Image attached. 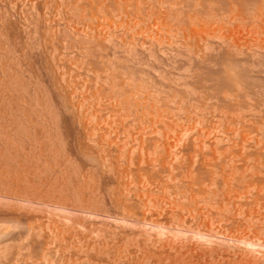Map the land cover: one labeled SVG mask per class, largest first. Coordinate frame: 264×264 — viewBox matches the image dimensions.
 Segmentation results:
<instances>
[{"label":"bare ground","instance_id":"1","mask_svg":"<svg viewBox=\"0 0 264 264\" xmlns=\"http://www.w3.org/2000/svg\"><path fill=\"white\" fill-rule=\"evenodd\" d=\"M39 1V0H38ZM56 1H58V0H56ZM61 1V0H60ZM73 2H75L74 4H75V6L77 7V8H74V9H78V11L77 10H74L75 12H79V6H81V9H83L82 7H84V9L87 7V5H90L89 7H91L94 11H96L97 12V10H99V9H102L103 11H102V13L100 12L101 10H99V12H100V14H102V15H104V11H107L108 9H109V7H107L106 9L107 10H105V5L106 4H108V3H110V1H115V2H113V3H116L117 2V5L119 4L120 5V3L123 1V0H72ZM134 1V0H133ZM133 1H131V0H129L128 2H133ZM137 1V0H136ZM142 1V0H141ZM157 2L159 1V0H156ZM166 0H164V1H160V3H159V5L158 6H160V8L162 9V7L164 8L165 7V4H167V1H169V0H167L166 2H165ZM177 2H178V0H176ZM175 1V2H176ZM187 1V0H186ZM185 1V2H186ZM189 1V0H188ZM187 1V2H188ZM195 1V0H194ZM204 0H201V3L203 2ZM206 1V3H205V5H203L204 3H202V5H203V8H204V6L206 7V5H207V2L208 3H210V1L208 0H205ZM221 1H225V2H227V3H230V5H231V3H232V7L233 8H235L234 10L232 9V7H231V11L229 12L228 10V13H230V14H227L228 15V17L229 18H231L230 20L228 19V17H227V19H226V16H225V13H224V18L227 20V21H235L234 23H236L237 21H239L240 22V25H241V23H243V24H245V23H247L248 21H251V20H249V19H247L246 17H247V14L245 13V12H247V13H249L248 15L250 16V12L252 13V9L250 8V7H252V5H253V7H255L256 5H258V3L260 4V2H264V0H221ZM220 1V3H223V2H221ZM13 2V1H12ZM11 2V3H12ZM17 2V1H16ZM23 2V1H22ZM26 2V1H25ZM29 2V1H28ZM31 2V1H30ZM40 2V1H39ZM41 2H43V1H41ZM45 2V1H44ZM43 2V3H44ZM65 2V1H64ZM108 2V3H107ZM135 2V1H134ZM139 2V1H138ZM149 1H147V2H145V3H148ZM152 2V1H151ZM174 2V1H173ZM172 1H171V3H169L168 2V4H170V5H166L167 7H169L170 8V6H171V4L173 3ZM174 2V3H175ZM179 2H180V0H179ZM191 2V1H190ZM200 1L198 0V3H199ZM213 2H215V4H216V0L215 1H213ZM212 1H211V3L210 4H212L213 3ZM217 2H218V0H217ZM263 2H262V4H261V6L263 5ZM14 3V2H13ZM56 3V2H55ZM61 3V2H60ZM123 3H124V1H123ZM123 3H122V5H123ZM125 3H127V1L125 0ZM124 3V4H125ZM152 3H154V1L152 2ZM151 3V4H152ZM174 3H173V5H174ZM181 3V2H180ZM184 3V2H183ZM189 3V2H188ZM195 3V2H194ZM196 3H197V1H196ZM195 3V4H196ZM197 3V4H198ZM2 4V3H1ZM36 4V3H35ZM62 4V3H61ZM60 4V5H61ZM64 4V3H63ZM62 4V5H63ZM66 4H68V1H67V3ZM73 4V3H72ZM70 2H69V5H72ZM132 4H135V3H132ZM131 4V5H132ZM138 4V3H137ZM139 4H142V2H140ZM148 4H150V2L148 3ZM175 4H177V3H175ZM179 4V3H178ZM177 4V5H178ZM185 4V3H184ZM187 4V3H186ZM190 4V3H189ZM188 4V5H189ZM196 4V5H197ZM209 4V5H210ZM215 4H213V5H215ZM8 5V4H7ZM28 5V4H27ZM47 5V4H46ZM57 5H59V3L57 4ZM61 5V6H62ZM86 5V6H85ZM94 5L98 8H93L94 7ZM110 5V4H109ZM118 5V6H119ZM128 5V4H127ZM129 5H130V3H129ZM130 5V7H132ZM154 5H155V3H154ZM176 5V6H177ZM187 5V6H188ZM199 5V4H198ZM208 5V6H209ZM223 5V4H222ZM228 5V4H227ZM112 7H114V5H111ZM115 6H116V4H115ZM117 6V7H118ZM124 6V5H123ZM135 6H138V5H133V7H135ZM140 6V5H139ZM141 6H143V5H141ZM152 6V5H151ZM150 6V7H151ZM156 7L155 6V8H159V7ZM175 6V5H174ZM181 6V4H179L178 5V7H180ZM194 6V5H193ZM192 6V7H193ZM201 6V4L199 5V7ZM207 6V7H208ZM216 6V5H215ZM219 6V5H218ZM218 6H216V9H218L219 7ZM258 6H260V5H258ZM257 6V7H258ZM264 6V5H263ZM24 7H26V6H24ZM39 7H40V5H39ZM64 7V6H63ZM66 7H68V5L66 6L65 5V8ZM88 7V8H89ZM111 7V8H112ZM117 7H115V8H117ZM126 7H128V6H126ZM129 7V8H130ZM146 7V6H145ZM167 7H165V8H167ZM173 6H171V8H172ZM177 7V9L179 10V8ZM182 7V6H181ZM186 6H184L183 5V8H185ZM199 7L197 6V9L199 10ZM218 7V8H217ZM250 9H249V8ZM257 7H256V10L258 11L259 9H257ZM16 8V7H15ZM31 8V7H30ZM36 8V7H35ZM70 8V7H69ZM104 8V9H103ZM128 8V9H129ZM136 8V7H135ZM135 8H130V9H132V12H133V10H135L134 11V13L136 12V9ZM154 8V7H153ZM164 8V9H165ZM169 8H167L168 10L166 11V9L164 10V9H162V10H164V13H165V11L166 12H168V13H172V12H174L171 8H170V12H169ZM187 9H189V7H186ZM191 8V7H190ZM202 8V7H201ZM201 8H200V10H199V13H198V11L195 13V14H193L192 16H191V18H190V21H191V23H189V26L187 25V27H186V29L184 30V33L187 35H185L186 36V38L187 37H189L190 39H193L194 37H196V36H198L199 34H200V32H201V30L203 31L204 29H207V28H205L206 26H208V23H210V22H208V20L210 21H214V22H217V21H219V18L221 17L222 19H223V22H224V18H223V16H221L222 15V13H220L219 15H220V17L218 18H216V14H214V13H216V12H214L215 10L213 9V11L211 12L210 10H208V9H206V10H208V13L211 15V13L212 14H214V16L213 17H215L214 19H212L213 17H211L208 13L206 14V15H209L210 16V18H208V16H206L207 18H205L203 15H204V13H203V11H205V10H201ZM208 8H210V7H208ZM213 8V7H212ZM215 8V7H214ZM230 7L228 6V9H229ZM1 9V8H0ZM50 9V8H49ZM58 9V8H57ZM60 9V8H59ZM73 9V8H72ZM97 9V10H96ZM121 9H123V7L121 8ZM143 9H144V7H143ZM175 9V8H174ZM221 9H222V7H221ZM223 9H224V7H223ZM222 9V10H223ZM253 9H255V8H253ZM11 10V9H10ZM13 10V9H12ZM27 10V9H26ZM110 10V9H109ZM118 10V9H117ZM125 9H123L122 11H124ZM142 10V9H141ZM158 10V9H157ZM160 10V9H159ZM158 10V11H159ZM171 10H172V12H171ZM181 10V9H180ZM180 10H179V12H180ZM186 10V9H185ZM190 10H192V9H189V11ZM225 10V9H224ZM223 10V11H224ZM233 10V11H232ZM247 10V11H246ZM250 10H252V11H249ZM255 10V11H256ZM261 10V9H260ZM259 10V11H260ZM7 11V10H6ZM36 11H38V8L36 9ZM57 11V10H56ZM60 11V10H59ZM74 11H73V13H74ZM83 11V10H82ZM111 11V10H110ZM129 11H131V10H129ZM140 11V10H139ZM151 11V10H150ZM183 9H182V13H183ZM202 11V12H201ZM217 11V10H216ZM221 11V10H220ZM219 11V12H220ZM256 11V12H257ZM257 12V13H254V14H256V16H254V14L253 15H251L250 17L251 18H254V20L252 19V21H257V22H259V26H260V23H262V22H264V9H262L260 12ZM263 11V12H262ZM71 12V11H70ZM83 12H85V11H83ZM90 12V9H89V11H88V13ZM94 12L92 15L90 14L89 15V17L88 18H90V16L92 17H95L96 19H97V13H99V12ZM108 12V11H107ZM107 12H105V13H107ZM118 12V11H117ZM121 12V11H120ZM125 12H128L127 11V9H126V11ZM124 12V13H125ZM137 12H138V10H137ZM142 12V11H141ZM147 12V11H146ZM154 12V13H153ZM153 12H150V13H152V14H150V15H153V14H155L156 12L155 11H153ZM161 13H162V11H160ZM160 12H158V14L157 15H160L161 13ZM186 12V11H185ZM188 12V11H187ZM200 12H201V14H200ZM207 12V11H206ZM218 12V13H219ZM233 14H232V13ZM7 13V12H6ZM92 13V12H91ZM113 13V12H112ZM129 13V12H128ZM128 13H125V14H127L128 15ZM164 13H162L160 16H164L165 14ZM167 13V14H168ZM175 13V12H174ZM174 13H173V16H172V14H170L171 16H172V18H174ZM176 13H178L177 11H176ZM181 13V12H180ZM227 13V12H226ZM1 14V13H0ZM14 14V13H13ZM82 14V13H81ZM87 14V13H86ZM86 14H82V15H86ZM99 14V15H100ZM118 14V13H117ZM143 14V13H142ZM199 14V15H198ZM232 14V15H231ZM29 15V14H28ZM78 15V14H77ZM76 15V16H77ZM88 15V14H87ZM87 15H86V17H87ZM106 15V14H105ZM123 15V14H122ZM130 15H132V14H130ZM129 15V16H130ZM135 15V14H134ZM178 15V14H177ZM181 16H183L182 14H180ZM180 15H178L177 16V18H174V20L176 19H178V20H180L181 19V17H180V19H179V16ZM195 15V18L197 17V15H198V17H199V19H201L202 17H204V19L205 20H202L201 19V21L200 22H196V20L198 21V17L196 18V20H195V18L193 17ZM200 15H202V17L200 18ZM245 15H246V17H245ZM4 16V15H3ZM5 16H7V15H5ZM10 16V15H9ZM16 16V15H15ZM36 16H38V15H36ZM61 16V15H60ZM171 16H169L168 17V15L167 16H165V17H163V18H161V17H157L159 20H160V18H161V20L163 19V21H165L164 20V18H170ZM232 16V17H231ZM254 16V17H253ZM14 17V16H13ZM39 17V16H38ZM85 16H84V21L83 22H85V18H86ZM100 18L102 17V16H99ZM99 17H98V19H99ZM104 17V16H103ZM112 17V16H111ZM125 17V16H124ZM137 17V16H136ZM140 16H138L137 18H139ZM155 17V16H154ZM5 18H7V17H4V19ZM54 18V17H53ZM78 18V17H77ZM82 18V17H81ZM87 18V19H88ZM94 18V19H95ZM156 18V17H155ZM167 18V19H168ZM171 18V19H172ZM183 18V17H182ZM194 18V19H193ZM249 18V17H248ZM11 19V18H10ZM32 19V18H31ZM63 19V18H62ZM72 19H73V17H72ZM71 19V20H72ZM75 19V18H74ZM86 19V20H87ZM91 19V18H90ZM89 19V20H90ZM93 19V18H92ZM128 19V18H127ZM146 19V18H145ZM152 19H153V16H152ZM207 19V20H206ZM14 20V19H13ZM17 20V19H16ZM15 20V21H16ZM21 20V19H20ZM26 20V19H25ZM80 20V19H79ZM100 20V19H99ZM103 20V19H102ZM126 20V19H125ZM136 20V19H135ZM148 20H149V18H148ZM157 20V19H156ZM158 20V21H159ZM160 20V21H161ZM195 20V21H194ZM248 20V21H247ZM18 21V20H17ZM34 21H36V20H34ZM33 21V22H34ZM54 21H56V20H54ZM69 21V20H68ZM92 21L93 20H91V21H88L87 23H89L90 24V22L92 23ZM94 21H96V20H94ZM101 21V20H100ZM99 21V22H100ZM107 21V20H106ZM105 21V22H106ZM130 21V20H129ZM181 21V20H180ZM183 21H184V19H183ZM204 21H205V23H204ZM222 21V20H221ZM221 21H220V23H221ZM242 21V22H241ZM244 21H246V22H244ZM251 21V22H252ZM2 22H3V20H2ZM7 22V21H6ZM11 22V21H10ZM14 22V21H13ZM31 22V21H30ZM70 22V21H69ZM78 22V21H77ZM81 22V21H80ZM97 22V21H96ZM98 22V23H99ZM102 22V21H101ZM100 22V23H101ZM105 22H103L104 23V25H105ZM135 22V21H134ZM142 22V21H141ZM144 22V21H143ZM156 22V21H155ZM166 22V21H165ZM176 22V21H175ZM239 22L237 23V24H239ZM18 23V22H17ZM40 23V22H39ZM52 23V22H51ZM62 23H64V22H62ZM72 23H74V22H72ZM133 23V22H132ZM138 23V22H137ZM158 23V22H157ZM162 23V22H161ZM160 23V24H161ZM167 23H169V22H167ZM173 23V22H172ZM213 23V22H212ZM228 23V22H227ZM230 23V22H229ZM1 24V23H0ZM3 24V23H2ZM5 24V23H4ZM13 25H11V23H9V26L12 28L13 26H14V23H12ZM28 24V23H27ZM35 24V23H34ZM54 24V23H53ZM65 24V23H64ZM84 24V23H83ZM95 24V23H94ZM148 24V23H147ZM243 24L241 25V26H243ZM251 24V23H250ZM256 24V23H255ZM8 25V24H7ZM18 25V24H17ZM17 25H16V23H15V31H18V30H16V28H17ZM20 25V24H19ZM18 25V26H19ZM24 25V24H23ZM23 25H22V27H23ZM33 25V24H32ZM38 25V24H37ZM51 25V24H50ZM67 25V24H66ZM65 25V26H66ZM75 26H76V24H74ZM80 26H81V24H79ZM86 25V24H85ZM92 25V24H91ZM97 25V24H96ZM99 25V24H98ZM112 25V24H111ZM114 25V24H113ZM124 25V24H123ZM139 25H141V24H139ZM158 25V24H157ZM162 25V24H161ZM167 25V24H166ZM226 25V24H225ZM228 25V24H227ZM230 25V24H229ZM246 25V24H245ZM243 26L242 27V29L243 30H241V31H245L244 29H246V27L248 26V23H247V26ZM4 26V25H3ZM60 26V25H59ZM70 25H68V27H69ZM78 26V25H77ZM88 27H89V25H87ZM86 26V27H87ZM121 26V25H120ZM150 26V25H149ZM160 26V25H159ZM165 26V25H164ZM163 26V27H164ZM168 26V25H167ZM169 26H171V25H169ZM212 26V25H211ZM223 26V25H222ZM234 26H235V28H234ZM234 26H233V29L231 30V29H229V30H231L230 32V34L231 35H236V34H239V35H237V36H240V33H242V35L244 34L243 32H241L240 31V27L241 26H237L236 27V24H234ZM259 26H258V28H259ZM2 26H0V35L2 36V37H6V35H7V37H8V39L9 38H12L13 37V33L12 32H14V29L13 30H11L12 32H10L9 30H10V27L8 28V26H4V27H7V29H9V30H5V29H3L4 30V34H6V35H2L1 33H3V31H2V28H1ZM27 27V26H26ZM26 27L24 28V29H26ZM35 27V26H34ZM62 27H63V25H62ZM82 27V26H81ZM92 27V26H91ZM90 27V28H91ZM95 26H93V28H94ZM106 27V26H105ZM148 27V26H147ZM230 27V26H229ZM249 27H251L250 25L248 26V28ZM19 28V27H18ZM36 28V27H35ZM51 28H53V27H51ZM64 28V27H63ZM98 28V27H97ZM103 28V27H102ZM108 28V27H107ZM113 28H115V27H113ZM126 28V27H125ZM139 28V27H138ZM161 28V27H160ZM254 28H255V26H254ZM257 28V29H258ZM262 28H264V23H263V27ZM20 29H22V28H20ZM47 29V28H46ZM84 29V28H83ZM87 29H89V28H87ZM86 29V32L88 31ZM96 29V28H95ZM105 29V28H104ZM116 29V28H115ZM130 29V28H129ZM146 29V28H145ZM164 29H166V28H164ZM251 29V28H250ZM249 29V30H250ZM260 29V28H259ZM37 30V29H36ZM39 30V29H38ZM49 30V29H48ZM53 30V29H52ZM60 30V29H59ZM70 30V29H69ZM73 30V29H72ZM108 30V29H107ZM122 30V29H121ZM148 30V29H147ZM163 30V29H162ZM167 30H169V29H167ZM214 30V29H213ZM212 30V31H213ZM2 31V32H1ZM22 31V30H21ZM54 31V30H53ZM67 31V30H66ZM90 31H91V29H90ZM98 31V30H97ZM124 31V30H123ZM134 31V30H133ZM156 31V30H155ZM206 31H208V30H206ZM256 31H258V30H256ZM264 32L263 30H261L260 29V32ZM23 32V31H22ZM21 32V33H22ZM28 32H29V30H28ZM30 32H31V29H30ZM33 32V31H32ZM31 32V33H32ZM37 32V31H36ZM49 32V31H48ZM62 32V31H61ZM77 32V31H76ZM79 32V31H78ZM85 32V33H86ZM96 31H94V33H95ZM98 32H100V31H98ZM108 32V31H107ZM146 32V31H145ZM165 32H167V31H165ZM179 32V31H178ZM246 32V31H245ZM252 32V31H251ZM259 32V33H260ZM17 33V32H16ZM20 33V34H21ZM34 33V32H33ZM50 33V32H49ZM48 33V34H49ZM64 33V32H63ZM80 33H81V31H80ZM85 33H84V35H85ZM142 33V32H141ZM148 33H149V31H148ZM156 33V32H155ZM203 33H204V31H203ZM19 34V35H20ZM24 34L26 35V31H24ZM29 34V33H28ZM45 34V33H44ZM53 34H54V32H53ZM59 34V33H58ZM66 34V33H65ZM83 34V33H82ZM90 35H91V33H89ZM100 34V33H99ZM103 34V33H102ZM101 34V35H102ZM125 34H126V32H125ZM160 34V33H159ZM181 34H183V33H181ZM221 34V33H220ZM256 34V33H255ZM16 35V34H15ZM14 35V36H15ZM74 35V34H73ZM78 35L80 36V34L78 33ZM88 35V34H87ZM87 35L85 36V37H87ZM109 35V34H108ZM108 35H106L105 34V36H108ZM112 35V34H111ZM119 35H120V33H119ZM151 35V34H150ZM155 35V34H154ZM203 35V34H202ZM214 35V34H213ZM223 35V34H222ZM249 35V34H248ZM259 35V34H258ZM258 35H256V36H258ZM262 36H263V34H261ZM18 36V35H17ZM30 36V35H29ZM45 36V35H44ZM53 36V35H52ZM62 36H64V35H62ZM69 36V35H68ZM99 36V35H98ZM113 36V35H112ZM149 36V35H148ZM163 36V35H162ZM168 36V35H167ZM200 36V35H199ZM198 36V38H201V37H199ZM208 36V35H207ZM210 36H211V34H210ZM2 37H0V39H2ZM24 37V36H23ZM35 37V36H34ZM58 37H59V35H58ZM66 37V36H65ZM85 37H84V39H85ZM88 37H90V36H88ZM97 37V36H96ZM102 37H104V36H102ZM111 37V36H110ZM110 37H108V38H110ZM155 37V36H154ZM165 37V36H164ZM182 37V36H181ZM215 37V36H214ZM213 37V38H214ZM219 37V36H218ZM233 37V36H232ZM248 37V36H247ZM17 38V37H16ZM15 37H13L12 39H16ZM19 39L18 40H20V38L21 37H18ZM27 38H28V36H27ZM29 38H31V37H29ZM63 38V37H62ZM61 38V39H62ZM73 38V37H72ZM71 38V39H72ZM79 38H81V37H79ZM91 38V37H90ZM95 38V37H94ZM93 38V34H92V38H91V40H93V41H90V42H93V44H97V43H95L94 42V40H96V39H94ZM101 38V37H100ZM105 38V37H104ZM107 38V37H106ZM105 38V39H106ZM115 38V37H114ZM133 38V37H132ZM189 38H188V40H189ZM209 38H211L212 39V37H208V39ZM222 38V37H221ZM220 38V39H221ZM243 38V37H242ZM252 38H253V36H252ZM258 38V37H257ZM261 38V37H260ZM40 39V38H39ZM47 39V38H46ZM104 39V40H105ZM111 39V38H110ZM139 39V38H138ZM155 39V38H154ZM165 39V38H164ZM177 39H179V38H177ZM248 39V38H247ZM3 40V42L5 41V39H2ZM23 40V39H22ZM28 40V39H27ZM52 40V39H51ZM55 40H57L56 38H55ZM60 40V39H59ZM69 40V39H68ZM75 40V39H74ZM90 39H88L87 38V40H84L85 42L86 41H89ZM111 40H113V37H112V39ZM133 40V39H132ZM152 40V39H151ZM173 40V39H172ZM202 40V39H201ZM200 40V41H201ZM222 40V39H221ZM227 40H229V39H227ZM226 40V41H227ZM9 41H13V40H9ZM8 40L6 41L7 42V45L5 44L6 42H1V44L3 43V44H5L6 46H7V48H9L8 50H10L11 48H13L12 46H10V47H8V43H9V45H11V42H9ZM15 41H17V40H15ZM15 41H13V42H15ZM29 41V40H28ZM41 41H43V40H41ZM45 41V40H44ZM73 41V40H72ZM79 41V40H78ZM84 41H81L82 42V45L81 46H85V45H83V42ZM105 41H107V39L105 40ZM146 41V40H145ZM178 41V40H177ZM191 41V40H190ZM189 41V42H190ZM206 41V40H205ZM220 41V40H219ZM224 42H225V40H223ZM230 41V40H229ZM232 41V40H231ZM25 42V41H24ZM23 42V43H24ZM31 42V41H30ZM29 42V43H30ZM32 42H34V41H32ZM31 42V43H32ZM58 42V41H57ZM65 42V41H64ZM80 42V41H79ZM80 42V43H81ZM100 43L101 42H103L104 43V41H99ZM110 42V41H109ZM154 42V41H153ZM236 42V41H235ZM251 42V41H250ZM17 43V42H16ZM15 43V44H16ZM21 43V42H20ZM40 43V42H39ZM42 43V42H41ZM112 43V42H111ZM114 43H117V42H115L114 41ZM139 43V42H138ZM146 43V42H145ZM158 43V42H157ZM165 43V42H164ZM181 43V42H180ZM186 43V42H185ZM184 43V44H185ZM194 43V42H193ZM204 43V42H203ZM229 43V42H228ZM251 43H254V42H251ZM258 43H259V40H258ZM0 44V45H1ZM13 44V43H12ZM14 44V45H15ZM18 44V43H17ZM26 44H28V43H26ZM33 44V43H32ZM44 44V43H43ZM47 44V43H46ZM49 44V43H48ZM53 44V43H52ZM59 44V43H58ZM65 44V43H64ZM78 44V43H77ZM76 44V45H77ZM99 44V43H98ZM106 44H108V41H107V43ZM110 44V43H109ZM108 44V47H107V50H109L108 48H109V45ZM186 44H188V42L186 43ZM207 44V43H206ZM208 44H210V42H208ZM238 44V43H237ZM4 45V46H5ZM80 45H78V46H80ZM88 45V44H87ZM91 45V44H90ZM117 45V44H116ZM120 45V44H119ZM126 45V44H125ZM176 45V44H175ZM190 44H188V46H189ZM253 45V44H252ZM251 45V46H252ZM258 45V44H257ZM28 46V45H27ZM35 46V45H34ZM74 46V45H73ZM89 46V45H88ZM88 46H85L84 48H86V53H85V57H88L89 58V68L88 69H86V71H87V73L89 72L90 74H89V76L91 75V74H93L92 76H94V77H92V79H96L97 81H96V83L97 82H99V80H101L103 77H104V79H103V81H106L105 83L102 81L101 83H103V86H104V84H108V85H105L104 87H106V86H108V88L106 89V90H104V93L106 94L107 92V90L109 91V93H107L106 94V96L108 95V96H110V97H108L107 99L108 100H110V103L109 102H107L108 100L105 98L106 96H105V94H103V87L101 88V94L102 95H104V97L103 96H100V98L98 99V101L101 99V97H103V99L105 98V100H103V99H101L100 101H99V103H100V105H98L99 106V108H103L102 106L103 105H101L103 102H105L106 104L108 103V105L110 104V106H111V111H110V106H106V108L107 107H109L108 109V111H109V113L107 112V110H105L106 112H107V115L105 114V118H107V116H109V117H112L113 119V121H111V118L110 119H106L110 124H111V122L113 123L112 124V128H113V125L115 126V122H117L115 119H117V117H118V119H120V120H118V121H120L119 123H120V125L122 126H120L119 124L117 125V127H121V130H122V128L124 129L125 128V125H126V123L127 122H125V120H127V121H130V120H128L129 119V117L131 116L130 115V113H131V111L132 110H135V112L134 113H136V116H138V115H143V113H145L144 112V110L145 111H149L150 112V110L152 111L150 114H154V115H156V114H160V115H162V116H164L162 113H156V111H157V109H158V107H162V106H159L158 104H160L159 102L163 99V96H161L162 97V99L161 98H159V97H157L158 96V94L156 95V97L157 98H152L151 96L153 95V94H150V97H147V98H149V99H146V97H145V95H144V92H149L150 93V91H151V93H154V92H152V91H155V90H150V91H144V89H146L145 87H147V86H149V85H147L146 83H145V81H144V83L147 85V86H143L144 87V89H134V88H132L131 86V88L130 87H128V83H130V82H128L127 83V81H130L131 79L129 78V77H127V75H125V73H127L126 71L128 70V68H127V70H126V68L124 69V70H126V71H123L122 69L124 68V66H123V68L122 69H120L119 70V67L121 68L122 66L121 65H125V64H123V63H121L122 61H119L118 63L120 64L121 63V65L119 66L118 64V68H116V71L117 72H119L120 71V79H119V81H118V79H116V81H114L115 79L113 78V77H116L117 78V76L119 77V75H118V73L117 72H114L115 70H114V67L116 66L117 67V65H116V63L114 62L115 60H114V58L113 57H110L112 54L111 53H109L110 51H111V49L109 50V52L107 51V50H105V51H107L109 54H111L110 56L108 55V53L106 52V54H102L101 52V54H100V56L101 57H99V55H95V53L93 52V54L94 55H92V51H90V46L88 47ZM93 46V45H92ZM96 46H99V45H96ZM103 46V45H102ZM105 46V45H104ZM103 46V47H104ZM111 46H113V45H111ZM122 46V45H121ZM136 46V45H135ZM152 46V45H151ZM183 46V45H182ZM203 46H204V44H203ZM208 46V45H207ZM206 46V47H207ZM215 46H217V45H215ZM215 46H214V48H215ZM224 47H225V45H223ZM234 47H232V49H231V51H233V54H237V55H240V50L242 49V47L240 48V49H238L239 48V46L238 47H236L235 46V44L233 45ZM1 47V46H0ZM18 47V46H17ZM20 47V46H19ZM26 47V46H25ZM30 47H32V46H30ZM37 48H40V47H38V46H36ZM36 47H33L35 50H38V49H36ZM43 47V46H42ZM45 47V46H44ZM70 47H71V45H70ZM74 47H76V46H74ZM82 47V48H83ZM117 47H118V45H117ZM143 47V46H142ZM159 47H161V46H159ZM202 47V46H201ZM230 47V45L228 46V48ZM244 47V46H243ZM258 47V46H257ZM2 48V47H1ZM7 48H5L4 47V51H8L7 50ZM15 48V47H14ZM24 48V47H23ZM28 48V47H27ZM62 47H60V49H61ZM67 48H68V46H67ZM78 48V47H77ZM81 48V47H80ZM89 48V53L87 52V49ZM93 48V47H92ZM96 48V47H95ZM115 48V47H114ZM123 48H124V46H123ZM126 48V47H125ZM131 48V47H130ZM152 48V47H151ZM172 48V47H171ZM180 48V47H179ZM183 48H185V47H183ZM193 48V47H192ZM204 49H205V46L203 47ZM208 48V47H207ZM206 48V49H207ZM212 48H213V46H212ZM217 48V47H216ZM220 48H222V47H220ZM220 48H218V49H220ZM226 48V47H225ZM253 48V47H252ZM6 49V50H5ZM21 49V48H20ZM32 49V48H31ZM30 49V51L33 53V49L31 50ZM41 49V48H40ZM48 49V48H47ZM57 49V48H56ZM70 49V48H69ZM79 49V48H78ZM99 49H100V46H99ZM117 49V48H116ZM122 49V47L120 48V51H119V48H118V52L120 53L121 51L123 52V49ZM128 49V48H127ZM126 49V50H127ZM210 48H208V50H209ZM244 49V48H243ZM242 49V50H243ZM1 50V49H0ZM11 50H13L14 51V49H11ZM10 50V52H12ZM18 50V49H17ZM22 50V49H21ZM29 50V49H28ZM34 50V51H35ZM43 50V49H42ZM74 50H76V49H74ZM82 50V49H81ZM98 50V49H97ZM145 50V49H144ZM178 50V49H177ZM176 50V51H177ZM186 50V49H185ZM184 50V51H185ZM189 50V49H188ZM194 50V49H193ZM192 50V51H193ZM208 50H207V53H208ZM212 50V49H211ZM211 50H209V52L211 51ZM222 50V49H221ZM229 50V49H228ZM245 50V49H244ZM253 50V49H252ZM25 51H27L26 50V48H25ZM41 51V50H40ZM45 51V50H44ZM70 51V50H69ZM77 51V50H76ZM99 51V50H98ZM105 51H103V52H105ZM113 51V50H112ZM115 51L117 52V50H115L114 49V53H115ZM134 51V50H133ZM133 51H131V52H133ZM165 51V50H164ZM182 51H183V49H182ZM201 51V50H200ZM204 52H205V50H203ZM215 51H217V50H215ZM238 51H239V53H238ZM255 50H253L252 52H254ZM1 52V51H0ZM3 52V51H2ZM9 52V51H8ZM7 52V53H8ZM9 52V53H10ZM29 52V51H28ZM37 52V51H36ZM35 52V53H36ZM42 52V51H41ZM50 52V51H49ZM57 52V51H56ZM55 52V53H56ZM59 52V51H58ZM97 52V51H96ZM129 52V51H128ZM130 52V53H131ZM148 52V51H147ZM170 52V51H169ZM179 52V51H178ZM214 52V51H213ZM218 52V51H217ZM224 52H226V51H224ZM235 52V53H234ZM251 52V53H252ZM260 52V51H259ZM6 53V52H5ZM14 53V52H13ZM60 53H61V51H60ZM75 53V52H74ZM73 53V54H74ZM77 53V52H76ZM79 53H80V51H79ZM99 52H97V54H98ZM119 53H117V54H119ZM127 53V52H126ZM162 53V52H161ZM166 53V52H165ZM196 53H198V52H196ZM200 53H202V52H200ZM216 53V52H215ZM219 53V52H218ZM232 53V52H231ZM230 52H229V56H231V58H232V55H230L231 54ZM255 53V52H254ZM2 54V53H1ZM1 54H0V57H1ZM10 54H12V53H10ZM22 54V53H21ZM39 54H40V52H39ZM38 54V55H39ZM58 54V53H57ZM67 54V53H66ZM65 54V55H66ZM69 54V53H68ZM67 54V55H68ZM71 54V53H70ZM117 54H116V56L115 57H117L118 58V56H117ZM156 54H158V53H156ZM183 56H184V54L183 53H181ZM187 54V53H186ZM190 54V53H189ZM199 54V53H198ZM204 54V53H203ZM217 54V53H216ZM222 54V53H221ZM242 54H243V52H242ZM241 54V55H242ZM244 54H245V52H244ZM250 54V53H249ZM258 54V53H257ZM261 54H262V52H261ZM261 54H260V56L259 57H261ZM3 55H6V54H3ZM3 55H2V57H3ZM18 55V54H17ZM26 55H28V54H26ZM38 55H36V56H38ZM49 55V54H48ZM62 55H64V52H63V54ZM82 55V54H81ZM106 57H105V56ZM122 55V54H121ZM120 55V56H121ZM126 55V54H125ZM131 55H133V54H131ZM135 55H136V53H135ZM163 55V54H162ZM165 55V54H164ZM201 55V54H200ZM209 55H211L210 53H209ZM215 55V54H214ZM227 55V54H226ZM236 55V57H237V59H239V56H237ZM247 55H248V53H247ZM252 55H253V53H252ZM256 55V54H255ZM264 55V54H263ZM8 56H9V54H8ZM35 56V55H34ZM39 56H41V54L39 55ZM50 56H52V55H50ZM54 56H57V55H55L54 54ZM58 56H60L59 54H58ZM70 56V55H69ZM68 56V57H69ZM72 56V55H71ZM74 56H77V54L76 55H74ZM80 56V55H79ZM91 56V57H90ZM123 56V55H122ZM127 56V55H126ZM134 56V55H133ZM154 56V55H153ZM176 56V55H175ZM179 56V55H178ZM177 56V57H178ZM197 56V55H196ZM213 56V55H212ZM249 56V55H248ZM7 57V56H6ZM10 57H13V55H11ZM9 57V58H10ZM14 57H15V55H14ZM22 57V56H21ZM20 57V58H21ZM31 57H32V55H31ZM46 57V56H45ZM62 57V56H61ZM60 57V58H61ZM84 57V58H85ZM129 57V56H128ZM128 57H126V58H128ZM135 57V56H134ZM159 57V56H158ZM157 57V58H158ZM189 57V56H188ZM202 57H204V58H206L207 57V55H205V56H202ZM209 57V56H208ZM224 57V56H223ZM235 57V56H234ZM236 57L234 58L235 60H236ZM258 57V56H257ZM16 58V57H15ZM23 58H25L24 57V55H23ZM26 58H28V56L26 57ZM41 58V57H40ZM44 58V57H43ZM51 58V57H50ZM76 58V57H75ZM78 58H80V57H78ZM84 58H83V62H86V63H88L87 61H88V58H85V60L87 59V61H85L84 60ZM106 58V59H105ZM113 58V59H112ZM121 58V59H120ZM120 58H118L119 60H124V58L122 59V57H120ZM125 58V59H126ZM132 59H133V57H131ZM136 58V57H135ZM190 58V57H189ZM193 58V57H192ZM198 58H200V57H197L196 59H198ZM203 58V59H204ZM213 58V57H212ZM215 58V57H214ZM226 58V57H225ZM228 58V57H227ZM227 58H226V60H227ZM241 58V57H240ZM245 58H247V57H245L244 56V59ZM254 58V57H253ZM263 58V57H262ZM3 59V58H2ZM13 59V58H12ZM17 59H19V57H17ZM37 59V58H36ZM45 59V58H44ZM43 59V60H44ZM117 59V60H118ZM131 59V60H132ZM148 59V58H147ZM152 59H154V58H152ZM156 59V58H155ZM194 59H195V57H194ZM202 59V58H201ZM202 59V60H203ZM210 59V58H209ZM224 59V58H223ZM229 59V58H228ZM251 60H253L252 58H250ZM254 59H258V58H254ZM260 59V58H259ZM10 60V59H9ZM8 60V61H9ZM15 61H16V59H14ZM14 60H12V61H14ZM25 60V59H24ZM30 61H31V59H29ZM59 60V59H55L54 57L52 58V60L50 59V61H52L51 63H49L51 66L49 67V70H50V68H51V70H53V67L55 68L56 67V69H58L59 70V65H57V66H54L53 65V67H52V64H54L53 63V61H55V62H57V61ZM68 60V59H67ZM72 60H74V59H72ZM114 60V61H113ZM187 60V59H186ZM193 60V59H192ZM199 60V59H198ZM205 60V59H204ZM217 59H215V61H216ZM233 61L232 59H231V61H229L228 60V66H227V62H225V64H224V67L225 66H227V67H225V69H224V67H222V65H223V62L222 61H225V60H222V61H220L219 60V63L221 62L222 63V65L220 66V68L222 67L223 69L222 70H225V73L224 74H222V75H220V76H226V78L227 79H223L222 77V79L225 81H223V82H219V84L217 85L216 83V85L217 86H214V84H213V86H211V84H210V86L212 87H210L211 89H213V91L214 90H216L215 91V93H211V91L208 89V88H206V90L208 89L209 91H210V93L211 94H213L212 95V98H213V100L215 101L214 103H216V104H219V105H221V106H224V109H225V107L226 108H228V110H230V108L232 109H235V111H236V109H238V108H240L239 106H243V104L244 103H246L245 101H248L249 99H247V98H249L250 97V95L252 94V96L255 94V93H259V95H262L263 96V94H264V85H262V82H261V84H260V81L262 80L263 81V79H264V73H262V71L264 70V67H263V69L262 68H260V67H262V66H259L260 64H257V62L255 61V64H254V61L252 62V63H248V61H249V58H248V61H244L243 59H240V60H236V61ZM245 62H243V61ZM262 60V59H261ZM7 61V60H6ZM11 61V60H10ZM11 61V63H13L14 64V62H12ZM19 61H21V60H19ZM27 61V60H26ZM33 61V60H32ZM41 61H42V59H41ZM46 61V60H45ZM71 61V60H70ZM78 61V60H77ZM81 61H82V59H81ZM128 60H124L123 62H127ZM159 61H161V60H159ZM189 61V60H188ZM210 61V60H209ZM214 61V60H213ZM212 61V62H213ZM264 61V60H263ZM262 61V62H263ZM2 62H4V61H2ZM37 63L39 62V61H36ZM49 62V61H48ZM82 62V63H83ZM100 62L103 64V66H99V64H100ZM104 62V63H103ZM167 62V61H166ZM169 62V61H168ZM191 62V61H190ZM197 62V61H196ZM208 62V61H207ZM206 61H205V63H207ZM217 62V61H216ZM261 62V63H262ZM10 63V62H9ZM16 63H17V61H16ZM15 63V66L17 67V64ZM25 63V62H24ZM29 63V62H28ZM35 63V62H34ZM59 63H60V61H59ZM62 63V62H61ZM72 63V62H71ZM70 63V64H71ZM74 63L76 64V63H79V62H75L74 61ZM106 63V64H105ZM115 63V64H114ZM129 63V62H128ZM131 63V62H130ZM153 63V62H152ZM173 63V62H172ZM199 63V62H198ZM202 63V62H201ZM204 63V62H203ZM210 63V62H209ZM214 63V62H213ZM220 63V64H221ZM242 63V64H241ZM246 63H248V66H247V64ZM258 63H260L259 62V60H258ZM2 63H0V65H1ZM3 64H5V67H6V65L8 64H6V62H4ZM46 64V63H45ZM57 64V63H56ZM55 64V65H56ZM74 64V65H75ZM145 64V63H144ZM149 64V63H148ZM159 64V63H158ZM165 64V63H164ZM188 64V63H187ZM215 64V63H214ZM258 66H257V65ZM264 64V63H263ZM9 65H11L12 66V64H9ZM19 65V64H18ZM38 65H39V63H38ZM46 65H48V64H46ZM46 65L44 66V67H46ZM61 65V64H60ZM77 66H78V64H76ZM86 64H84V66H85ZM133 65V64H132ZM146 65V64H145ZM173 65V64H172ZM194 65H196V64H194ZM203 65V64H202ZM206 65V64H205ZM208 65V64H207ZM211 65H212V63H211ZM215 65H217V64H215ZM214 65V66H215ZM4 66V65H3ZM3 66H0V67H2L1 69H0V264H83L82 263V261L84 260V257L82 256V254H85V252H86V245H88V247H87V249H89V250H87V257L85 256V259H86V261H85V264H108L107 262H105L106 261V259L105 258H111V260L110 259H107V261L108 260H110V261H112L113 262V259L115 258L116 259V263H115V259H114V264H119L120 262H121V260H122V258H119L120 259V262H118L117 263V260L119 261V259H117L118 258V256L116 255V254H118V253H116V252H114L117 248H120V246L119 247H116L115 248V250L114 249H112V253H111V251H108L107 252V246L106 245H108L109 244V242L107 241L106 242V239H104L105 241L104 242H102L101 241V239L100 238H104L105 237V235H106V233H104L105 231H109L110 233H109V235H111V233L113 234V237H115V238H117L116 236L118 235V234H121V235H123L122 237H123V239H129V237H136L135 239H137V240H139V237H140V240H141V238H142V240L139 242V241H137L138 243V245H135L136 246V249H135V251H134V253L135 254H133V255H136V258L137 259H141L143 256H146V255H144L145 253L143 252V251H145V250H143L142 248L143 247H145L146 248V250L148 249V246L150 247V245L152 244V245H154L155 244V242H158V245L159 246H157V243H156V245L155 246H153L154 247V249L157 247H159L160 248V246H161V248L163 247V245L166 243V242H164L165 241V239H164V236L162 235V236H160L159 234H157L156 233V231H148L147 229H144V228H142V229H135L134 228V223H136V222H138L139 223V221H141V222H146V217L147 216H145L144 214H143V212H142V214H143V218H140V217H142V215H140V217H138L139 215H138V213H139V211L141 212V210H139V208H141L142 210H143V207H148L149 206V208L151 207V205H154L153 203H154V201H156V199H155V194L157 193V192H159V193H161V191H158L159 189V187H157L159 184L158 183H160V182H163V184L165 185V183L167 184V182L169 181V183H171L172 182V185H174V188L176 189V187H177V185H179V184H181V183H176V184H173V179H172V181L170 182V180H168V181H166L165 179L168 177L167 175V177H165V178H162V179H164L165 181H160L159 182V179L160 178H158V180L156 181L155 179H156V177L154 176L155 174L154 173H156V174H158V176H159V165H157L156 164V162L158 161V158H157V160H155L154 162L155 163H153L152 162V160H151V163L152 164H149V166L146 164L147 163V161L145 162L144 160H145V158L147 157L146 156V154L144 155L143 153H141L142 154V156H140L141 158H138V159H143L145 156V158H144V162H145V164H146V166H148V168H146V167H144V165L141 163V164H139L137 161V159L136 158H134V156H130V158L133 160H131L132 162H128L129 163V165L127 164V166H125V164L124 165H122L121 166V163H123L125 160H119V158H121V157H119V156H122L121 154H122V151H124L125 149H127V145H125L124 146V148L122 149V151H121V154H119V153H117V157L118 158H116L115 156H116V149H115V151L113 152L112 150V152H111V154L112 155H114V153H115V155H114V157L115 158H109V155H107L108 154V152H110V150H106V151H108L107 152V154L105 153V149L107 148V147H105V144H107V142L109 141H107L106 143H105V141L106 140H104L102 137H101V141H102V139H103V141H104V143L105 144H103V143H101L100 144V142H98V138H99V134L100 135H102V134H104V133H102V131L100 130V132L102 133H100L99 132V127L98 126H96V124H94V123H96L97 122V119H95L96 121L93 123V126L92 127H94L95 126V128L97 127V128H99L98 129V134H94V137H95V135H97V137L95 138V140H97V141H94V139H93V134H92V132L93 133H96L97 132V128H96V131H94L95 130V128H94V130H91V133H90V128L92 129V127L90 126L91 124H89V122L90 123H92L93 122V120L92 119H94V117L96 116V113H94L95 112V110L96 109H98V110H100V111H98V110H96V112L98 111V112H100V113H102L101 114V116L103 115V113H106L105 111H104V109H102V111H101V109H99V108H97L96 107V105H95V107L93 108V104H91L92 105V109H93V112H92V109H90L89 107H87L86 106V103H85V101H87V100H89L87 97H86V100L83 102V100H82V95L86 92H83V94H81V89L84 91V89H83V87L85 88V83L87 82L88 83V85L89 86H92L91 84H95L94 82V80H90L91 79V77H89L88 75H87V73H84L83 72V70H81L84 74H86L87 76H88V78L89 79H87V81L86 82H84V86L82 87V84H80L81 86L80 87H82L81 89H79V88H77L78 86H79V84H77L78 86H76V85H74V87L76 88V90L75 89H73L74 87H73V84L71 83V85H72V87L69 85L70 84V82L72 81L73 82V80H71L72 79V77L70 78V81L68 82V86H69V88H70V93H71V95L70 94H68V98H70L69 100H66V97H64V95H65V90L64 89H66V88H68V86H67V82H65V78H68V73H66V72H63L62 74H63V76H65V77H63L62 75H60V70L59 71H57V73L60 75V78L61 77H63V80H64V82H65V84H64V86H62L63 84L61 83V82H63V80L61 79V81H60V79H59V75L57 76V73H55L54 72V74H56V76H53V78L52 79H54V77H58V79H54L55 80V82H56V80H57V83L60 85V84H62V85H60V86H62V89H61V87L57 84V86H59L60 87V89L62 90V92L61 91H56V89L55 88H58V87H56L55 86V82H53V81H51L52 79L50 78V81L52 82V83H55V84H51L52 86H50V84L48 85L47 83H48V77H50V75L48 74V67L47 68H45V69H47V72L44 74L43 72H42V70H43V66H42V68L41 67H39V74H37L38 76L36 77V75H35V77L36 78H32L34 81H32V82H36V83H33V84H31L32 82H30L29 80H27L28 82V84L27 83H25L26 81H24V80H26V79H22L21 77H19V76H17V74L15 75L14 73H12L13 74V76H12V74H11V76L9 75L11 72H9L10 70V68L8 67V68H5V67H3ZM10 66V67H11ZM25 66V65H24ZM35 66H36V64H35ZM64 66V65H63ZM61 67V68H64V67ZM71 66H73V65H71ZM80 66V65H79ZM82 66V65H81ZM80 66V67H81ZM84 66H83V68H84ZM87 66H88V64H87ZM126 66H127V64H126ZM144 66V65H143ZM162 66V65H161ZM160 66V67H161ZM198 66H199V64H198ZM197 65L195 66V68H197L198 67ZM200 66H201V64H200ZM213 66V65H212ZM212 66H209V67H212ZM213 66V67H214ZM14 67V66H13ZM27 67V66H26ZM36 67H38V66H36ZM74 67H76V66H74ZM99 67H101V68H104V70L105 71H103L104 72V74H102L101 72V76L99 77V72L97 71V70H102V69H100ZM128 67H129V64H128ZM157 67H159V66H157ZM156 67V68H157ZM165 67H167V66H165ZM202 67V66H201ZM212 67V68H213ZM241 67V68H240ZM5 68V69H4ZM17 68H19V67H17ZM29 68V67H28ZM132 68H133V66H132ZM136 68V67H135ZM146 68V67H145ZM147 68H149V67H147ZM153 68V67H152ZM162 68V67H161ZM160 68V69H161ZM164 68V67H163ZM191 68H193V67H191ZM214 68H216V67H214ZM258 68H260V71H259V69ZM6 69H8V70H6ZM13 69V68H12ZM40 69H41V72H40ZM69 70L71 69V68H68ZM118 69V70H117ZM190 69V68H189ZM203 69H204V67H203ZM4 70V71H3ZM14 70V69H13ZM21 70V69H20ZM55 70V69H54ZM61 70H63V69H61ZM66 70V69H65ZM72 70L73 69H71L70 71L72 72ZM114 70V71H113ZM131 70V69H130ZM129 70V71H130ZM134 70V69H133ZM156 70H158L159 71V69H156ZM161 70H163V69H161ZM197 70H198V68H197ZM196 70V71H197ZM210 70V69H209ZM262 70V71H261ZM6 71H8V72H6ZM15 71V70H14ZM22 71H23V69H22ZM35 71V70H34ZM44 71V70H43ZM75 71V70H74ZM72 72V73H75V72ZM79 71V70H78ZM85 71V70H84ZM85 71V72H86ZM114 73H113V72ZM138 71V70H137ZM141 71V70H140ZM146 71H148V70H146ZM151 71V70H150ZM166 71V70H165ZM187 71V70H186ZM203 71V70H202ZM215 71V70H214ZM213 71V72H214ZM219 71V70H218ZM16 72L17 73H19V70L17 71V69H16ZM15 72V73H16ZM21 72V71H20ZM25 72V71H24ZM24 72H23V76H24ZM50 72V71H49ZM62 72V71H61ZM131 72H132V70H131ZM143 72H144V70H143ZM149 72V71H148ZM162 72V71H161ZM171 72V71H170ZM185 72V71H184ZM213 72H211L212 74H214ZM222 72V71H221ZM221 72H219V74L221 73ZM264 72V71H263ZM22 73V72H21ZM27 73V72H26ZM33 73V72H32ZM31 73V74H32ZM36 73V72H35ZM72 73H70L71 75H73ZM113 73V74H112ZM115 73H116V76H115ZM130 73V72H129ZM141 73V72H140ZM158 73V72H157ZM166 73H168V72H166ZM165 73V74H166ZM176 73V72H175ZM200 73V72H199ZM205 73V72H204ZM204 73H201V74H204ZM210 72L209 73H206V75L208 74V76H209V74H211ZM28 74V73H27ZM67 74V75H66ZM76 74H77V72H76ZM135 74V73H134ZM147 74V73H146ZM149 74V73H148ZM162 74V73H161ZM174 74V73H173ZM187 74V73H186ZM211 74V75H212ZM216 74H218V73H216ZM16 77H15V76ZM18 75H20V74H18ZM26 75V74H25ZM52 75V74H51ZM102 75H103V77H102ZM133 75V74H132ZM159 75V74H158ZM175 75V74H174ZM178 75V74H177ZM188 75V74H187ZM205 75V74H204ZM210 75V76H211ZM21 76V75H20ZM28 76H29V74H28ZM31 76V75H30ZM33 76V75H32ZM79 76V75H78ZM81 76V75H80ZM129 76H130V74H129ZM147 76V75H146ZM167 76V75H166ZM169 76V75H168ZM176 76V75H175ZM179 76V75H178ZM185 76V75H184ZM184 76H182V78H184ZM209 76V77H210ZM213 76V75H212ZM211 76V77H212ZM215 76L217 77V79H219V80H221L220 79V76L218 77L217 75H214L212 78H213V80H215ZM20 79H19V78ZM52 77V76H51ZM81 77H83V76H81ZM84 77H85V75H84ZM102 77V78H101ZM129 78L130 80H127V78ZM130 77H132V76H130ZM135 77H137V76H135ZM145 77V76H144ZM150 77V76H149ZM170 77V76H169ZM198 77V76H197ZM246 77H248V78H246ZM251 77H253V78H251ZM16 78H18L20 81H21V79H22V81H24V82H20L19 80V82L20 83H18V81H17V79ZM26 78V77H25ZM87 78V77H86ZM134 78V77H133ZM139 78V77H138ZM147 78V77H146ZM162 78V77H161ZM166 78H168V77H166ZM171 78V77H170ZM170 78H168L167 80H170L171 81V79ZM172 78H173V76H172ZM186 78V77H185ZM184 78V79H185ZM212 78H211V81H212ZM254 80V78L256 79V80H254L253 82H252V80ZM36 79H38V80H36ZM40 79V80H39ZM69 79V78H68ZM82 79V78H81ZM99 79V80H98ZM136 79V78H135ZM140 79V78H139ZM144 79V78H143ZM150 79V78H149ZM155 79H156V77H155ZM158 79H159V77H158ZM163 79V78H162ZM176 79V78H175ZM199 79V78H198ZM197 78H196V80H198ZM216 79V80H217ZM246 79H250L248 82L247 81H245ZM261 79V80H260ZM58 80L60 81V82H58ZM67 80V79H66ZM83 80V79H82ZM86 80V79H85ZM132 80H134V79H132ZM147 80V79H146ZM167 80H164V81H167ZM182 80V79H181ZM215 80V82H217ZM68 81V80H67ZM77 81V80H76ZM84 81V80H83ZM142 81V80H141ZM161 81V80H160ZM163 81V80H162ZM175 81H178V79L177 80H175ZM180 81V80H179ZM183 81V80H182ZM203 81V80H202ZM210 81V82H211ZM89 82H90V84H89ZM135 82V81H134ZM140 82V81H139ZM143 82V81H142ZM146 82H148V81H146ZM155 82V81H154ZM185 83H186V81H184ZM193 82V81H192ZM192 82H191V84H192ZM196 82V81H195ZM214 82V81H213ZM264 82V81H263ZM76 83V82H75ZM100 83V82H99ZM98 83V84H99ZM168 83V82H167ZM177 83V82H176ZM182 82L180 81V84H181ZM194 83V82H193ZM212 83V82H211ZM218 83V82H217ZM220 83H222V84H220ZM36 85L35 87L33 86V85ZM130 84H132V86H133V83L131 82ZM137 84V83H136ZM136 84L134 85V86H136ZM143 84V83H142ZM159 84V83H158ZM157 84V85H158ZM166 84V83H165ZM164 84V85H165ZM172 84V83H171ZM170 84V85H171ZM177 84H179V83H177ZM19 85L21 86V88L19 87ZM50 86V87H53L54 89H55V91H52L53 90V88H51L52 90H50V87L48 88L47 86ZM96 86H97V84H95ZM94 85V86H95ZM102 85V84H101ZM141 85V84H140ZM139 85V86H140ZM161 85V84H160ZM159 85V86H160ZM184 84H182V86H183ZM186 85V84H185ZM197 85H198V83H197ZM196 85V86H197ZM203 85H204V83H203ZM33 86V87H32ZM67 86V87H66ZM89 86L87 87V90H88V88H89ZM167 86V85H166ZM175 86V85H174ZM177 86V85H176ZM178 86H180V85H178ZM187 87L189 86V83H188V85H186ZM205 86H207V85H205ZM204 86V87H205ZM208 86H209V82H208ZM18 87H19V89L21 90L22 89V91H20V93H19V91H18ZM98 87H100L99 85H98ZM154 87H156V84H155V86ZM162 87H165V86H161V88ZM171 87V86H170ZM186 87V88H187ZM198 87H200V84H199V86ZM203 87V86H202ZM34 88H36V90H38L39 91V93H40V95L38 94V92H35V94L36 95H38V96H36L33 92L34 91H36ZM37 88H39V89H37ZM68 88V89H69ZM92 87H90V89H91ZM95 89V92L97 93V91H96V88L97 87H94ZM156 88H158L159 89V87H156ZM160 88V89H161ZM173 88V87H172ZM175 88V87H174ZM178 88V87H177ZM176 88V89H177ZM190 88V87H189ZM30 89H31V92H32V94H30L31 92H29L30 91ZM34 89V91H32ZM72 89H73V91H74V95H75V93H80L81 94V98L79 99V96L78 95H80V94H76L75 95V98L73 99V100H71L72 98H73V91H72ZM86 89V88H85ZM99 89V88H98ZM134 89V90H133ZM147 89L149 90V87H147ZM151 89H152V87H151ZM159 89V90H160ZM169 89V88H168ZM196 89V88H195ZM200 89V88H199ZM198 89V90H199ZM202 89H204V88H202ZM77 90H78V92H77ZM93 90V91H94ZM141 90H143L144 92H142ZM165 90H166V88H165ZM165 90L163 91L164 93H165ZM171 90V89H170ZM173 90V89H172ZM180 90V89H179ZM194 90V89H193ZM198 90H197V92H198ZM63 91H64V94H63ZM66 91H67V89H66ZM80 91V92H79ZM89 91V90H88ZM99 91V90H98ZM157 91V93H158V90H156ZM155 91V92H156ZM185 91H187V90H185ZM212 91V92H213ZM141 92H142V94H141ZM175 92H178V91H174V94H175ZM205 92V91H204ZM208 92V91H207ZM206 92V94L207 95H210V93L208 94ZM260 92H261V94H260ZM67 93H69V90L67 91ZM89 94H90V91L88 92ZM87 92H86V95H89ZM146 93V94H147ZM162 93V92H161ZM164 93H162V95L164 94ZM167 93V92H166ZM164 94V96H165V98L168 96V95H172V93L171 94H169L168 93V95L167 94ZM199 93V92H198ZM201 93H202V91H201ZM263 93V94H262ZM63 94V95H62ZM93 94L95 95V93L93 92ZM98 94V96H99V92L97 93ZM186 94V93H185ZM184 94V95H185ZM92 95V94H91ZM140 95H142V96H144L143 98H142V96H140ZM148 95V94H147ZM175 95H177V94H175ZM188 95V94H187ZM194 95V94H193ZM195 95H197L196 93H195ZM204 95V94H203ZM202 95V96H203ZM41 96V97H40ZM67 96V95H66ZM70 96H72V98L70 97ZM76 96L78 97V99L79 100H82V102L84 103V105H85V107H84V105H82V102H79V103H77V100L78 99H76ZM97 96V95H96ZM149 96V95H148ZM160 96V95H159ZM172 96H174V95H172ZM182 96V95H181ZM191 96V95H190ZM206 96V95H205ZM85 97V96H84ZM89 97H91L90 95H89ZM169 97V96H168ZM167 97V98H168ZM193 97H195V96H193ZM192 97V98H193ZM209 97V96H208ZM260 97V99H261V96H259ZM93 98H95V96L93 97ZM109 98H111V99H109ZM139 98H141V100L139 99ZM151 98L153 99V100H151ZM171 98V97H170ZM173 98V97H172ZM174 98H176V97H174ZM178 98V97H177ZM180 98V97H179ZM202 98V97H201ZM204 98V97H203ZM212 98H210V99H212ZM256 97L255 96H253V98H251L252 100L253 99H255ZM263 98H264V96H263ZM84 99V98H83ZM92 98H90V100H91ZM139 99V100H138ZM146 99V100H145ZM188 99V98H187ZM186 99V100H187ZM195 99H196V97H195ZM207 99V98H206ZM209 99V100H210ZM244 99H245V101H244ZM257 99H258V101H259V98L257 97ZM257 99H255V101H257ZM76 100V101H75ZM90 100H89V102H90ZM94 101H95V99H93ZM143 100H145V101H143ZM147 100H149L150 102H148ZM168 100V99H167ZM167 100H165V102L167 101ZM172 100H175V99H172ZM181 100V99H180ZM184 100V99H183ZM182 100V101H183ZM189 100V99H188ZM196 100H198V98L196 99ZM208 100V101H209ZM92 101V100H91ZM94 101H92L93 103H94ZM102 101V102H101ZM152 101V102H151ZM170 102H173V101H171V100H169ZM169 101H167L168 103H169ZM175 101H177V99L175 100ZM174 101V102H175ZM194 101V100H193ZM202 101V100H201ZM204 101V100H203ZM207 101V100H206ZM206 101H204V102H206ZM244 101V102H243ZM261 101H263V99L261 100ZM261 101H260V103H261ZM89 102H87V104H88V106H89ZM96 103H98L97 102V100L95 101ZM148 102V103H147ZM165 102H163V105L165 104ZM184 102H185V100H184ZM196 102V101H195ZM198 102V101H197ZM210 102H211V100H210ZM249 102H251V101H249ZM176 103H178V102H175V104ZM182 104H183V102H181ZM188 103V102H187ZM203 103V102H202ZM208 103V102H207ZM240 103V104H239ZM259 103V104H260ZM104 104V103H103ZM199 104V103H198ZM211 104V103H210ZM216 104H213V105H215L216 106ZM238 104H239V106H238ZM253 104V102L251 103V105ZM258 104V105H259ZM105 105V104H104ZM180 105V104H179ZM184 105V104H183ZM182 105V106H183ZM193 105V104H192ZM206 105V104H205ZM204 105V106H205ZM244 105H246V104H244ZM248 105V104H247ZM250 105V106H251ZM254 105H256L257 106V104H256V102H254ZM253 105V107H252V109L253 110H255V111H257V112H255V111H253V112H255V113H258V108L256 107V106H254ZM101 106V107H100ZM178 106V105H177ZM230 106V107H229ZM238 106V107H237ZM156 107H157V109H156ZM179 107V106H178ZM254 107H256L257 108V110H256V108H254ZM261 107V105L259 106V108ZM104 108H105V106H104ZM131 108H134V109H132V110H130ZM177 108V107H176ZM175 108V109H176ZM179 108H181V107H179ZM178 108V109H179ZM185 108V107H184ZM196 108H197V105H196ZM202 108V107H201ZM203 108H205L206 109V107H203ZM202 108V109H203ZM247 108V107H246ZM83 109H85L84 111L85 112H83ZM86 109H87V111H86ZM88 109H89V111L91 110V112L90 113H94V116L92 117V116H89L88 118H92L91 120H89L86 116V112H88ZM95 109V110H94ZM174 109V108H173ZM174 109V110H175ZM192 109V108H191ZM209 109H210V106H209ZM174 110H173V112H174ZM182 109H180V111H181ZM194 110V109H193ZM198 110V109H197ZM200 110V109H199ZM225 110H227V109H225ZM240 110V109H239ZM246 110V109H245ZM146 112L147 114L149 113V112ZM179 111V110H178ZM177 110H175V112H178ZM189 111V110H188ZM191 111V110H190ZM195 111V110H194ZM201 111V110H200ZM208 111V110H207ZM207 111L205 110V112H206V114H207ZM210 111V110H209ZM234 111V110H233ZM243 111H244V109H243ZM243 111H241L240 113L242 114V113H244ZM247 111H248V108H247ZM246 111V112H247ZM249 111H251V110H249ZM263 111H264V109H263ZM262 111V112H263ZM172 112V113H173ZM175 112H174V114L173 115H175ZM230 112V111H229ZM228 112V113H229ZM89 113V112H88ZM100 113H97V115H100ZM146 113H145V115H146ZM194 113H196V112H194ZM208 113H210V112H208ZM231 113V112H230ZM255 113H253V115L255 114ZM260 113V112H259ZM256 114V117H257V115H259V117H257V118H262V120L264 119L263 117H260V116H262V114L260 115V114ZM182 114H184V113H181V115ZM186 114V113H185ZM189 114V113H188ZM200 114V113H199ZM215 114H218V113H215ZM91 115H93V114H91ZM145 115H143L142 117H144ZM159 115V116H160ZM172 115V114H171ZM171 115H169V117H171ZM192 115H194L193 113H191V116ZM196 116H197V114H195ZM202 115V114H201ZM200 115V116H201ZM210 115V114H209ZM219 115V114H218ZM221 115V114H220ZM231 115V114H230ZM246 115V114H245ZM250 115V114H249ZM101 116H97V117H99V119L101 120L100 122H102V120L104 121V119H103V117H104V115L102 116V118H100ZM132 116H133V118H134V116H135V114L133 115L132 114ZM132 116L130 117V118H132ZM157 116V115H156ZM162 116H160L161 118H159V122H160V119H162L163 117ZM166 116V115H165ZM176 116V115H175ZM175 116H174V120L176 121V119H175ZM178 116H180V115H178ZM177 116V117H178ZM184 116V115H183ZM183 116H180V117H183ZM199 116V117H200ZM203 116V115H202ZM204 116H206V115H204ZM208 116V115H207ZM226 116V115H225ZM238 116V115H237ZM240 116V115H239ZM243 116V115H242ZM242 116H240V117H242ZM97 117H95V118H97ZM139 118H142V117H140V116H138ZM138 117L135 119V121L136 120H140L141 121V124H142V122L144 121V120H141V119H138ZM167 117H168V115H167ZM189 117H190V115H189ZM215 117H217V116H215ZM88 119V126L90 127H88L87 126V123H86V119ZM132 118V119H133ZM171 118H173V117H171ZM187 118V117H186ZM207 118V117H206ZM205 118V119H206ZM227 118V117H226ZM231 118V117H230ZM233 118V117H232ZM253 118V117H252ZM164 119V118H163ZM167 119V118H166ZM165 119V120H166ZM193 119V118H192ZM202 119V118H201ZM241 119H243V118H241ZM246 119H247V117H246ZM248 119H250V118H248ZM247 119V120H248ZM255 119V118H254ZM111 122H110V121ZM164 120V121H165ZM169 120H171L170 118H169ZM199 120V119H198ZM219 120V119H218ZM222 120V119H221ZM230 120V119H229ZM246 120V121H247ZM252 119H250V121H251ZM256 120H260V119H256ZM106 121V122H107ZM124 121V122H123ZM139 121V122H140ZM155 121L157 122V119H155ZM173 121V119L171 120V122ZM179 121V120H178ZM177 121V123L179 124V122ZM196 121V120H195ZM246 121H244V122H246ZM249 121V122H250ZM253 121V120H252ZM122 122V123H121ZM138 121H137V123H139ZM170 122V121H169ZM185 122V121H184ZM201 122H204V121H201ZM241 122V121H240ZM263 123H264V121H262ZM99 123V122H98ZM97 123V125H99ZM125 123V124H124ZM132 123V122H131ZM166 123V122H165ZM191 123V122H190ZM210 123V122H209ZM220 123H222L221 121H220ZM224 123V122H223ZM253 123V122H252ZM261 123V122H260ZM259 123V124H260ZM101 124V123H100ZM105 124V123H104ZM130 124V123H129ZM159 124H161V123H159ZM171 124V123H170ZM176 124V123H175ZM193 124V123H192ZM235 124V123H234ZM247 124H249V123H247ZM247 124L246 125H241V127L243 126V127H246L247 126ZM254 124V123H253ZM257 124V123H256ZM102 125V124H101ZM100 125V126H101ZM109 125L107 126V131H109L111 128L109 127ZM136 125V124H135ZM137 125H139V124H137ZM157 125V124H156ZM155 125V126H156ZM165 125V124H164ZM228 125V124H227ZM251 125V124H250ZM262 125H264V124H262ZM154 126V125H153ZM167 126H169V125H167ZM178 126V125H177ZM210 126V125H209ZM220 126V125H219ZM229 126V125H228ZM233 126H235V125H233ZM239 126V125H238ZM256 126V125H255ZM259 126V125H258ZM81 127H83V129H81ZM89 128V130H88V128ZM103 128L105 127V125L104 126H102ZM132 127V126H131ZM136 127V126H135ZM140 127H142V126H140ZM157 127V126H156ZM248 127H249V125H248ZM260 127V126H259ZM258 127V128H259ZM102 128V129H103ZM110 128V129H109ZM181 128V127H180ZM186 128V127H185ZM231 128V127H230ZM235 128V127H234ZM237 128V127H236ZM257 128V127H256ZM262 128V127H261ZM87 129V130H86ZM142 129H143V127H142ZM156 129V128H155ZM167 129V128H166ZM174 129H176V127H174ZM183 129V128H182ZM214 129V128H213ZM245 129V128H244ZM113 130V129H112ZM115 130H116V128H115ZM124 130H126V128L124 129ZM128 130H131L129 127H128ZM140 130V129H139ZM211 130H212V128H211ZM248 130V129H247ZM246 130V131H247ZM259 130V129H258ZM258 130L256 131V132H258ZM83 131V133L85 134H83V141H82V137L80 136L81 135V132ZM89 133H88V132ZM104 131V130H103ZM141 131V130H140ZM143 131V130H142ZM179 131V130H178ZM184 131V130H183ZM189 131H190V129H189ZM201 131V130H200ZM203 131V130H202ZM213 131V130H212ZM218 131H219V129H218ZM250 130H248V132H249ZM255 131V130H254ZM111 131H109V133H110ZM124 132V131H123ZM129 132V131H128ZM144 132V131H143ZM156 132H158V131H156ZM155 132V133H156ZM172 132V131H171ZM174 132V131H173ZM231 132V131H230ZM229 132V133H230ZM243 132V131H242ZM252 132V131H251ZM260 132V131H259ZM263 132H264V128H263ZM262 132V133H263ZM108 133V134H109ZM113 133H115V132H113ZM132 133V132H131ZM141 133V132H140ZM154 133V134H155ZM163 133V132H162ZM183 133V132H182ZM215 133V132H214ZM237 133V132H236ZM238 133H240L239 131H238ZM253 133V132H252ZM262 133H259L258 135H261ZM120 134V133H119ZM124 134V133H123ZM127 134V133H126ZM144 134V133H143ZM142 134V135H143ZM157 134V136H158V133H156ZM168 134L169 133H167V134H164V135H166V136H168ZM171 134V133H170ZM215 134H217V133H215ZM245 134V133H244ZM243 134V135H244ZM255 134V133H254ZM104 135H107V133H105ZM110 135L111 134H109V136H105V139L107 138L108 139V137L110 138V139H113V138H111L110 137ZM116 135V134H115ZM122 135V131H121V134L119 135V138H120V136ZM164 135H163V137H164ZM183 135V134H182ZM190 135V134H189ZM204 135V134H203ZM229 135V134H228ZM231 135V134H230ZM236 135V134H235ZM240 135V134H239ZM257 135V136H258ZM263 135V134H262ZM261 135V136H262ZM135 136H136V133H135ZM137 136H138V134H137ZM152 136V135H151ZM170 136H172V135H170ZM199 136V135H198ZM202 136V135H201ZM209 136V135H208ZM225 136V135H224ZM237 136V135H236ZM236 136H234V137H236ZM264 136V135H263ZM115 137V136H114ZM130 137V136H129ZM128 136H127V138H129ZM140 137V136H139ZM155 137V135H153V138ZM160 137V136H159ZM196 137V136H195ZM203 137V136H202ZM232 137H233V135H232ZM238 137H240V136H238ZM243 137V136H242ZM254 137V136H253ZM256 137V136H255ZM134 138V137H133ZM142 138H143V136H142ZM156 138V137H155ZM160 138H162V137H160ZM159 138V139H160ZM173 138H174V136H173ZM176 138H177V136H176ZM185 137H184V135H183V139H184ZM191 138H192V136H191ZM209 138H211V137H209ZM214 138H216V137H214ZM228 138V137H227ZM251 138H252V136H251ZM262 138V137H261ZM260 138V139H261ZM85 139V140H84ZM117 139V138H116ZM116 139H114V140H116ZM123 139H125V135H124V138ZM129 139H131V138H129ZM137 139V138H136ZM157 139V138H156ZM158 139V140H159ZM179 139V138H178ZM195 139V138H194ZM233 139V138H232ZM236 139V138H235ZM239 139V138H238ZM264 139V138H263ZM92 141L93 140V142L92 143H94V142H96V144L94 145V144H92V145H94L95 146V148H92V147H94V146H92L91 145V143H90V145H91V147L90 146H88V142L87 141ZM100 140V139H99ZM113 140V141H114ZM143 140V139H142ZM171 139H168V137H166L165 139H164V143L163 142H161V139H160V141L159 142H161L160 144H164L163 146H161V147H163V149L166 151L165 153H166V156H165V153H164V155H163V153H162V155L165 157V158H163L164 159V165L162 166V167H160L161 169H162V171L164 170L165 172H168V171H170L171 169H169L172 165H174V161L173 160H175L174 159V157L175 158H179L178 156V154H177V152H179L178 150L177 151H175L176 150V146H174V143H173V141L171 140ZM200 140V139H199ZM206 140V139H205ZM210 140V139H209ZM211 140H213V139H211ZM216 140V139H215ZM220 140V139H219ZM228 140V139H227ZM234 140V139H233ZM247 139H245V143L246 144H248L247 142H249V141H246ZM251 140V139H250ZM259 140V139H258ZM102 141V142H103ZM111 141V140H110ZM119 141V140H118ZM117 141V142H118ZM123 141V140H122ZM126 141V140H125ZM129 141V140H128ZM151 141V140H150ZM177 141V140H176ZM180 141V140H179ZM179 141H177V142H179ZM186 141H187V139H186ZM224 141V140H223ZM240 141H242V140H240ZM254 141H255V139H254ZM261 141H263V140H261ZM260 141V142H261ZM82 142L84 143V142H87L86 144H87V146L88 147H90V148H92V149H95V150H91V149H88L87 148V146L85 145V143L84 144H82ZM130 142V141H129ZM132 142H134V141H132ZM131 142V143H132ZM136 142V141H135ZM143 142V141H142ZM144 142H145V140H144ZM143 142V143H144ZM149 142V141H148ZM152 142V141H151ZM150 142V143H151ZM198 142V141H197ZM215 142H217V141H215ZM226 142V141H225ZM235 142H238V141H235ZM235 142H234V144H235ZM243 143H244V140L242 141ZM253 142V141H252ZM259 142V143H260ZM264 142V141H263ZM97 143H99L100 144V146L99 145H97ZM114 143V142H113ZM122 143V142H121ZM125 143V142H124ZM142 143V144H143ZM191 143V142H190ZM209 143V142H208ZM226 143H228V142H226ZM245 143H244V145H243V147H242V143H240L239 142V144L241 145V147L243 148V149H240L239 151H233V152H231L230 154H228V152H226V156L224 155L225 154V151H223L224 152V154L223 153H221V154H223L222 155V158H223V156H225L224 158H223V161L220 163V162H218V161H221L222 159H220L219 157H212V158H209V157H205V156H210V155H212V154H210L209 155V152H207V151H203L202 152V149H201V154L202 153H204V152H207L208 154L206 155L205 153V155H204V157L205 158H202L203 160H204V162H201L202 164L199 166V167H197L198 168V171L200 170L201 171V169H206V171H207V175H211L210 174V170H211V172L213 171V173H214V180L213 181H211L210 183L211 184H213V186H214V184L216 183V182H214V181H216V179L218 180V181H220L219 180V176H223L224 178H220L222 181V183L221 182H217L216 183V185H220L219 183H221L222 185H221V189L222 190H225V188H226V186L228 185V186H230L229 188H228V190H229V192H227L226 190V192H227V198L231 195V192L233 191V189H232V186H233V184H237L238 185V183H239V186L241 185L242 186V183H243V181H247V182H249V181H252V182H250L251 184L253 183V181L255 182V183H257V181H259L260 179V184L258 183V185L259 186H261V187H259V188H261L262 189V187L264 188V146L263 147H261L262 149H259L260 147L259 146H257L256 144V147L252 150V147H251V145H250V147H251V152L249 151L250 150V148L248 147V145H245ZM256 143H258V142H256ZM134 144V143H133ZM157 144V143H156ZM176 144V143H175ZM178 144V143H177ZM193 144V143H192ZM200 144V143H199ZM203 144V143H202ZM220 144H222V143H220ZM250 144V143H249ZM264 144V143H263ZM112 143H111V147H112ZM118 145H119V143H118ZM117 145V146H118ZM124 145V144H123ZM135 146H134V148H133V150L135 149V147L138 145V144H134ZM148 145V144H147ZM155 145V144H154ZM158 145V144H157ZM178 145H180V144H178ZM187 145V144H186ZM207 145V144H206ZM214 145V144H213ZM224 145H226V144H224ZM254 145V144H253ZM258 145H262V144H258ZM141 146V145H140ZM142 146H145V145H142ZM149 146V145H148ZM180 146H182V145H180ZM195 146V145H194ZM193 146V147H194ZM216 146V145H215ZM223 146V145H222ZM234 146H236V145H234ZM244 146H246V147H248V149L247 148H245ZM104 147H105V149H104ZM109 147H110V145H109ZM113 147H115L116 148V146H113ZM112 147V148H113ZM129 147V146H128ZM161 147H159L158 146V150L161 148ZM188 147V146H187ZM190 147V146H189ZM197 147V146H196ZM206 147V146H205ZM204 147V148H205ZM218 147V146H217ZM240 147V146H239ZM238 147V148H239ZM259 147V148H258ZM111 148V149H112ZM120 148V147H119ZM143 148V147H142ZM177 148H178V146H177ZM182 148V147H181ZM195 148V147H194ZM214 148V147H213ZM223 148V147H222ZM237 148V147H236ZM235 148V149H236ZM257 148V149H256ZM110 149V148H109ZM136 149H138V147H136ZM185 149V148H184ZM200 149V148H199ZM221 149V148H220ZM244 149H247L246 151L247 152H245V150ZM118 148H117V152H118ZM128 150H129V148H128ZM145 150H147V149H145ZM156 150V149H155ZM180 150V149H179ZM183 150V149H182ZM190 150V149H189ZM196 149H194V151H195ZM204 150V149H203ZM217 150V149H216ZM219 150V149H218ZM228 150H231V149H229L228 148ZM227 150V151H228ZM232 150H233V148H232ZM141 151H143L144 152V150H142L141 149ZM163 151V150H162ZM193 151V152H194ZM211 151V150H210ZM220 151V150H219ZM120 152V151H119ZM124 152H126V151H124ZM133 152V151H132ZM189 152V151H188ZM198 152V151H197ZM215 152V151H214ZM220 152H222V149H221V151ZM137 153V152H136ZM136 153H135V155H136ZM147 153V152H146ZM152 153V152H151ZM155 153V152H154ZM157 153H159V151L157 152ZM189 153H191V152H189ZM217 153H219V152H217ZM127 154H128V152H127ZM127 154L125 155V153L123 154V155H125V156H127ZM133 154V153H132ZM131 154V155H132ZM137 154H139V153H137ZM180 154V153H179ZM196 154V153H195ZM220 153H219V155H221ZM112 155H111V157H112ZM119 155V156H118ZM155 155V154H154ZM158 155V154H157ZM160 155H161V153H160ZM159 155V156H160ZM181 155V154H180ZM197 156H199L200 154H196ZM203 155V154H202ZM216 155V154H215ZM218 155V156H219ZM125 156H123L124 158H125ZM149 156V155H148ZM151 156V155H150ZM174 156V157H173ZM177 156V157H176ZM184 156H185V154H184ZM189 156V155H188ZM192 156V155H191ZM196 156V157H197ZM195 157V158H196ZM200 157V156H199ZM199 157H197L198 159H200V161H201V158H199ZM201 157H203V156H201ZM135 159V161H134V159ZM149 158V157H148ZM151 158V157H150ZM156 158V157H155ZM154 158V159H155ZM194 158V157H193ZM195 158H194V161H196L195 160ZM116 159V161H114ZM123 159V158H122ZM181 159V158H180ZM183 159V158H182ZM185 159V158H184ZM192 159V158H191ZM117 160H119V161H117ZM126 160H127V157H126ZM137 160V161H136ZM150 160V159H149ZM159 160H160V157H159ZM202 160V161H203ZM121 161H123V162H121ZM128 161H129V159H128ZM141 161V160H140ZM142 161V162H143ZM163 160H161V162H162ZM136 163L137 162V165L136 164H134V163ZM160 162V161H159ZM176 162V161H175ZM182 162H184V161H182ZM186 162V161H185ZM197 163L199 162V161H196ZM124 163H127V162H124ZM132 163V164H131ZM148 163H150V162H148ZM192 163L193 162H191V163H189V165H190V168L189 169H192L193 167H195V168H193L194 170V173L196 172V175H197V172L198 171H196L197 169H196V166L193 164L192 165ZM172 164V165H171ZM177 163H175V165H176ZM186 164V163H185ZM184 164V165H185ZM196 164V163H195ZM200 164V162L198 163V165ZM142 165V166H141ZM166 165H170V167H168V168H166ZM178 165V164H177ZM173 167V166H172ZM187 167H189V166H187ZM146 168V169H151L152 171H150L149 172V170H148V173L149 174H153V176L155 177V179H153V180H150V181H154V182H149L148 181V183H147V181H146V186H147V188H149L148 189V192L150 191V194L149 195H152V194H154V196H152V199H154L153 201H152V199L151 198H148V196L146 195V198H145V194L146 193H144V192H147V191H144V189L145 190H147V188L145 187V185H143V183H141V182H143V181H141L140 182V180H138V183L136 182L137 180L136 179H138V178H136V179H134L133 177H134V173H136L135 174V176H138V173H140L141 171H143L144 169ZM179 168V167H178ZM199 168H201V169H199ZM209 168V169H208ZM143 169V170H142ZM161 169H160V171H161ZM173 169V168H172ZM185 169V168H184ZM219 169H220V171H219ZM176 170V169H175ZM175 170H173V171H171V172H173L174 173V171ZM188 170V169H187ZM255 170H257V172L255 171ZM138 171V172H137ZM145 171V170H144ZM158 171V172H157ZM176 171H178V169L176 170ZM176 171H175V174H176ZM186 171V170H185ZM189 171V170H188ZM191 172H193L192 170H190ZM208 171H209V174H208ZM252 171H255V172H252ZM146 172H147V170H146ZM154 172V173H153ZM170 172V173H171ZM187 172V171H186ZM204 172H205V170H204ZM169 173V172H168ZM172 173V174H173ZM179 173H180V171H179ZM212 173V174H213ZM262 173H263V175H262ZM145 174H147V173H145ZM149 174H148V176H149ZM165 174V173H164ZM167 174V173H166ZM180 174H182V173H180ZM189 174H190V172H189ZM193 174V173H192ZM201 174V173H200ZM184 175V170H183V174H182V176ZM186 175V174H185ZM183 176V177H186V176ZM187 175H188V173H187ZM195 175V174H194ZM198 175H199V172H198ZM203 175H205V173H202V176L200 177L201 179H203V178H205V177H210V176H207V175H205V176H203ZM133 176V177H132ZM141 177H142V175H140ZM147 176V175H146ZM157 176V177H158ZM161 176L163 177L164 175H162L161 174ZM160 176V177H161ZM173 176H174V174H173ZM193 176V175H192ZM221 176V177H222ZM263 176V177H262ZM133 178L132 179V181H134V180H136L135 181V183L137 184V185H135V187H134V184H132V182H131V180H129L128 181V179L129 178ZM140 177V178H141ZM145 177V176H144ZM143 177V178H144ZM153 177V178H154ZM179 177V176H178ZM194 177V176H193ZM192 177V178H193ZM177 178V177H176ZM192 178H190V179H192ZM195 178V177H194ZM193 178V180H196V178H197V180L196 181H200L201 179L199 178L198 179V177H196L195 179ZM207 178H205V179H207ZM210 178H212V176L210 177ZM209 178V179H210ZM256 178V179H255ZM146 180H148V178L146 177L145 178ZM149 179H151V177L149 178ZM169 179V178H168ZM171 179V178H170ZM178 180H180V178H177ZM186 179V178H185ZM189 179V178H188ZM205 179H203V180H201L199 183H202L203 184V182L204 183H208V181L206 180V181H204ZM249 181H248V180ZM258 179V180H257ZM178 180H176L175 182H177ZM187 180V179H186ZM256 180V181H255ZM145 181V180H144ZM182 181V180H181ZM192 181V180H191ZM203 181V182H202ZM210 181V180H209ZM242 183H241V182ZM139 182L141 183L140 185H139ZM157 182V183H156ZM165 182V183H164ZM183 182V181H182ZM184 182H187V181H184ZM183 182V183H184ZM194 182V186L196 187V185L198 186L199 184L197 183V182H195V181H193ZM246 182V183H247ZM134 183V182H133ZM207 183H206V185H207ZM241 183V184H240ZM250 183H247L246 185H248V187H250L251 188V186H250ZM255 183H253V184H255ZM148 184V185H147ZM151 184V185H150ZM187 184H190V183H187ZM186 184V185H187ZM191 184H192V182H191ZM140 187H139V186ZM145 187H143V186ZM152 186V185H155V187L154 188H151V187H148V186ZM168 185V184H167ZM175 185H176V187H175ZM185 185V184H184ZM186 185H185V187H186ZM206 185H203V186H206ZM215 185V186H216ZM244 185V184H243ZM246 185H245V188H246ZM258 185L256 186V187H258ZM131 186H133L134 187V190H136V196L134 195L135 194V192L133 191V190H130V188H131ZM161 186V185H160ZM170 186H171V184H170ZM169 186V187H170ZM181 186V185H180ZM188 186V185H187ZM191 186V185H190ZM199 186H201V185H199ZM198 186V187H199ZM210 186V185H209ZM209 186H206L207 188L209 187ZM212 186V185H211ZM240 186V187H241ZM255 186V185H254ZM138 187V188H137ZM157 187V188H156ZM163 187V186H162ZM182 188L184 187V186H181ZM180 187V188H181ZM198 187L196 188V189H198ZM236 187V186H235ZM256 187H253L254 189H257ZM135 188H137V189H139V188H141V189H143L142 191H141V189H140V192L137 190V189H135ZM161 188V187H160ZM165 188H166V186H165ZM171 188V187H170ZM174 188H173V190H174ZM179 187L177 188V190H179L180 189ZM190 188H193V186H191ZM206 188V189H207ZM218 188V191H217V193L218 192H220L221 191V189L219 190V187H217ZM217 188L215 187V189L217 190ZM237 188V187H236ZM235 188V189H236ZM151 189H153V191H151ZM186 189H187V187H186ZM189 189V188H188ZM187 189V190H188ZM205 189V188H204ZM205 189V190H206ZM209 189H210V187H209ZM232 189V190H231ZM261 189H258L259 191L261 190ZM165 191H166V189H164ZM163 190V191H164ZM170 190V189H169ZM183 190V189H182ZM195 190V189H194ZM201 190V189H200ZM204 190V191H205ZM210 190H214L213 188L212 189H210ZM241 190H243V189H241ZM246 190V189H245ZM245 190H243V191H245ZM263 191H264V189H262ZM134 192V194H132L133 192ZM137 191H138V195H137ZM144 191V192H143ZM157 191V192H156ZM164 191V192H165ZM167 191H168V188H167ZM192 191V190H191ZM197 191V190H196ZM196 191H194V192H196ZM203 191V192H204ZM207 191V190H206ZM205 191V193H206V195H207V197H209L208 195L210 194V193H212V192H210L209 193V191H207L209 194H207V192ZM237 191H238V189H237ZM242 191V192H243ZM248 191V190H247ZM251 191V190H250ZM249 191V192H250ZM259 191H257V192H259ZM263 191H261L262 193H263ZM141 192H143L144 194H142ZM147 192V193H148ZM156 192V193H155ZM172 193H173V195H174V192L173 191H171ZM183 192H185V191H183ZM183 192L182 193H180L179 194V196L181 195V194H183ZM193 192V191H192ZM198 192V191H197ZM196 192V193H197ZM200 192V191H199ZM225 192V193H226ZM249 192H247V193H249ZM252 192V191H251ZM250 192V193H251ZM254 192H256V190H254ZM253 192V193H254ZM256 192V193H257ZM140 193H141V195H140ZM163 193V192H162ZM169 193H170V191H169ZM172 193H170L171 194V196L170 195H167V197H165L164 198V203L166 202V200L167 199H169L168 200V202L170 203V202H172V201H177L178 202V198H176V200H172L170 197H173L172 196ZM190 193V192H189ZM201 193V192H200ZM213 193H214V191H213ZM224 193V194H225ZM228 193H230V194H228ZM233 193H237L236 191H234ZM232 193V195H234ZM262 193H260L261 195H262ZM158 194V193H157ZM166 193H164V195H165ZM176 195H177V192L175 193ZM191 194V193H190ZM215 194H216V191H215ZM239 194V193H238ZM237 194V196H239ZM134 195V196H133ZM191 195H195V194H191ZM204 195V193H202V197H204L203 196ZM214 195V194H213ZM216 195H218V194H216ZM215 195V197L214 198H216L217 196ZM226 195V194H225ZM229 195V196H228ZM240 195H241V191H240ZM244 195V197L246 196L245 195V193L243 194L242 193V196ZM251 195V194H250ZM257 195V194H256ZM261 195H259L260 196V198H261ZM263 195H264V193H263ZM170 196V197H169ZM175 196V195H174ZM186 196V193H185V195L183 194V196H181L182 198L183 197H185ZM187 196H188V194H187ZM197 196H198V194H197ZM211 196H212V194H211ZM241 196V197H242ZM253 196H254V194H253ZM149 197H151V196H149ZM154 197V198H153ZM158 197V196H157ZM163 197V196H162ZM177 197H178V195H177ZM191 197V196H190ZM193 197V196H192ZM201 197V196H200ZM200 197H197L198 199H200ZM206 197V196H205ZM213 197H212V199H213ZM232 197V196H231ZM234 197H236V196H234ZM263 197V196H262ZM180 198V197H179ZM186 198V197H185ZM195 198V197H194ZM211 198V197H210ZM240 198V197H239ZM238 198V199H239ZM249 198V197H248ZM247 197H246V200L248 199ZM251 198V197H250ZM257 198L259 199V197H258V195H257V197H256V200H257ZM264 198V197H263ZM163 199V198H162ZM161 199V200H162ZM172 201H171V200ZM181 199V198H180ZM203 199H204V201L205 200H207V199H205V198H202V201H203ZM209 199V198H208ZM226 199V198H225ZM229 199H230V197H229ZM232 199V198H231ZM241 199V198H240ZM253 199V198H252ZM255 199V198H254ZM262 199V198H261ZM195 200V199H194ZM211 200V199H210ZM213 200H215V199H213ZM233 200H234V198H233ZM233 200H231L232 201V203H233ZM235 200H237V199H235ZM242 200V199H241ZM255 200V202H257ZM163 201V200H162ZM162 201L161 202H158V203H156L155 202V204H156V206H157V204H158V207H159V205L162 203ZM180 201V200H179ZM188 201H189V196H188ZM191 201V200H190ZM193 201V200H192ZM191 201V202H192ZM196 201H197V199H196ZM196 201H195V203H196ZM201 201V200H200ZM209 201V200H208ZM212 201V200H211ZM211 201H209V203L211 202ZM226 201V200H225ZM249 201H250V199H249ZM254 201V200H253ZM261 201V200H260ZM260 201L258 202V204L260 203ZM263 201V200H262ZM182 202V201H181ZM185 202H186V200H185ZM215 201H213V203H214ZM230 202V201H229ZM235 202V201H234ZM237 202H238V200H237ZM246 202V201H245ZM244 202V203H245ZM251 203H252V201H250ZM163 203V204H164ZM197 203H199V201L197 202ZM204 203H206V201L204 202ZM261 203H263V202H261ZM166 204V203H165ZM171 204V203H170ZM174 204V203H173ZM178 204H179V202H178ZM184 204V203H183ZM187 204H188V202H187ZM187 204H184V205H187ZM192 204V203H191ZM193 204H194V202H193ZM192 204V205H193ZM201 204H202V202L200 203V204H198V205H200V207H201ZM208 204V203H207ZM215 204H216V202H215ZM226 204V203H225ZM245 204H249L248 202L247 203H245ZM253 204V203H252ZM258 204H256L257 206H258ZM168 205V204H167ZM190 205V204H189ZM195 205V204H194ZM197 205V204H196ZM227 206H228V201H227V204H226ZM225 205V206H226ZM232 205V204H231ZM160 206H163V205H160ZM164 206H166V205H164ZM170 206H173V205H170ZM176 206V205H175ZM208 206H211L210 204L208 205ZM226 206V207H227ZM229 206H230V204H229ZM242 206V205H241ZM179 206L177 205V208H178ZM186 207H188V206H186ZM190 207V206H189ZM192 207V206H191ZM194 207V206H193ZM199 207V206H198ZM198 207H196V208H198ZM204 208H205V206H203ZM207 207V206H206ZM222 207H224V206H222ZM225 207V209L226 210H228L227 208ZM231 207V206H230ZM245 207V206H244ZM138 208V209H137ZM154 208V207H153ZM164 208V207H163ZM184 208V207H183ZM195 208V207H194ZM213 207H211V209H212ZM232 208V207H231ZM240 208V207H239ZM256 208V207H255ZM139 210V211H137V210ZM179 209V208H178ZM201 209V211H202V208H200ZM210 209V210H211ZM237 209V208H236ZM243 210V208H240V210ZM247 209V208H246ZM245 209V210H246ZM259 209H260V207H259ZM113 210V211H112ZM146 210V209H145ZM175 210H177V209H175ZM205 210H208V207L207 208H205ZM210 210H209V212H210ZM218 210H220V209H218ZM224 210V209H223ZM254 210V209H253ZM42 211H44V212H42ZM150 211V210H149ZM152 211H155V210H152ZM163 211V210H162ZM172 211V210H171ZM180 211V210H179ZM184 211H185V209H184ZM184 211H183V215L185 214L184 213ZM187 211H189L188 209H187ZM197 211V210H196ZM199 211V210H198ZM204 211V210H203ZM214 211V210H213ZM238 211H239V209H238ZM250 211H252V210H250ZM38 212H40V213H46V214H44V215H42V216H39L40 215V213L38 214ZM147 212V211H146ZM190 212V211H189ZM208 212V213H209ZM221 212V211H220ZM230 212V211H229ZM243 212H245V211H243ZM253 212V211H252ZM156 213V212H155ZM164 213V212H163ZM178 213V212H177ZM188 213V212H187ZM197 213V212H196ZM195 213V214H196ZM205 213V212H204ZM203 213V214H204ZM207 213V212H206ZM210 213H212V212H210ZM209 213V214H210ZM217 213V212H216ZM139 214H141V213H139ZM165 214V213H164ZM194 214V213H193ZM201 214V213H200ZM222 214V213H221ZM244 214V213H243ZM258 214V213H257ZM261 214V213H260ZM75 215V216H74ZM148 215V214H147ZM152 215H153V213H152ZM151 215V216H152ZM156 215V214H155ZM161 215V214H160ZM176 215V214H175ZM178 215H179V213H178ZM214 215V214H213ZM252 215V214H251ZM262 215V214H261ZM264 215V214H263ZM154 216V215H153ZM170 216H171V214H170ZM169 216V217H170ZM189 216V215H188ZM197 216H199V215H197ZM201 216V215H200ZM229 216V215H228ZM161 217V216H160ZM211 217V216H210ZM213 217V216H212ZM218 217V216H217ZM220 217V216H219ZM246 217V216H245ZM254 217V216H253ZM258 217V216H257ZM165 218V217H164ZM172 218V217H171ZM179 217L177 216V219H178ZM251 218V217H250ZM158 219V218H157ZM162 219V218H161ZM174 219V218H173ZM188 219V218H187ZM197 219V218H196ZM217 219V218H216ZM215 219V220H216ZM242 219V218H241ZM38 220H39V222H40V220H41V222H43V226L44 227H46V230H45V228H43V226H42V224H38V225H36L37 223L36 222H38ZM153 220V219H152ZM166 220V219H165ZM181 220V219H180ZM193 220V219H192ZM225 220V219H224ZM256 220V219H255ZM150 221V220H149ZM174 221V220H173ZM176 221V220H175ZM205 221V220H204ZM214 221V220H213ZM38 222V223H39ZM40 222V223H41ZM95 222H97V223H95ZM165 222V221H164ZM163 222V223H164ZM209 222V221H208ZM148 223V222H147ZM180 223V222H179ZM184 223H185V221H184ZM198 223H199V220H198ZM212 223V222H211ZM218 223V222H217ZM216 223V224H217ZM221 223V222H220ZM252 223H254V222H252ZM140 224H142V223H140ZM192 224H193V222H192ZM222 224V223H221ZM237 224V223H236ZM256 224H257V222H256ZM154 225V224H153ZM170 225H171V223H170ZM176 225V224H175ZM182 225V224H181ZM186 225V224H185ZM223 225V224H222ZM238 225V224H237ZM261 225H262V223H261ZM78 226H80V227H82V226H87L88 228L87 229H89L90 230V233H92L93 234V236L95 235V230L96 229H99L100 231H101V233H102V231H103V233L105 234H101L100 232H98V230L96 231V232H98L99 234H97V235H99V237L97 236L96 237V235H95V238H93L92 239V236H91V234L87 231V229H86V231H87V233H89L90 234V236L91 237H89V239H88V236H87V234H85V232H84V234L87 236V240H88V243L86 242L87 240L84 238V237H80L79 236V234H81L82 232H80V230H81V228L80 229H78L77 227ZM150 226V225H149ZM157 226V225H156ZM155 226V227H156ZM180 226V225H179ZM192 226V225H191ZM253 226V225H252ZM213 227V226H212ZM228 227V226H227ZM254 227V226H253ZM43 228V229H42ZM83 228V227H82ZM157 228V227H156ZM181 228V227H180ZM151 229V228H150ZM154 229V228H153ZM201 229V228H200ZM224 229V228H223ZM231 229V228H230ZM242 229V228H241ZM45 230V231H44ZM173 230V229H172ZM180 231V230H179ZM198 231V230H197ZM212 231H213V229H212ZM216 231V230H215ZM227 231V230H226ZM236 231V230H235ZM243 231V230H242ZM177 232V231H176ZM181 232V231H180ZM202 232V231H201ZM214 232V231H213ZM67 233H69V236L68 237H66L68 234ZM165 233H166V231H165ZM185 233V232H184ZM183 233V234H184ZM237 233V232H236ZM67 234V235H66ZM83 233H82V235H84ZM88 234V235H89ZM114 234H116V236H114ZM163 234V233H162ZM167 234V233H166ZM188 233H186V235H187ZM190 234V233H189ZM188 234V235H189ZM210 234V233H209ZM213 234V233H212ZM103 237H102V236ZM108 235V236H109ZM155 235V236H154ZM216 235H217V233H216ZM227 235V234H226ZM101 236V237H100ZM120 236V235H119ZM124 236H125V238H124ZM141 236H143V237H141ZM144 236H145V238H144ZM176 236V235H175ZM182 236H184V235H182ZM195 236V235H194ZM203 236V235H202ZM205 236V235H204ZM206 236H207V234H206ZM209 236V235H208ZM211 236V235H210ZM231 236V235H230ZM244 236V235H243ZM74 237L76 238H78V237H80L81 239H85L86 241H82L80 238H78V240H80V241H82V242H85V243H87L85 246H83V247H80L81 246V243H80V245L78 246V242L79 241H77L76 242V239H74ZM111 237L112 236H110V238H108L107 236H106V238H108V240L110 241L111 240ZM113 237H112V240H113ZM133 237H132V240H133ZM138 237V238H137ZM161 237H163L162 238V240H163V242H164V244H163V242L162 241H160V243H162L163 245H160L159 244V240H160V238ZM213 237V236H212ZM246 237H248V236H246ZM120 238V237H119ZM119 238H117V239H119ZM143 238H144V240H143ZM237 238V237H236ZM68 240V242H67V244H71V240L73 239V243L74 244H77V245H74L73 243V246H74V249L75 248H77V247H79V248H83L82 250L84 251L85 250V252L83 253V251L82 250H80L79 248H77L78 249V252H76V251H71V252H73V253H79V251H81L80 252V254H77V255H79V256H82V258H83V260H82V258L80 257H77V255L75 256L74 254H73V256H71L72 254H71V252H70V254H69V252L67 251V249L69 250V247L72 245H70V246H67V244H65L66 242L64 241V240ZM71 239V240H70ZM122 241H123V239L122 238H120ZM120 239H119V243H120ZM166 239H167V237H166ZM177 239V238H176ZM185 239V238H184ZM190 239V238H189ZM200 239V238H199ZM205 239V238H204ZM208 239H211V238H209L208 237ZM242 239V238H241ZM261 239V238H260ZM74 240H75V242H74ZM114 240H116V239H114ZM114 240H113V242H114ZM202 240V239H201ZM213 240V239H212ZM244 240V239H243ZM125 241V240H124ZM127 241V240H126ZM126 241L124 242V243H126ZM134 242H135V240H133ZM182 242H183V240H181ZM186 241V240H185ZM191 241H193V240H191ZM218 241V240H217ZM230 241V240H229ZM239 241V240H238ZM261 241V240H260ZM106 242V243H105ZM111 242V241H110ZM112 242V243H113ZM118 242V241H117ZM116 242V243H117ZM127 242H131V240H128ZM134 242H132L131 244H133ZM173 242H174V239H173ZM178 242H180V241H178ZM178 242H174L175 244H177ZM201 242H203V241H201ZM208 242V241H207ZM225 242V241H224ZM252 242V241H251ZM108 243V244H107ZM115 243V242H114ZM115 243V244H116ZM123 243V244H124ZM171 243V242H170ZM170 243H168V244H170ZM204 243V242H203ZM210 243V242H209ZM213 243V242H212ZM216 243V242H215ZM221 243H223V242H221ZM230 243V242H229ZM239 243V242H238ZM83 245H84V243H82ZM115 244H113V245H115ZM121 244V243H120ZM131 244H130V246H131ZM180 245H181V242L179 243ZM184 244H186V242H184ZM190 243L188 242V245H189ZM202 244V243H201ZM207 244V243H206ZM217 244V243H216ZM51 245V246H50ZM66 245V246H65ZM109 245H112V244H109ZM108 245V246H109ZM122 245V244H121ZM126 245H129V244H126ZM126 245L124 246V247H126ZM171 245V244H170ZM188 245L186 244V246L188 247ZM193 245V244H192ZM200 245V244H199ZM208 245V244H207ZM210 245V244H209ZM212 245V244H211ZM215 245V244H214ZM218 245H220V244H218ZM230 245V244H229ZM233 245H234V243H233ZM242 245V244H241ZM241 245L239 246L240 247V249H245V248H243V246H242V248H241ZM56 248H55V247ZM73 246L72 247H70V248H73ZM129 246V247H130ZM134 246V247H135ZM166 246H167V244H166ZM169 246V245H168ZM185 246V247H186ZM193 246H197V244H194ZM192 246V247H193ZM203 245H201V247L200 248H203L202 247ZM217 246V245H216ZM222 246V245H221ZM236 246H238L237 244H236ZM67 247V248H66ZM110 247V246H109ZM123 247V246H122ZM128 247V246H127ZM128 247V249H130V248H133V245H132V247H130L129 248ZM165 247V246H164ZM169 247H171V246H169ZM172 247H173V245H172ZM171 247V249H174V247L172 248ZM176 247H177V245H176ZM186 247V248H187ZM191 246H190V250L188 251V252H190V255H191V248H192ZM205 248H206V245L204 246ZM208 247V246H207ZM223 247H225V245L223 246ZM238 247V248H239ZM246 247V246H245ZM252 247V246H251ZM66 248V249H65ZM112 248H113V246H112ZM144 248V249H145ZM151 248H152V246H151ZM151 248H149V249H151ZM182 249L184 248V246H182L181 247ZM199 248V249H200ZM250 248V247H249ZM109 249V248H108ZM126 249V248H125ZM124 249V250H125ZM163 249H166V248H163ZM167 249H168V247H167ZM187 249H189V248H187ZM199 249H197V250H199ZM231 249V248H230ZM248 249V247H246V249L245 250H243V251H246ZM251 249V248H250ZM257 249V248H256ZM255 249V250H256ZM260 249V248H259ZM261 249H263V248H261ZM260 249V250H261ZM66 250V252L68 253H66L67 255H68V257H67V255L66 254H63V253H65L64 251ZM73 250V249H72ZM110 250V249H109ZM120 250V249H119ZM122 251H124L123 249H121ZM133 250V249H132ZM143 250V251H142ZM160 250L161 249H159V252H160ZM169 250V249H168ZM174 250H176V249H174ZM181 250V249H180ZM194 250V249H193ZM204 249H202V251H203ZM206 250V249H205ZM233 250V249H232ZM238 250V249H237ZM249 250V249H248ZM247 250V251H248ZM253 250V249H252ZM251 250V251H252ZM59 251H61L62 253H60V254H63V255H60L59 254ZM70 251V250H69ZM90 251V252H89ZM118 251V250H117ZM127 251H129V250H127ZM126 250H125V252H127ZM140 251V252H139ZM141 251L144 253L143 254V256L142 257H137V254H138V256H139V254H141ZM155 250H153V252H154ZM166 251V250H165ZM186 251V250H185ZM196 251V250H195ZM200 251H201V249H200ZM199 251V252H200ZM218 251H219V249H218ZM246 251V252H247ZM250 251V250H249ZM256 251H258V250H256ZM262 251V250H261ZM110 252V253H109ZM113 252H114V254H113ZM121 252V251H120ZM124 252V253H125ZM149 252V250H147V253ZM159 252H156V253H159ZM170 252V251H169ZM194 252V251H193ZM220 252H222V251H220ZM255 252V251H254ZM253 252V253H254ZM107 253H109L111 256H113V255H116V257L115 256H113V257H111L110 255H105V254H107ZM116 253V254H115ZM131 253V252H130ZM130 253H126L127 255L128 254H130ZM132 253H133V251H132ZM167 253V252H166ZM175 253V252H174ZM182 253V252H181ZM245 253V252H244ZM250 253V252H249ZM252 253V252H251ZM260 253V252H259ZM263 253V255H264V251L262 252ZM122 254H123V252H122ZM153 254H155V253H153ZM163 254H164V252H163ZM180 254V253H179ZM194 254H196V253H194ZM216 254V253H215ZM234 254H237V253H234ZM60 255V256H59ZM64 255H66V256H64ZM70 255V256H69ZM131 255V254H130ZM170 256H171V253L169 254ZM183 255V254H182ZM193 255V254H192ZM207 255V254H206ZM217 255V254H216ZM233 255V254H232ZM245 255V254H244ZM244 255H243V257H244ZM254 255V254H253ZM257 255V254H256ZM261 255V254H260ZM260 255H258V259H259V256ZM263 255H261V256H263ZM105 256V257H104ZM109 256V257H108ZM119 256H121L120 254H119ZM124 256H126V255H124L123 254V257ZM132 256V255H131ZM130 256V257H131ZM155 256V255H154ZM158 256V255H157ZM156 256V257H157ZM174 256L176 257V255L174 254ZM209 256H210V254H209ZM223 256V255H222ZM235 256V255H234ZM250 256V255H249ZM252 256V255H251ZM73 257V259H74V257H75V259L74 260H72L71 258ZM77 257V258H76ZM128 257V256H127ZM133 257V256H132ZM148 258H149V256H147ZM155 257V258H156ZM172 257H173V255H172ZM206 257V256H205ZM239 257V256H238ZM254 257V256H253ZM79 258V259H78ZM104 258V262H103V259ZM129 258V257H128ZM128 258H126V259H128ZM134 258V257H133ZM159 258V257H158ZM161 258H162V256H161ZM168 258H169V256H168ZM179 258V257H178ZM183 258H184V256H183ZM189 258H191V256L189 257ZM202 258V257H201ZM214 258V257H213ZM249 258V257H248ZM263 258H264V256H263ZM80 259L82 260V261H80ZM139 259V260H140ZM144 259V258H143ZM145 259H147V258H145ZM157 259V258H156ZM163 259V258H162ZM211 259V258H210ZM233 259H234V257H233ZM238 259V258H237ZM242 259V258H241ZM240 259V260H241ZM252 259H254V258H252ZM258 259H255L256 261L258 260ZM123 260H125V257H124V259ZM129 260H132V259H128V261ZM134 260H136V259H134ZM151 260H152V257H151ZM153 260H154V258H153ZM159 260L160 261H158L159 262V264H160V262H161V259L159 258ZM203 260H206V259H203ZM255 260H253V261H255ZM83 261V262H84ZM147 261H149V259L147 260ZM147 261L145 262L144 261V264H147ZM156 261V260H155ZM170 261V260H169ZM238 261V260H237ZM243 261V260H242ZM255 261V262H256ZM132 262H133V260H132ZM143 262V261H142ZM150 262V261H149ZM149 262H148V264H149ZM152 262V261H151ZM166 262H168V261H166ZM203 262V261H202ZM113 263H109V264H113ZM123 263V262H122ZM121 263V264H122ZM129 263V262H128ZM135 263H137V262H135ZM140 263V262H139ZM185 263V262H184ZM191 263H193V261L191 262ZM205 263V262H204ZM217 263H218V261H217ZM232 263V262H231ZM233 263H234V261H233ZM235 263H236V260H235ZM239 263V261L237 262V264ZM241 263V262H240ZM239 263V264H240ZM244 263H245V261H244ZM248 263H249V261H248ZM247 263V264H248ZM257 263V262H256ZM259 263V262H258ZM124 264V263H123ZM132 264H134V263H132ZM155 264H157V263H155ZM164 264V263H163Z\"/></svg>","mask_w":264,"mask_h":264},{"label":"rangeland","instance_id":"2","mask_svg":"<svg viewBox=\"0 0 264 264\" xmlns=\"http://www.w3.org/2000/svg\"><path fill=\"white\" fill-rule=\"evenodd\" d=\"M14 3H13V2ZM17 1V2H16ZM23 1V2H22ZM26 1V2H25ZM29 1V2H28ZM31 1V2H30ZM40 1V2H39ZM0 0V26H2L1 28H2V31H3V33H1L2 35L4 34V30L3 29H5V30H9V29H7V27H4L5 25L6 26H8V28L10 27L9 26V23H11V25H13L12 23H14V28H15V23H16V25L18 24H20L19 26L17 25V28H16V30H18V31H15V29L12 27H10V32H12L11 30H13L14 29V32H12L14 35H13V37H17L15 40H17V41H15L14 39H12V38H9L8 39V37H7V35L6 34H4V35H6V37H2L1 35H0V37H2V39H5V41L4 42H6L7 40L9 41L10 39L11 40H13V41H15V42H11V41H9V42H11V45H9V43H8V47H10V46H12L13 48H11V49H14V51L13 50H11L12 52H10V50H8L9 48H7V42L5 43V44H3L4 42H3V40L2 39H0V44H1V42H3L0 46L2 47H0V54H1V57H0V63H2L0 66H3V67H5V64H3L4 62H6V67L5 68H10L9 70L8 69H6V70H8L9 72H11L9 75L11 76V74L12 73H14L15 75L17 74V76H19V77H21L22 79H26V80H24V81H26L25 83H27L28 81L27 80H29L30 82H32V81H34L35 79L34 78H36L38 75L37 74H39V67H41L42 68V66H43V70H42V72L44 73H46L47 72V69H45V68H47L48 67V70H49V67L51 66L49 63H51L52 61H50V59L52 60V58L54 57L55 59H59L57 62H55V61H53V63L54 64H52V67H53V65L54 66H57V65H59L58 67H59V70H60V75H62L63 76V72H66V73H68V78H65L64 80H65V82H67L66 84H67V86H68V82L70 81V78L72 77V79L71 80H73V82L71 81L70 82V86L72 87V85H71V83L73 84V87H74V85H76V86H78L77 84H79V86L77 87V88H79V89H81L83 86H84V82H86L87 81V79H89L88 78V76H89V72L87 73V71H86V69H88L89 68V56L88 57H85V53H86V48H84L85 46H88L89 48H90V51H92V55H94L93 54V52L95 53V55L97 56V55H99V57H101L100 56V54L102 53H104V54H106V52L108 51L109 52V50L111 49V51L109 52V53H111V54H109L108 52V55L110 56V57H113L114 58V62L116 63V65L118 64L119 66L121 65V63H123V64H125V65H121L122 67L120 68L118 65H117V67L115 66L114 67V72H117L116 71V68H118L119 67V70L120 69H122L123 68V66H124V68L122 69L123 71H126L127 70V68H128V70L126 71L127 73H125V75H127V77H129V78H127V80H130V81H127V83L128 82H132L133 83V86H132V84H130V83H128L129 85H128V87H132V88H134V89H144V87L143 86H147V85H149V86H147V87H149V90L147 89V87H145L146 89H144V91L146 90V91H150V90H158V93H157V91L155 92V91H152V92H154V93H151V91H150V93L148 92H144L143 90H141L142 92H144V95H145V97H146V99H149V98H147V97H150V94H153L151 97L153 98H157V97H159V98H161L162 99V97L161 96H163V99L159 102L160 104H158L159 106H162L161 108L160 107H158V109H157V107H156V109H157V111H156V113L158 112V113H162L164 116H162V115H160V114H156V115H154L153 113L152 114H150L152 111L150 110V112L147 114L146 112L147 111H145L144 110V112L146 113V115H145V113H143V115H145L144 117H142L141 115H138V116H140V117H142V118H139L138 116H136V113H134L135 112V110H132V109H134V108H131L130 110H132L131 111V113H130V115L132 116V114L134 115L135 114V116H134V118H133V116H132V118H130L129 117V119L128 120H130V121H127V120H125V122H127L126 123V125H125V128H126V130H124L123 128H122V130H121V127L123 126H121L120 125V119H118V117H117V119L118 120H120V121H118L117 119H115L117 122H115V126L113 125V128L111 127L112 126V124L114 123H112L111 121H113L114 119L112 118V117H109V116H107V118L108 119H110L111 118V124L107 121L108 119L107 118H105V114L107 115V112L109 113V109H110V111H111V106H110V104L108 105V103L106 104L105 102H103L101 105H103L102 107L103 108H99V106L98 105H100V103H99V101L101 100V99H103V97H104V95H102L101 93V88L103 87V94H105L104 93V90H106L107 88H108V86H106V87H104L105 85H108L107 83L106 84H104V86H103V83H101L102 81H103V79H104V77H103V75H102V81L101 80H99V82H97L96 83V79H92V77H94V76H92L93 74H91L89 77H91V81L92 80H94L95 82V84H97V86L95 85H93V84H91L92 86H89L88 85V83L86 82L85 84V88L83 87V89H84V91L81 89V94H83V92H89L90 91V96L91 97H89V95H86V92L82 95V97L84 98H82V100H83V102L86 100V97L90 100V98H92L91 100L92 101H94L93 99H95V101L97 100V102L98 103H96L95 101H94V103L90 100V102H89V100H87V101H85V103H86V106L87 107H91L90 109H92V105L91 104H93V108L95 107V105H96V107L97 108H99V109H101V111H102V109H104V111L105 110H107V112L106 113H103V115H104V117H103V119H104V121L102 120V122H100L101 120L99 119V117H97V116H101V114L102 113H100V112H98V111H100V110H98V109H96V110H98L97 112H96V110H95V112L94 113H96V116L95 117H97V118H95L94 117V119H92V118H88L89 116H94V113H90L91 112V110L89 111V109H88V112H86L87 114V118L89 119V120H93V122L92 123H90L89 121H88V119H86V123H87V126L89 125V124H91L90 126L92 127L93 126V123L96 121L95 119H97V122L96 123H94V124H96V126H98L99 128H97V132L96 133H93L92 132V134H93V139H94V141H97L98 140V142H100V144L101 143H103V144H105L108 140V142H107V144H105V147H107L106 149H105V147H104V149H105V153L107 154V152L108 151H106V150H110V152H108V154L107 155H109V158L111 159H113V158H118L117 157V153H119V154H121V151H122V149L124 148V146L125 145H127V149H125L124 151H126V152H124V151H122V156H119V157H121V158H119V160L121 159V160H125L124 162H127V163H124L123 161H121V162H123V163H121V166L122 165H124L125 164V166H127V164L129 165V163L130 162H132L133 160L130 158V156H134V158H136L137 160V162L139 163V164H145V162L147 161V165L149 166V164H152L151 163V160H152V162L153 163H155L154 161L155 160H157V158H158V161L156 162V164L157 165H159V176H158V174H156V173H154L155 175V177H156V179H155V177L153 176V174L151 175V174H149L148 173V170H149V172L150 171H152L151 169H146V168H148V166H146V164L144 165V167H146L143 171H141L140 173H138V176H135V174L136 173H134V179H136V178H138V179H136V180H134V181H132V179L133 178H129L128 179V181L129 180H131V182H132V184H134V187H135V185H137L136 183H135V181L138 183V180H140V182L141 181H143V182H141V183H143V185H145V187L147 188V186H146V181H147V183H148V181L149 182H154L155 180L157 181L158 180V178H160L159 179V182L160 181H168V180H170V182L172 181V179H173V184H176V183H181V184H179V185H177V187H176V185H175V187H176V189L174 188V185H172V182L171 183H169V181L167 182V184L165 183V185L163 184V182H160V183H158L159 185L157 186V187H159L158 189V191H161V193H159V192H155L156 194H155V196H154V194H152V195H149L150 194V191L148 192V189L149 188H147V190H145L144 188V191H147V192H144V193H146L145 194V198H146V195L148 196H151V197H149L148 196V198H151L152 199V196H154L155 197V199H156V201H154V205H151V207L149 208V206L148 207H143V210L141 209V208H139V210H141V212L139 211V210H137V211H139V213H141V214H139L138 213V217H140V215H142V217H140V218H143L144 216H143V214L145 215V216H147L146 217V222H141V221H139V223L138 222H136V223H134V228L135 229H142V228H144V229H147L148 231H156V233L157 234H159L160 236H164V239H165V241L164 242H166L165 244H164V242H163V240H162V238L163 237H161L160 238V240H159V244L160 245H163V247L161 248V246H160V248L158 247H156L155 249H154V247L153 246H155L156 245V243H157V246H159L158 245V242H155V244L154 245H150V247L148 246V249L147 250H149V252L147 253V250H146V248L145 247H143L142 249L143 250H145V251H141V254H139V256H138V254H137V257L139 258V257H142L143 256V254L144 255H146V256H143L140 260L139 259H137L136 258V255H133V254H135L134 253V251H135V249H136V246L135 245H138L139 243L137 242V241H141L142 240V238H141V240H140V237H139V240H137V239H135L136 237L134 236H132L133 237V240H135V242L132 240V237H129V239L127 238H125V236H124V238L125 239H123V235H121V234H118L117 236H116V234H114V236H116L117 238H122L123 239V241L120 239V243L122 244H120L119 243V239H117V238H115V237H113V234L111 233V235H109V231L107 232V231H105L104 233H106V235L103 233V231H102V233H101V231L99 230V229H96L94 232H95V235H96V237L98 236L99 237V233L98 232H100L101 234H104L105 235V237L102 239V238H100L101 239V241L102 242H104L105 240L104 239H106V242L108 241L109 242V244H112V245H109L108 243V245L110 246H108V245H106L107 247V252L108 251H111V253H112V249H114L115 250V248L116 247H119L120 246V248H117L114 252H116V253H118V254H116L117 256H118V258L116 257V255H113V256H115L117 259H119V258H122V260H121V262H120V259H119V261L117 260V263L118 262H120L119 264H121L122 262L124 263V264H132V263H134V264H144V261L146 262L148 259H149V261H147V264H148V262H149V264H155V263H157V264H159V262L158 261H160L159 260V258L161 259V262H160V264H237V262L239 261V263L240 264H247L248 263V261H249V263L248 264H264V258H263V251H264V195H263V193H264V191L262 190V189H264L263 187H262V189L261 188H259V187H261V186H259L258 185V183L260 184V180L259 181H257V183H255L254 181H253V183H255V184H251L250 182H252V181H249L248 179V181L249 182H247V181H243V183H242V186L240 187L239 186V183H238V185L237 184H233V186H232V189H233V191L231 192V195L229 196L230 197V199H229V197L227 198V192H229V190H228V188L230 187V186H226V188H225V190L227 191H225V190H222L221 189V179L220 178H224L222 175V177L221 176H219V180L220 181H218L217 179H216V181H214V182H221V183H219L220 185L218 186V185H216V183L214 184V186H213V184H211L210 182L211 181H213L215 178H214V173H213V171L211 172V170H210V174L211 175H207V171H206V169H204L205 170V172H204V170L203 169H201V168H199V169H201V171L199 170L198 171V168L197 167H199L202 163L201 162H204V160L202 159V158H205V157H209V158H212V157H221L220 159H222L221 161H218V162H222L223 161V158L226 156V152H228V154H230L231 152H233V151H239L240 149H243L242 147H243V145H244V143H245V139H247L246 141H249V142H247L248 144H246L245 143V145H248V147L250 148V152L256 147V145L257 146H261V147H263L264 146V132H263V128H264V125H262V124H264L262 121H264V119L262 120V118H257V117H259V115H257V117H256V114H258L259 112L262 114V116H260V117H263L264 116V111H263V109H264V98H263V96H264V94H263V96L262 95H259V93L257 94V93H255L253 96H255L256 98L255 99H257V97L259 98V101H258V99H257V101H255V99H251V98H253V96H252V94L250 95V97L249 98H247V99H249L248 101H245V99H244V101L246 102V103H244V104H246V105H244L243 104V106L241 105V106H239V104H238V106L240 107V108H238V109H236V111H235V109H231L230 108V110H228V108H226L225 107V109H227V110H225L224 109V106H221V105H219V104H216V103H214L215 101L213 100V98H212V95L213 94H211V93H215V91L216 90H214L213 91V89H211L212 87L211 86H213V84H214V86H217L218 84H219V82L221 81V82H223L225 79H227L226 78V76H220V75H222V74H224L225 73V70H222L223 68L222 67H224V64H225V62H227V66H228V60L229 61H231V59L234 61L235 59V57H236V55L235 54H233V51H231V49H232V47H234L233 45L235 44V46L236 47H238L239 46V48L238 49H240L241 47H242V49L240 50V55H237V56H239V59H237V57H236V60H240V59H243L245 62L246 61H248V58H249V61H248V63L250 62V63H252L253 61H254V64H255V61L257 62V64H260L259 66H262V67H260V68H262L263 69V67H264V32H260V29L261 30H263L264 31V28H262L263 27V23L264 22H262V23H260V26H259V22H257V21H252V19L254 20V18H251L252 16L251 15H253L254 13H257L260 9L262 10V9H264V2H263V5L261 6V4H262V2H260V4L258 3V5H260V6H258V5H256L255 7H253V5H252V7H250L252 10H250V11H252V13L250 12V16L248 15L249 13H247V12H245L246 14H247V17H246V15H245V17L247 18V19H249V20H251V21H248L247 23H248V26L250 25L251 27H249L248 28V26H247V23H245V24H243V23H241V25L243 24V26L245 25V26H247L246 27V29H244L245 31L243 32V31H241V30H243L242 29V27L243 26H241L240 25V22L239 21H237L236 23H234L233 21L231 22V21H227L228 19L230 20L231 18H229L228 17V15L227 14H230V13H228V11L230 10L231 11V5H232V3H231V5H230V3H227V2H223V1H221V0H218V2H217V0H216V4H215V2H213V1H215V0H209L210 1V3H211V1L213 2L212 4H210V3H208L207 2V5H206V7L204 6V8H203V5H205V3H206V1L204 0L202 3H204L203 5H202V3H201V0H199L200 2L198 3V0H180V2H179V0H178V2L176 1V0H169V1H167V4H165V7H167L166 5H170V4H168V2L169 3H171V1L173 2H175V3H179V4H181V6L180 7H178V5L177 4H175L174 2V5H173V3L171 4V6H173L172 8H171V6H170V8L175 12H172V10H171V12L172 13H168V12H166L168 9L167 8H169V7H167V8H165L166 9V11H165V13H164V8L162 7V9H164V10H162L161 8H160V6H158L159 5V3H160V1H164V0H159L158 2L156 1V0H131V1H133L132 3H135V4H132L131 2H128L129 0H126L127 1V3H125V0H123L124 1V3H123V1L120 3V5L118 6L117 5V2L116 3H113V2H115V1H110V3H108V4H106L105 5V10H107L108 8L107 7H109V9L111 10H107V11H104V15H102V14H100V12L102 13V9H99V10H101L100 12H99V10H97L98 8L94 5V7L93 8H97L96 10H97V12H99V13H97L96 11H94L91 7H89L90 5H87V7L84 9V7H82L83 9H81V6H79L78 8L80 9L79 10V12H75L74 10H77L78 11V9H74V8H77L76 6H75V2H73L72 0H58V1H56V0ZM41 1H45L44 3L43 2H41ZM65 1V2H64ZM67 1H68V4H66L67 3ZM139 1V2H138ZM147 1H149L150 2V4H148V3H145V2H147ZM154 1V3H155V5H154V3H152V2ZM165 1V2H166ZM186 1V2H185ZM191 1V2H190ZM196 1H197V3L200 5L201 4V6L199 7V5L196 3ZM208 1V0H207ZM220 1L221 2H223V3H220ZM12 2V3H11ZM56 2V3H55ZM63 4H61V3ZM69 2L72 4V5H69ZM140 2H142V4H139ZM185 4H184V3ZM197 4H195V3ZM2 3V4H1ZM36 3V4H35ZM59 3V5H57ZM122 3H123V5H122ZM129 3H130V5L132 6V7H130V5H129ZM138 3V4H137ZM152 3V4H151ZM187 3V4H186ZM8 4V5H7ZM28 4V5H27ZM47 4V5H46ZM62 6H61V5ZM110 4V5H109ZM115 4H116V6H115ZM128 4V5H127ZM189 4V5H188ZM210 4V5H209ZM213 4H215L216 6H218L217 8L218 9H216V6L215 5H213ZM223 4V5H222ZM228 4V5H227ZM39 5H40V7H39ZM65 5L67 6L68 5V7H66L65 8ZM111 5H114V7H112ZM133 5H138V6H135V7H133ZM140 5V6H139ZM141 5H143V6H141ZM152 5V6H151ZM177 5V6H176ZM183 5L184 6H186V7H189V9H192V10H190L189 11V9H187L186 7L185 8H183ZM188 5V6H187ZM194 5V6H193ZM209 5V6H208ZM24 6H26V7H24ZM64 6V7H63ZM86 6V5H85ZM118 6V7H117ZM126 6H128V7H126ZM146 6V7H145ZM151 6V7H150ZM155 6L157 7H159V8H155ZM193 6V7H192ZM197 6L199 7V10H200V8H201V10L203 9V10H205V11H203V13H204V17L205 18H207L206 16H208V18H210V16L211 17H213L214 16V14H216L215 16H216V18L219 16L220 17V13H222V15L221 16H223V18L226 16V19H227V17H228V19L226 20L225 18V20H224V22H223V19L220 17H218L219 18V21H217V22H214L213 20L211 21H209L208 20V22H210V23H208V26H206L205 28H207V29H204L203 31H204V33H203V31L201 30V32H200V36L199 37H201V38H198V36H196V37H194L193 39H190L189 37H187L186 38V32L184 33V30L186 29V27H187V25L189 26V23H191V21H190V18H191V16L193 15V14H195L197 11H198V13H199V10L197 9ZM210 7V8H208V7ZM228 6L230 7L229 9H228ZM258 6V7H257ZM16 7V8H15ZM31 7V8H30ZM36 7V8H35ZM70 7V8H69ZM89 7V8H88ZM112 7V8H111ZM115 7H117V8H115ZM123 7V9H125L124 11H122L123 9H121ZM135 8L136 9V12L134 13V11L135 10H133V12H132V9H130V8ZM143 7H144V9H143ZM154 7V8H153ZM177 7L179 8V10H180V12H179V10L177 9ZM191 7V8H190ZM213 7V8H212ZM215 7V8H214ZM221 7H222V9H223V7H224V11L221 9ZM256 7H257V9H259L258 11L256 10ZM38 8V11H36V9ZM50 8V9H49ZM58 8V9H57ZM60 8V9H59ZM73 8V9H72ZM107 8V9H106ZM129 8V9H128ZM170 8H169V12H170ZM175 8V9H174ZM208 9V10H212L213 11V9L215 10L214 12H216V13H214V14H212L211 13V15L208 13V10H206V9ZM249 8V7H248ZM249 8V9H250ZM253 8H255V9H253ZM11 9V10H10ZM13 9V10H12ZM27 9V10H26ZM89 9H90V14L92 15L94 12H96L98 15H97V19L95 18V17H91L90 16V18H88L89 17V13H88V11H89ZM104 9V8H103ZM118 9V10H117ZM126 9H127V11L129 12H125L126 11ZM142 9V10H141ZM159 11H158V10ZM182 9L184 10L183 11V13H182ZM186 9V10H185ZM232 9L234 10L235 8H233L232 7ZM7 10V11H6ZM57 10V11H56ZM60 10V11H59ZM85 11V12H83V11ZM129 10H131V11H129ZM137 10H138V12H137ZM140 10V11H139ZM151 10V11H150ZM217 10V11H216ZM221 10V11H220ZM228 10V11H227ZM232 10V11H233ZM257 12H256V11ZM260 10V11H261ZM71 11V12H70ZM73 11H74V13H73ZM118 11V12H117ZM121 11V12H120ZM142 11V12H141ZM147 11V12H146ZM153 11H155L156 13L155 14H153V15H150V14H152V13H150V12H153ZM160 11H162V13H164L165 15L164 16H160L162 13L160 12ZM176 11L178 12V13H176ZM186 11V12H185ZM188 11V12H187ZM196 11V12H195ZM201 11V12H202ZM207 11V12H206ZM211 11V12H212ZM220 11V12H219ZM229 11V12H230ZM247 11V10H246ZM259 11V12H260ZM7 12V13H6ZM92 12V13H91ZM105 12H107V13H105ZM113 12V13H112ZM128 13V15L127 14H125V13ZM158 12H160L161 14L160 15H157L158 14ZM201 12H200V14H201ZM219 12V13H218ZM227 12V13H226ZM263 12V11H262ZM14 13V14H13ZM86 14L87 15V17H86V15H82V14ZM118 13V14H117ZM143 13V14H142ZM154 13V12H153ZM168 13V14H167ZM173 13H174V18H177V16L178 15H180V14H182L183 16H179V19H180V17H181V21L180 20H174V18H172V16H173ZM209 14V15H206V14ZM224 13H225V16H224ZM232 13V12H231ZM29 14V15H28ZM78 14V15H77ZM95 14V13H94ZM100 14V15H99ZM106 14V15H105ZM123 14V15H122ZM130 14H132V15H130ZM135 14V15H134ZM170 14H172V16L170 15ZM178 14V15H177ZM220 14V15H219ZM233 14V13H232ZM231 14V15H232ZM4 15V16H3ZM5 15H7V16H5ZM10 15V16H9ZM16 15V16H15ZM36 15H38V16H36ZM61 15V16H60ZM77 15V16H76ZM130 15V16H129ZM163 15V14H162ZM168 15V17L169 16H171L170 18H164V20L166 21H163V19L161 20V18H163V17H165V16H167ZM199 15V14H198ZM198 15H197V17H198ZM213 15V16H212ZM218 15V16H217ZM14 16V17H13ZM84 16L86 17L85 18V22H83L84 21ZM99 16H102L101 18L99 17ZM104 16V17H103ZM112 16V17H111ZM125 16V17H124ZM138 16H140L139 18H137ZM152 16H153V19H152ZM156 18H155V17ZM254 16H256V14H254ZM253 16V17H254ZM4 17H7V18H5L4 19ZM54 17V18H53ZM72 17H73V19H72ZM78 17V18H77ZM82 17V18H81ZM98 17H99V19L102 21H100L99 19H98ZM157 17H161L160 18V20L157 18ZM183 17V18H182ZM194 18H195V15L193 16ZM196 17V18H197ZM202 17V15H200V18ZM204 17H202L201 19L202 20H205L204 19ZM232 17V16H231ZM249 17V18H248ZM11 18V19H10ZM32 18V19H31ZM63 18V19H62ZM75 18V19H74ZM88 18V19H87ZM93 18V19H92ZM95 18V19H94ZM128 18V19H127ZM146 18V19H145ZM148 18H149V20H148ZM172 18V19H171ZM193 18V19H194ZM196 18H195V20H196ZM215 17H213L212 19H214ZM14 19V20H13ZM18 21H17V20ZM21 19V20H20ZM26 19V20H25ZM72 19V20H71ZM80 19V20H79ZM87 19V20H86ZM90 19V20H89ZM103 19V20H102ZM126 19V20H125ZM136 19V20H135ZM157 19V20H156ZM183 19H184V21H183ZM192 19V18H191ZM198 19V21L196 20V22H200L201 21V19H199V17L197 18ZM2 20H3V22H2ZM16 20V21H15ZM34 20H36V21H34ZM54 20H56V21H54ZM70 22H69V21ZM91 20H93L92 21V23L90 22V24L89 23H87L88 21H91ZM94 20H96V21H94ZM107 20V21H106ZM130 20V21H129ZM159 20V21H158ZM194 20V21H195ZM200 20V21H199ZM207 20V19H206ZM215 20V19H214ZM222 20V21H221ZM7 21V22H6ZM11 21V22H10ZM14 21V22H13ZM31 21V22H30ZM34 21V22H33ZM78 21V22H77ZM81 21V22H80ZM101 23H100V22ZM106 21V22H105ZM135 21V22H134ZM142 21V22H141ZM144 21V22H143ZM156 21V22H155ZM176 21V22H175ZM220 21H221V23H220ZM18 22V23H17ZM40 22V23H39ZM52 22V23H51ZM62 22H64V23H62ZM72 22H74V23H72ZM99 22V23H98ZM103 22H105V25H104V23ZM133 22V23H132ZM138 22V23H137ZM158 22V23H157ZM162 22V23H161ZM167 22H169V23H167ZM173 22V23H172ZM213 22V23H212ZM228 22V23H227ZM230 22V23H229ZM239 22V24H237ZM242 22V21H241ZM244 22H246V21H244ZM3 23V24H2ZM5 23V24H4ZM28 23V24H27ZM35 23V24H34ZM54 23V24H53ZM84 23V24H83ZM95 23V24H94ZM148 23V24H147ZM162 25H161V24ZM204 23H205V21H204ZM207 23V22H206ZM205 23V24H206ZM251 23V24H250ZM256 23V24H255ZM8 24V25H7ZM24 24V25H23ZM33 24V25H32ZM38 24V25H37ZM51 24V25H50ZM67 24V25H66ZM74 24H76V26L74 25ZM79 24H81V26L79 25ZM86 24V25H85ZM92 24V25H91ZM97 24V25H96ZM99 24V25H98ZM112 24V25H111ZM114 24V25H113ZM124 24V25H123ZM139 24H141V25H139ZM158 24V25H157ZM168 26H167V25ZM226 24V25H225ZM228 24V25H227ZM230 24V25H229ZM234 24H236V27L238 26H241L240 28V31L241 32H243L244 34L242 35V33H240V36H237V35H239V34H236V35H231L230 33V31L233 29V26H234ZM4 25V26H3ZM22 25H23V27L25 28L26 26V29H24L23 27H22ZM60 25V26H59ZM62 25H63V27H62ZM66 25V26H65ZM68 25H70L69 27H68ZM78 25V26H77ZM87 25H89V27L87 26ZM121 25V26H120ZM150 25V26H149ZM160 25V26H159ZM165 25V26H164ZM169 25H171V26H169ZM212 25V26H211ZM223 25V26H222ZM36 28H35V27ZM87 26V27H86ZM92 26V27H91ZM93 26H95L94 28H93ZM106 26V27H105ZM148 26V27H147ZM164 26V27H163ZM230 26V27H229ZM254 26H255V28H254ZM258 26H259V28H258ZM19 27V28H18ZM51 27H53V28H51ZM91 27V28H90ZM98 27V28H97ZM103 27V28H102ZM108 27V28H107ZM113 27H115V28H113ZM126 27V28H125ZM139 27V28H138ZM161 27V28H160ZM20 28H22V29H20ZM47 28V29H46ZM84 28V29H83ZM87 28H89V29H87ZM96 28V29H95ZM105 28V29H104ZM130 28V29H129ZM146 28V29H145ZM164 28H166V29H164ZM231 29V30H229V29ZM234 28H235V26H234ZM251 28V29H250ZM258 28V29H257ZM30 29H31V32H30ZM37 29V30H36ZM39 29V30H38ZM49 29V30H48ZM54 31H53V30ZM60 29V30H59ZM70 29V30H69ZM73 29V30H72ZM86 29L88 30L87 32H86ZM90 29H91V31H90ZM108 29V30H107ZM122 29V30H121ZM148 29V30H147ZM163 29V30H162ZM167 29H169V30H167ZM214 29V30H213ZM250 29V30H249ZM23 32H22V31ZM28 30H29V32H28ZM67 30V31H66ZM100 31V32H98V31ZM124 30V31H123ZM134 30V31H133ZM156 30V31H155ZM206 30H208V31H206ZM213 30V31H212ZM256 30H258V31H256ZM1 31V32H2ZM24 31H26V35L24 34ZM37 31V32H36ZM50 33H49V32ZM62 31V32H61ZM77 31V32H76ZM79 31V32H78ZM80 31H81V33H80ZM94 31H96L95 33H94ZM108 31V32H107ZM146 31V32H145ZM148 31H149V33H148ZM165 31H167V32H165ZM179 31V32H178ZM252 31V32H251ZM17 32V33H16ZM22 32V33H21ZM53 32H54V34H53ZM64 32V33H63ZM86 32V33H85ZM125 32H126V34H125ZM142 32V33H141ZM156 32V33H155ZM260 32V33H259ZM21 33V34H20ZM29 33V34H28ZM45 33V34H44ZM49 33V34H48ZM59 33V34H58ZM66 33V34H65ZM78 33L80 34V36L78 35ZM83 33V34H82ZM84 33H85V35H84ZM89 33H91V35L89 34ZM100 33V34H99ZM103 33V34H102ZM119 33H120V35H119ZM160 33V34H159ZM181 33H183V34H181ZM221 33V34H220ZM256 33V34H255ZM20 34V35H19ZM74 34V35H73ZM88 34V35H87ZM92 34H93V38L94 39H96V40H94V42L95 43H97V44H93V42H90V41H93V40H91V38H92ZM102 34V35H101ZM105 34L106 35H108V36H105ZM113 36H112V35ZM151 34V35H150ZM155 34V35H154ZM203 34V35H202ZM210 34H211V36H210ZM214 34V35H213ZM223 34V35H222ZM249 34V35H248ZM259 34V35H258ZM261 34H263V36L261 35ZM18 35V36H17ZM30 35V36H29ZM45 35V36H44ZM53 35V36H52ZM58 35H59V37H58ZM62 35H64V36H62ZM69 35V36H68ZM87 35V37H85ZM99 35V36H98ZM149 35V36H148ZM163 35V36H162ZM168 35V36H167ZM186 35V36H185ZM208 35V36H207ZM256 35H258V36H256ZM24 36V37H23ZM27 36H28V38H27ZM35 36V37H34ZM66 36V37H65ZM88 36H90V37H88ZM97 36V37H96ZM102 36H104L106 39H107V41H108V44L110 45L109 46V50H107V47H108V44H106L107 43V41H105L106 39L104 38V37H102ZM111 36V37H110ZM155 36V37H154ZM165 36V37H164ZM182 36V37H181ZM215 36V37H214ZM219 36V37H218ZM233 36V37H232ZM248 36V37H247ZM252 36H253V38H252ZM18 37H21L20 38V40H18L19 38ZM29 37H31V38H29ZM63 37V38H62ZM73 37V38H72ZM79 37H81V38H79ZM84 37H85V39H84ZM101 37V38H100ZM108 37H110L111 39H112V37H113V40H111L110 38H108ZM115 37V38H114ZM133 37V38H132ZM208 37H212V39L211 38H209L208 39ZM214 37V38H213ZM222 37V38H221ZM243 37V38H242ZM258 37V38H257ZM261 37V38H260ZM40 38V39H39ZM47 38V39H46ZM55 38L57 39V40H55ZM62 38V39H61ZM72 38V39H71ZM87 38L88 39H90L89 41H84V40H87ZM139 38V39H138ZM155 38V39H154ZM165 38V39H164ZM177 38H179V39H177ZM188 38H189V40H188ZM222 40H221V39ZM248 38V39H247ZM23 39V40H22ZM29 41H28V40ZM52 39V40H51ZM60 39V40H59ZM69 39V40H68ZM75 39V40H74ZM105 39V40H104ZM133 39V40H132ZM152 39V40H151ZM173 39V40H172ZM202 39V40H201ZM227 39H229V40H227ZM41 40H43V41H41ZM45 40V41H44ZM73 40V41H72ZM81 42V41H84L83 42V45H85L84 47L83 46H81L82 45V42L80 43L79 41ZM146 40V41H145ZM178 40V41H177ZM191 40V41H190ZM201 40V41H200ZM206 40V41H205ZM220 40V41H219ZM223 40H225V42L223 41ZM227 40V41H226ZM232 40V41H231ZM258 40H259V43H258ZM25 41V42H24ZM32 41H34V42H31ZM58 41V42H57ZM65 41V42H64ZM99 41H104V43L103 42H99ZM110 41V42H109ZM114 41L115 42H117V43H114ZM154 41V42H153ZM190 41V42H189ZM236 41V42H235ZM254 42V43H251V42ZM18 44H17V43ZM21 42V43H20ZM24 42V43H23ZM30 42V43H29ZM40 42V43H39ZM42 42V43H41ZM112 42V43H111ZM139 42V43H138ZM146 42V43H145ZM158 42V43H157ZM165 42V43H164ZM181 42V43H180ZM188 42V44H190L189 46H188V44H186V43ZM194 42V43H193ZM204 42V43H203ZM208 42H210V44H208ZM229 42V43H228ZM13 43V44H12ZM16 43V44H15ZM26 43H28V44H26ZM44 43V44H43ZM47 43V44H46ZM49 43V44H48ZM53 43V44H52ZM59 43V44H58ZM65 43V44H64ZM78 43V44H77ZM99 43V44H98ZM185 43V44H184ZM207 43V44H206ZM238 43V44H237ZM15 44V45H14ZM77 44V45H76ZM81 44V45H80ZM88 44V45H87ZM91 44V45H90ZM118 45V47H117V45ZM120 44V45H119ZM126 44V45H125ZM176 44V45H175ZM203 44H204V46H205V49L203 48L204 46H203ZM253 44V45H252ZM258 44V45H257ZM5 45V46H4ZM28 45V46H27ZM35 45V46H34ZM70 45H71V47H70ZM76 46V47H74V46ZM78 45H80V46H78ZM93 45V46H92ZM96 45H99L100 46V49H99V46H96ZM104 47H103V46ZM111 45H113V46H111ZM122 45V46H121ZM136 45V46H135ZM152 45V46H151ZM183 45V46H182ZM208 45V46H207ZM215 45H217V46H215ZM223 45H225V47L223 46ZM230 45V47L228 48V46ZM252 45V46H251ZM18 46V47H17ZM20 46V47H19ZM26 46V47H25ZM30 46H32V47H30ZM36 46H38V47H40V48H37ZM43 46V47H42ZM45 46V47H44ZM67 46H68V48H67ZM123 46H124V48H123ZM143 46V47H142ZM159 46H161V47H159ZM202 46V47H201ZM210 48L209 50H211L210 52H209V50H208V48ZM212 46H213V48H212ZM214 46H215V48H214ZM232 46V47H231ZM244 46V47H243ZM258 46V47H257ZM4 47L5 48H7V50L10 52V53H12V54H10L8 51H4ZM15 47V48H14ZM24 47V48H23ZM28 47V48H27ZM33 47H36V49H38V50H35ZM60 47H62L61 49H60ZM79 49H78V48ZM81 47V48H80ZM83 47V48H82ZM93 47V48H92ZM96 47V48H95ZM115 47V48H114ZM122 47V49H123V52L121 51L120 53L118 52V48H119V51H120V48ZM126 47V48H125ZM131 47V48H130ZM152 47V48H151ZM172 47V48H171ZM180 47V48H179ZM183 47H185V48H183ZM193 47V48H192ZM217 47V48H216ZM220 47H222V48H220ZM253 47V48H252ZM22 50H21V49ZM25 48H26V50L27 51H25ZM33 50H32V49ZM48 48V49H47ZM57 48V49H56ZM70 48V49H69ZM89 48L87 49V52L89 51ZM117 48V49H116ZM128 48V49H127ZM207 48V49H206ZM218 48H220V49H218ZM231 48V49H230ZM18 49V50H17ZM29 49V50H28ZM30 49L33 51V53L30 51ZM43 49V50H42ZM74 49H76V50H74ZM82 49V50H81ZM99 51H98V50ZM114 49L115 50H117V52L115 51V53H114ZM121 49V50H122ZM127 49V50H126ZM145 49V50H144ZM178 49V50H177ZM182 49H183V51H182ZM186 49V50H185ZM189 49V50H188ZM194 49V50H193ZM222 49V50H221ZM229 49V50H228ZM255 50L254 52H252L253 50ZM6 50V49H5ZM35 50V51H34ZM42 52H41V51ZM45 50V51H44ZM70 50V51H69ZM105 50H107V51H105ZM113 50V51H112ZM134 50V51H133ZM165 50V51H164ZM177 50V51H176ZM185 50V51H184ZM193 50V51H192ZM201 50V51H200ZM203 50H205V52L203 51ZM207 50H208V53H207ZM215 50H217V51H215ZM3 51V52H2ZM29 51V52H28ZM37 51V52H36ZM50 51V52H49ZM57 51V52H56ZM59 51V52H58ZM60 51H61V53H60ZM79 51H80V53H79ZM85 53H84V52ZM89 51V52H90ZM99 52L98 54H97V52ZM102 51V52H101ZM103 51H105V52H103ZM129 51V52H128ZM131 51H133V52H131ZM148 51V52H147ZM170 51V52H169ZM179 51V52H178ZM214 51V52H213ZM224 51H226V52H224ZM260 51V52H259ZM6 52V53H5ZM8 52V53H7ZM14 52V53H13ZM36 52V53H35ZM39 52H40V54H41V56H39L40 54H39ZM56 52V53H55ZM63 52H64V55H62L63 54ZM75 52V53H74ZM77 52V53H76ZM88 52V53H89ZM101 52V53H100ZM127 52V53H126ZM131 52V53H130ZM162 52V53H161ZM166 52V53H165ZM196 52H198V53H196ZM200 52H202V53H200ZM217 54H216V53ZM229 52L231 53L230 55H232V58H231V56H229ZM242 52H243V54H242ZM244 52H245V54H244ZM253 53V55H252V53ZM261 52H262V54H261ZM22 53V54H21ZM60 55V56H58V54ZM68 55H67V54ZM71 53V54H70ZM74 53V54H73ZM117 53H119V54H117ZM135 53H136V55H135ZM156 53H158V54H156ZM181 53H183L184 54V56L181 54ZM187 53V54H186ZM190 53V54H189ZM204 53V54H203ZM209 53L211 54V55H209ZM222 53V54H221ZM235 53V52H234ZM238 53H239V51H238ZM247 53H248V55H247ZM250 53V54H249ZM258 53V54H257ZM3 54H6V55H3ZM8 54H9V56H8ZM18 54V55H17ZM26 54H28V55H26ZM39 54V55H38ZM49 54V55H48ZM54 54L55 55H57V56H54ZM66 54V55H65ZM77 54V56H74V55H76ZM82 54V55H81ZM116 54H117V56H118V58H120V57H122V59L124 58V60H128L126 63L125 62H123L124 60H119L117 57H115L116 56ZM123 56H122V55ZM127 56H126V55ZM131 54H133V55H131ZM163 54V55H162ZM165 54V55H164ZM201 54V55H200ZM215 54V55H214ZM227 54V55H226ZM242 54V55H241ZM256 54V55H255ZM260 54H261V57H259L260 56ZM2 55H3V57H2ZM11 55H13V57H10ZM14 55H15V57H14ZM23 55H24V57L25 58H23ZM31 55H32V57H31ZM35 55V56H34ZM36 55H38V56H36ZM50 55H52V56H50ZM70 55V56H69ZM72 55V56H71ZM80 55V56H79ZM107 55V54H106ZM121 55V56H120ZM154 55V56H153ZM176 55V56H175ZM179 55V56H178ZM197 55V56H196ZM205 55H207V57L206 58H204V57H202V56H205ZM213 55V56H212ZM7 56V57H6ZM22 56V57H21ZM28 56V58H26ZM46 56V57H45ZM62 56V57H61ZM69 56V57H68ZM105 56V55H104ZM129 56V57H128ZM159 56V57H158ZM178 56V57H177ZM190 58H189V57ZM209 56V57H208ZM224 56V57H223ZM235 56V57H234ZM244 56L245 57H247V58H245L244 59ZM258 56V57H257ZM10 57V58H9ZM17 57H19V59H17ZM21 57V58H20ZM41 57V58H40ZM45 59H44V58ZM51 57V58H50ZM61 57V58H60ZM76 57V58H75ZM78 57H80V58H78ZM88 58V61H87V59L85 60V58ZM91 57V56H90ZM98 57V56H97ZM106 57V56H105ZM126 57H128V58H126ZM131 57H133V59L131 58ZM158 57V58H157ZM193 57V58H192ZM194 57H195V59H194ZM197 57H200V58H198V59H196ZM213 57V58H212ZM215 57V58H214ZM227 58V60H226V58ZM241 57V58H240ZM256 57V58H258V59H254V58ZM263 57V58H262ZM3 58V59H2ZM13 58V59H12ZM37 58V59H36ZM83 58H84V60L85 61H87L88 63H86V62H83ZM112 58V59H113ZM126 58V59H125ZM148 58V59H147ZM152 58H154V59H152ZM156 58V59H155ZM203 60H202V59ZM210 58V59H209ZM224 58V59H223ZM250 58H252L253 60H251ZM260 58V59H259ZM12 60H14V59H16V61H17V63H16V61L14 60V61H12V62H14V64L13 63H11V61ZM25 59V60H24ZM29 59H31V61L29 60ZM41 59H42V61H41ZM44 59V60H43ZM68 59V60H67ZM72 59H74V60H72ZM81 59H82V61H81ZM106 59V58H105ZM118 59V60H117ZM121 59V58H120ZM132 59V60H131ZM187 59V60H186ZM193 59V60H192ZM215 59H217L216 61H215ZM262 59V60H261ZM7 60V61H6ZM9 60V61H8ZM19 60H21V61H19ZM27 60V61H26ZM33 60V61H32ZM46 60V61H45ZM71 60V61H70ZM78 60V61H77ZM159 60H161V61H159ZM189 60V61H188ZM210 60V61H209ZM214 60V61H213ZM219 60L220 61H222V60H225V61H222L223 62V65H222V63L220 64L219 63ZM235 60V61H236ZM242 60V61H243ZM258 60H259V62L260 63H258ZM2 61H4V62H2ZM36 61H39L38 63H39V65H38V63L36 62ZM49 61V62H48ZM59 61H60V63H59ZM74 61L75 62H79V63H76V64H78V66L74 63ZM119 61H122L120 64L118 63ZM167 61V62H166ZM169 61V62H168ZM191 61V62H190ZM197 61V62H196ZM205 61L207 62V63H205ZM215 63V64H217V65H215L213 62ZM243 61V62H244ZM263 61V62H262ZM10 62V63H9ZM25 62V63H24ZM29 62V63H28ZM35 62V63H34ZM62 62V63H61ZM72 62V63H71ZM83 62V63H82ZM129 62V63H128ZM131 62V63H130ZM153 62V63H152ZM173 62V63H172ZM199 62V63H198ZM202 62V63H201ZM204 62V63H203ZM210 62V63H209ZM244 62V63H245ZM262 62V63H261ZM15 63L17 64V67H19V68H17L16 66H15ZM48 64V65H46V64ZM57 63V64H56ZM71 63V64H70ZM104 63V62H103ZM114 63V64H115ZM146 65H145V64ZM149 63V64H148ZM159 63V64H158ZM165 63V64H164ZM188 63V64H187ZM211 63H212V65L214 66V67H216V68H214L212 65H211ZM248 63H246L247 64V66H248ZM249 63V64H250ZM9 64H12V66L11 65H9ZM19 64V65H18ZM35 64H36V66H38V67H36L35 66ZM56 64V65H55ZM61 64V65H60ZM75 64V65H74ZM84 64H86L85 66H84ZM87 64H88V66H87ZM102 63L100 62V64H99V66L101 65ZM106 64V63H105ZM126 64H127V66H126ZM128 64H129V67H128ZM133 64V65H132ZM173 64V65H172ZM194 64H196L197 66H198V64H199V66L197 67L198 68V70H197V68H195V66L196 65H194ZM200 64H201V66H200ZM203 64V65H202ZM206 64V65H205ZM208 64V65H207ZM242 64V63H241ZM256 64V65H257ZM25 65V66H24ZM46 65V67H44ZM64 65V66H63ZM71 65H73V66H71ZM81 67H80V66ZM144 65V66H143ZM162 65V66H161ZM222 65V67L220 68V66ZM226 65V64H225ZM8 66V67H7ZM11 66V67H10ZM14 66V67H13ZM27 66V67H26ZM64 67V68H61V67ZM74 66H76V67H74ZM83 66H84V68H83ZM101 66H103V64L101 65ZM132 66H133V68H132ZM157 66H159V67H157ZM162 68H161V67ZM165 66H167V67H165ZM209 66H212V67H209ZM227 66H225V67H227ZM258 66V65H257ZM29 67V68H28ZM127 67V68H126ZM136 67V68H135ZM146 67V68H145ZM147 67H149V68H147ZM153 67V68H152ZM157 67V68H156ZM164 67V68H163ZM191 67H193V68H191ZM203 67H204V69H203ZM225 67H224V69H225ZM2 67H0V69H1ZM4 68V69H5ZM15 70H13V69ZM68 68H71V69H73L72 70V72L75 70L76 72H77V74H76V72L75 73H72ZM100 69H102V70H97L98 72H99V77L101 76V73L102 74H104V72L103 71H105L104 70V68H101V67H99ZM126 68V70H124ZM163 69V70H161V69ZM190 68V69H189ZM241 68V67H240ZM260 68H258L259 69V71H260ZM3 69V68H2ZM1 69V70H2ZM16 69H17V71L19 70V73H17L16 72ZM21 69V70H20ZM22 69H23V71H22ZM55 69V70H54ZM61 69H63V70H61ZM66 69V70H65ZM132 70V72H131V70ZM134 69V70H133ZM156 69H159V71L158 70H156ZM210 69V70H209ZM35 70V71H34ZM58 69H56V67L54 68L53 67V70H51V68H50V72L48 71V74L50 75V77H48V85L50 84V86H52L53 84H55V86L56 87H58V88H55L56 89V91H61L62 92V90L64 89H62V86H64V84H65V82H64V80H63V77H65V76H63V77H61L60 78V75L57 73V71H59ZM79 70V71H78ZM81 70H83V72L84 73H87V75L86 74H84ZM86 72H85V71ZM118 70V69H117ZM130 70V71H129ZM138 70V71H137ZM141 70V71H140ZM143 70H144V72H143ZM146 70H148V71H146ZM151 70V71H150ZM166 70V71H165ZM187 70V71H186ZM197 70V71H196ZM203 70V71H202ZM216 72H215V71ZM219 70V71H218ZM4 71V70H3ZM8 71H6V72H8ZM22 73H21V72ZM25 71V72H24ZM56 71V72H55ZM62 71V72H61ZM112 71V72H113ZM121 71V70H120ZM120 71L119 72H117L118 73V75L120 74ZM162 71V72H161ZM171 71V72H170ZM185 71V72H184ZM215 73H214V72ZM222 71V72H221ZM262 71V70H261ZM264 71V70H263ZM262 71V73H264ZM16 72V73H15ZM23 72H24V76L22 75L23 74ZM29 74V76H28V74ZM33 72V73H32ZM36 72V73H35ZM40 72H41V69H40ZM54 72L55 73H57V76L59 77V79H60V81H61V79L63 80V82H61L62 84H60V85H62V86H60L58 83H57V80H56V82H55V80L54 79H58V77H54V79H52L53 78V76H56V74H54ZM101 72V73H100ZM113 72V73H114ZM130 72V73H129ZM141 72V73H140ZM158 72V73H157ZM166 72H168V73H166ZM176 72V73H175ZM200 72V73H199ZM205 72V73H204ZM211 73V72H213L214 74H212L213 76L214 75H217L218 77L220 76V79L221 80H219V79H217V77L215 76V80L218 82H215V80H213V76L211 75V74H209V76H208V74L206 75V73ZM219 72H221L220 74H219ZM224 72V73H223ZM32 73V74H31ZM44 73V74H45ZM70 73H72L73 75H71ZM112 73V74H113ZM135 73V74H134ZM147 73V74H146ZM149 73V74H148ZM162 73V74H161ZM166 73V74H165ZM176 75H174V74ZM188 75H187V74ZM201 73H204V74H201ZM216 73H218V74H216ZM18 74H20V75H18ZM26 74V75H25ZM52 74V75H51ZM129 74H130V76H132V77H130L129 76ZM133 74V75H132ZM159 74V75H158ZM179 76H178V75ZM14 75V76H15ZM31 75V76H30ZM33 75V76H32ZM35 75H36V77H35ZM40 75V74H39ZM67 75V74H66ZM79 75V76H78ZM83 76V77H81V76ZM84 75H85V77H84ZM105 75V74H104ZM147 75V76H146ZM167 75V76H166ZM171 77H169V76ZM185 75V76H184ZM12 76H13V74H12ZM52 76V77H51ZM115 76H116V73H115ZM135 76H137V77H135ZM145 76V77H144ZM150 76V77H149ZM172 76H173V78H172ZM182 76H184V78H182ZM198 76V77H197ZM16 77V76H15ZM18 77V78H19ZM26 77V78H25ZM39 77V76H38ZM87 77V78H86ZM134 77V78H133ZM140 79H139V78ZM147 77V78H146ZM155 77H156V79H155ZM158 77H159V79H158ZM163 79H162V78ZM166 77H168V78H170L171 79V81L170 80H167L168 78H166ZM224 79H222V78ZM18 78H16L17 79V81L20 79H18ZM34 80H33V79ZM50 78L52 79L51 81H53V82H55V83H52L51 81H50ZM84 80H82V79ZM95 78V77H94ZM115 80L114 81H116V79H120V75H119V77L117 76V78L116 77H113ZM136 78V79H135ZM144 78V79H143ZM150 78V79H149ZM176 78V79H175ZM196 78L198 79V80H196ZM211 78H212V81H211ZM246 78H248V77H246ZM251 78H253V77H251ZM250 78V79H251ZM22 79H21V81H22ZM68 81H67V80ZM86 79V80H85ZM119 79H118V81H119ZM132 79H134V80H132ZM147 79V80H146ZM178 79V81H175V80H177ZM183 81H182V80ZM249 79V80H250ZM32 80V81H31ZM36 80H38V79H36ZM40 80V79H39ZM77 80V81H76ZM143 82H142V81ZM161 80V81H160ZM163 80V81H162ZM164 80H167V81H164ZM182 82L181 84H180V81ZM203 80V81H202ZM223 80V81H222ZM248 79H246L245 81H249ZM252 80V79H251ZM250 80V81H251ZM254 80H256L255 78H254ZM254 80H252V82L254 81ZM261 80V79H260ZM20 81V80H19ZM18 81V83H20ZM24 81H22V82H24ZM59 80H58V82H60ZM135 81V82H134ZM140 81V82H139ZM144 81H145V83L147 84H145L144 83ZM146 81H148V82H146ZM155 81V82H154ZM184 81H186V83L184 82ZM194 83H193V82ZM196 81V82H195ZM212 83H211V82ZM214 81V82H213ZM263 81H264V79H263ZM262 80L260 81V84H261V82H262V85H264V82H263ZM37 82V81H36ZM36 82H32L31 84H33V83H36ZM76 82V83H75ZM104 83L106 82V81H103ZM168 82V83H167ZM179 83V84H177V83ZM191 82H192V84H191ZM208 82H209V86H208ZM225 82V81H224ZM99 83V84H98ZM137 83V84H136ZM143 83V84H142ZM159 83V84H158ZM166 83V84H165ZM172 83V84H171ZM188 83H189V86L187 87L186 85H188ZM197 83H198V85H197ZM203 83H204V85H203ZM217 85H216V84ZM28 84V83H27ZM52 84V85H51ZM57 84L61 87V89H60V87L59 86H57ZM65 84V85H66ZM80 84H82V87H80L81 85ZM89 84H90V82H89ZM102 84V85H101ZM136 84V86H134ZM141 84V85H140ZM155 84H156V87H159V89L161 88V86L163 85V86H165V87H162L160 90L158 89V88H156V87H154L155 86ZM158 84V85H157ZM161 84V85H160ZM165 84V85H164ZM171 84V85H170ZM182 84H184L183 86H182ZM186 84V85H185ZM199 84H200V87H198L199 86ZM210 84H211V86H210ZM220 84H222V83H220ZM98 85L100 86V87H98ZM140 85V86H139ZM160 85V86H159ZM167 85V86H166ZM175 85V86H174ZM177 85V86H176ZM178 85H180V86H178ZM197 85V86H196ZM205 85H207V86H205ZM34 87L36 86L35 84L33 85ZM32 86V87H33ZM47 86V85H46ZM50 86H47L48 88L50 87ZM54 86V85H53ZM66 86V87H67ZM89 86V88H88V90H87V87ZM171 86V87H170ZM203 86V87H202ZM205 86V87H204ZM213 86V87H214ZM19 87L21 88V86L19 85ZM19 87H18V91H19V93H20V91H22V89L20 90L19 89ZM65 87V86H64ZM70 87V88H71ZM90 87H92L91 89H90ZM94 87H97L96 88V91H97V93L99 92V96H98V94L95 92V88ZM130 87V88H131ZM151 87H152V89H151ZM173 87V88H172ZM175 87V88H174ZM178 87V88H177ZM187 87V88H186ZM190 87V88H189ZM211 87V88H210ZM51 88H53V87H50V90H52ZM68 88H69V86H68ZM68 88H66L67 89V91L69 90V93H67V91H66V89H64L65 90V95H64V97H66V100H69L70 98H68V94H70L71 95V93H70V88L68 89ZM99 88V89H98ZM131 88V89H132ZM155 88V89H154ZM165 88H166V90H165ZM169 88V89H168ZM177 88V89H176ZM196 88V89H195ZM200 88V89H199ZM202 88H204V89H202ZM206 88H208L210 91H211V93H210V91L207 89L206 90ZM35 90H36V88H34ZM34 89L32 90V91H34ZM37 89H39V88H37ZM55 89L53 88V90L52 91H55ZM73 89H75L76 90V88L74 87ZM73 89H72V91H73ZM133 89V90H134ZM171 89V90H170ZM173 89V90H172ZM180 89V90H179ZM194 89V90H193ZM199 89V90H198ZM94 90V91H93ZM99 90V91H98ZM165 90V93L168 95V93L169 94H171L172 93V95H174V96H170V95H168L166 98H165V96H164V91ZM185 90H187V91H185ZM197 90H198V92H197ZM174 91H178V92H175V94H177V95H175L174 94ZM201 91H202V93H201ZM205 91V92H204ZM208 91V92H207ZM29 92H31V89H30V91ZM35 92H38V94L40 95V93H39V91L38 90H36V91H34L33 93L35 94ZM77 92H78V90H77ZM80 92V91H79ZM93 92L95 93V95L93 94ZM107 93H109V91L107 90L106 91ZM142 92H141V94H142ZM164 93L163 95H162V93ZM171 92V93H170ZM206 92L209 94L210 93V95H207L206 94ZM73 93V98H72V96H70L72 99L71 100H73L74 98H75V95L76 94H80V93H75V95H74V91L72 92ZM106 93V94H107ZM149 95H147V94ZM186 93V94H185ZM195 93L197 94V95H195ZM30 94H32V92L30 93ZM63 94H64V91H63ZM62 94V95H63ZM81 94L80 95H78L79 96V99L81 98ZM92 94V95H91ZM106 94H105V96H106ZM158 94V96L156 97V95ZM185 94V95H184ZM188 94V95H187ZM194 94V95H193ZM204 94V95H203ZM260 94H261V92H260ZM36 95V94H35ZM67 95V96H66ZM97 95V96H96ZM109 95V94H108ZM107 95V96H108ZM160 95V96H159ZM182 95V96H181ZM191 95V96H190ZM203 95V96H202ZM206 95V96H205ZM36 96H38V95H36ZM85 96V97H84ZM95 96V98H93ZM100 96H103V97H101V99L98 101V99L100 98ZM105 97L106 99L108 98V97H110V96H108V97ZM140 96H142V95H140ZM193 96H195L196 97V99L198 98V100H196L195 99V97H193ZM209 96V97H208ZM259 96H261V99H260V97ZM41 97V96H40ZM144 96H142V98H143ZM144 97V98H145ZM171 97V98H170ZM173 97V98H172ZM174 97H176V98H174ZM178 97V98H177ZM180 97V98H179ZM193 97V98H192ZM202 97V98H201ZM204 97V98H203ZM105 98L103 99V100H105ZM143 98V99H144ZM151 98V100H153ZM189 100H188V99ZM207 98V99H206ZM210 98H212V99H210ZM76 99H78V97L76 96ZM77 100V103H79V102H82V100ZM109 99H111V98H109ZM140 100H141V98H139ZM138 99V100H139ZM145 99V100H146ZM168 99V100H167ZM172 99H177V101H175V100H172ZM181 99V100H180ZM185 100V102H184V100ZM187 99V100H186ZM211 100V102H210V100ZM263 99V101H261ZM108 100V99H107ZM112 100V99H111ZM145 100H143V101H145ZM165 100H167V101H169V100H171V101H173V102H170L169 101V103L166 101L165 102ZM183 100V101H182ZM194 100V101H193ZM202 100V101H201ZM206 101V102H204V101ZM209 100V101H208ZM76 101V100H75ZM148 102H150L149 100H147ZM178 102V103H176L175 104V102ZM196 101V102H195ZM198 101V102H197ZM243 101V102H244ZM249 101H251V102H249ZM260 101H261V103H260ZM82 102V105H84V103ZM87 102H89V106H88V104H87ZM102 102V101H101ZM107 102H109L110 103V100H108ZM147 102V103H148ZM152 102V101H151ZM163 102H165V104L163 105ZM181 102H183V104L181 103ZM188 102V103H187ZM203 102V103H202ZM208 102V103H207ZM253 102V104L251 105V103ZM254 102H256V104H257V106L256 105H254ZM199 103V104H198ZM211 103V104H210ZM260 103V104H259ZM98 104V105H97ZM180 104V105H179ZM193 104V105H192ZM206 104V105H205ZM213 104H216V106L215 105H213ZM248 104V105H247ZM259 104V105H258ZM110 106V108L109 107H107L106 108V106ZM179 107H181V108H179ZM183 105V106H182ZM196 105H197V108H196ZM205 105V106H204ZM253 107V105L254 106H256L257 108H258V113H255V112H257V111H255V110H253L252 109V107ZM261 105V107L259 108V106ZM104 106H105V108H104ZM209 106H210V109H209ZM237 106V107H238ZM84 107H85V105H84ZM101 107V106H100ZM177 107V108H176ZM185 107V108H184ZM203 107H206V109L205 108H202ZM230 107V106H229ZM248 108V111H247V108ZM256 107H254V108H256ZM109 108V109H108ZM179 110L178 112H175V110ZM179 108V109H178ZM192 108V109H191ZM257 108H256V110H257ZM180 109H182L181 111H180ZM195 111H194V110ZM198 109V110H197ZM201 111H200V110ZM240 109V110H239ZM243 109H244V111H243ZM246 109V110H245ZM85 109H83V112H85L84 111ZM173 110H174V112H175V115H173L174 114V112H173ZM189 110V111H188ZM191 110V111H190ZM205 110L207 111V114H206V112H205ZM210 110V111H209ZM234 110V111H233ZM249 110H251V111H249ZM86 111H87V109H86ZM231 113H230V112ZM241 111H243L244 113H240ZM247 111V112H246ZM253 111H255V112H253ZM263 111V112H262ZM92 112H93V109H92ZM103 112V111H102ZM173 112V113H172ZM194 112H196V113H194ZM208 112H210V113H208ZM229 112V113H228ZM97 113H100V115H97ZM181 113H184V114H182L181 115ZM186 113V114H185ZM189 113V114H188ZM191 113H193L194 115H192L191 116ZM200 113V114H199ZM215 113H218V114H215ZM253 113H255L254 115H253ZM259 113V114H260ZM91 114H93V115H91ZM172 114V115H171ZM195 114H197V116L195 115ZM203 116H202V115ZM210 114V115H209ZM221 114V115H220ZM231 114V115H230ZM246 114V115H245ZM250 114V115H249ZM260 114V115H261ZM102 115V116H103ZM162 116L163 118L162 119H160V122L158 121L159 120V118H161L160 116ZM166 115V116H165ZM167 115H168V117H167ZM169 115H171V117H173V118H171V117H169ZM178 115H180V116H183V117H180V116H178ZM189 115H190V117H189ZM201 115V116H200ZM204 115H206V116H204ZM208 115V116H207ZM226 115V116H225ZM238 115V116H237ZM242 116V117H240V116ZM102 116L100 117V118H102ZM174 116H175V119H176V121L174 120ZM178 116V117H177ZM200 116V117H199ZM215 116H217V117H215ZM138 117V119H141V120H144L143 122H142V124H141V121L140 120H136L135 121V119ZM159 117V118H158ZM187 117V118H186ZM207 117V118H206ZM227 117V118H226ZM231 117V118H230ZM233 117V118H232ZM246 117H247V119L248 118H250V119H252L251 121H250V119H246ZM253 117V118H252ZM167 118V119H166ZM169 118L172 120L173 119V121L171 122V120H169ZM193 118V119H192ZM202 118V119H201ZM206 118V119H205ZM241 118H243V119H241ZM255 118V119H254ZM264 118V117H263ZM107 119V120H106ZM113 119V120H112ZM155 119H157V122L155 121ZM166 119V120H165ZM199 119V120H198ZM219 119V120H218ZM222 119V120H221ZM230 119V120H229ZM256 119H260V120H256ZM91 120V121H92ZM165 120V121H164ZM179 120V121H178ZM196 120V121H195ZM247 120V121H246ZM89 122V124H88V122ZM107 121V122H106ZM137 121L139 122V123H137ZM170 121V122H169ZM177 121L179 122V124L177 123ZM185 121V122H184ZM201 121H204V122H201ZM220 121L222 122V123H220ZM241 121V122H240ZM244 121H246V122H244ZM250 121V122H249ZM99 122V123H98ZM124 122V121H123ZM132 122V123H131ZM166 122V123H165ZM191 122V123H190ZM210 122V123H209ZM224 122V123H223ZM254 124H253V123ZM261 122V123H260ZM97 123L99 124V125H97ZM102 125H101V124ZM105 123V124H104ZM122 123V122H121ZM130 123V124H129ZM159 123H161V124H159ZM171 123V124H170ZM176 123V124H175ZM193 123V124H192ZM235 123V124H234ZM247 123H249V124H247ZM257 123V124H256ZM260 123V124H259ZM111 126H110V125ZM120 125L121 127L119 128V127H117V125ZM125 124V123H124ZM136 124V125H135ZM137 124H139V125H137ZM157 124V125H156ZM165 124V125H164ZM229 126H228V125ZM246 125L247 124V126L246 127H241V125ZM251 124V125H250ZM101 125V126H100ZM105 125V127L103 128L102 126H104ZM109 125V127L111 128H109L110 130L109 131H111L110 133H109V131H107V126ZM154 125V126H153ZM157 127H156V126ZM167 125H169V126H167ZM178 125V126H177ZM210 125V126H209ZM220 125V126H219ZM233 125H235V126H233ZM239 125V126H238ZM248 125H249V127H248ZM256 125V126H255ZM260 127H259V126ZM132 126V127H131ZM136 126V127H135ZM140 126H142L143 127V129H142V127H140ZM89 127V126H88ZM87 127V128H88ZM124 127V126H123ZM128 127L131 129V130H128ZM174 127H176V129H174ZM181 127V128H180ZM186 127V128H185ZM231 127V128H230ZM235 127V128H234ZM237 127V128H236ZM257 127V128H256ZM259 127V128H258ZM262 127V128H261ZM90 128V127H89ZM89 128H88V130H89ZM94 128H95V126L94 127H92V129L90 128V133H91V130H94ZM96 128H95V130L94 131H96ZM103 128V129H102ZM115 128H116V130H115ZM156 128V129H155ZM167 128V129H166ZM183 128V129H182ZM211 128H212V130H211ZM214 128V129H213ZM245 128V129H244ZM81 129H83V127H81ZM98 129H99V132H100V130L102 131V133H107V135H104V134H102L101 132V134L102 135H98L99 136V138L97 139V140H95V138L97 137V135H95V137H94V134H98L99 132H98ZM113 129V130H112ZM141 131H140V130ZM189 129H190V131H189ZM218 129H219V131H218ZM250 130L249 132H248V130ZM259 129V130H258ZM84 130V129H83ZM87 130V129H86ZM104 130V131H103ZM144 132H143V131ZM179 130V131H178ZM184 130V131H183ZM201 130V131H200ZM203 130V131H202ZM247 130V131H246ZM255 130V131H254ZM258 130V132H256ZM121 131H122V135L120 136V138H119V135L121 134ZM124 131V132H123ZM129 131V132H128ZM156 131H158V132H156ZM172 131V132H171ZM174 131V132H173ZM231 131V132H230ZM238 131L240 132V133H238ZM243 131V132H242ZM253 133H252V132ZM260 131V132H259ZM88 132V131H87ZM113 132H115V133H113ZM132 132V133H131ZM141 132V133H140ZM158 133V136H157V134L156 133ZM163 132V133H162ZM183 132V133H182ZM217 133V134H215V133ZM230 132V133H229ZM237 132V133H236ZM263 132V133H262ZM83 131L81 132V137L83 136V134L85 133H83ZM89 133V132H88ZM111 134L110 135V137L111 138H113V139H110L109 137H108V139L106 138L105 139V136L107 137V136H109V134ZM120 133V134H119ZM124 133V134H123ZM127 133V134H126ZM135 133H136V136H135ZM144 133V134H143ZM155 133V134H154ZM167 133H169L168 134V136H166V135H164V134H167ZM171 133V134H170ZM245 133V134H244ZM255 133V134H254ZM259 133H262L261 135H258ZM116 134V135H115ZM137 134H138V136H137ZM143 134V135H142ZM184 135V139H183V135ZM190 134V135H189ZM204 134V135H203ZM229 134V135H228ZM231 134V135H230ZM237 136H236V135ZM240 134V135H239ZM244 134V135H243ZM85 135V134H84ZM124 135H125V139H123L124 138ZM152 135V136H151ZM153 135H155V137L157 138H153ZM163 135H164V137H163ZM170 135H172V136H170ZM199 135V136H198ZM203 137H202V136ZM209 135V136H208ZM225 135V136H224ZM232 135H233V137H232ZM258 135V136H257ZM103 136V137H102ZM115 136V137H114ZM127 136L129 137V138H131V139H129V138H127ZM140 136V137H139ZM142 136H143V138H142ZM162 137V138H160V137ZM173 136H174V138H173ZM176 136H177V138H176ZM191 136H192V138H191ZM196 136V137H195ZM234 136H236V137H234ZM238 136H240V137H238ZM243 136V137H242ZM251 136H252V138H251ZM254 136V137H253ZM256 136V137H255ZM101 137L104 139V140H106L105 141V143H104V141H103V139H102V141H101ZM134 137V138H133ZM166 137H168V139H171L172 141H173V143H174V146H176L175 148H176V150L175 151H179V152H177V154L179 155L178 157V159L177 158H175L174 156V159L175 160H173L174 162V165H172L171 167H170V165L168 166V165H166V168H168V167H170L169 169H171L170 171H168V172H165L164 170L162 171V169L160 168V167H162L163 165H164V159L163 158H165L163 155H164V153L166 152L164 149H163V145L164 144H160L161 142H163L164 143V139L166 138ZM209 137H211V138H209ZM214 137H216V138H214ZM228 137V138H227ZM262 137V138H261ZM117 138V139H116ZM137 138V139H136ZM161 139V142H159L160 141V139ZM179 138V139H178ZM195 138V139H194ZM234 140H233V139ZM236 138V139H235ZM239 138V139H238ZM261 138V139H260ZM100 139V140H99ZM114 139H116V140H114ZM143 139V140H142ZM159 139V140H158ZM186 139H187V141H186ZM200 139V140H199ZM206 139V140H205ZM210 139V140H209ZM211 139H213V140H211ZM216 139V140H215ZM220 139V140H219ZM228 139V140H227ZM251 139V140H250ZM254 139H255V141H254ZM259 139V140H258ZM85 140V139H84ZM111 140V141H110ZM114 140V141H113ZM119 140V141H118ZM123 140V141H122ZM126 140V141H125ZM130 142H129V141ZM144 140H145V142H144ZM152 142H151V141ZM170 140V141H171ZM179 141V142H177V141ZM224 140V141H223ZM240 140H244V143L242 142V141H240ZM261 140H263V141H261ZM82 141H83V137H82ZM118 141V142H117ZM132 141H134V142H132ZM136 141V142H135ZM144 143H143V142ZM149 141V142H148ZM198 141V142H197ZM215 141H217V142H215ZM228 142V143H226V142ZM235 141H238V142H235ZM253 141V142H252ZM261 141V142H260ZM88 142V143H87ZM87 142H84L85 143V145L87 146V144H88V146H90L91 147V145L92 144H96V142H94V143H92L93 142V140L92 141H87ZM91 143V145H90V143ZM114 142V143H113ZM122 142V143H121ZM125 142V143H124ZM132 142V143H131ZM151 142V143H150ZM191 142V143H190ZM209 142V143H208ZM234 142H235V144H234ZM239 142L240 143H242V147H241V145L239 144ZM256 142H258V143H256ZM260 142V143H259ZM83 142H82V144H84ZM87 143V144H86ZM111 143L113 144L112 145V147L113 146H116V148L115 147H111ZM118 143H119V145H118ZM136 143V144H138L136 147H138V149H136V147H135V149L133 150V148H134V144ZM143 143V144H142ZM158 145H157V144ZM176 143V144H175ZM180 144V145H182V146H180V145H178V144ZM193 143V144H192ZM200 143V144H199ZM203 143V144H202ZM220 143H222V144H220ZM250 143V144H249ZM94 144V145H95ZM100 144L99 143H97V145H99L100 146ZM124 144V145H123ZM149 146H148V145ZM155 144V145H154ZM187 144V145H186ZM207 144V145H206ZM214 144V145H213ZM224 144H226V145H224ZM254 144V145H253ZM256 144V145H255ZM258 144H262V145H258ZM94 145H92V146H94ZM109 145H110V147H109ZM118 145V146H117ZM141 145V146H140ZM142 145H145V146H142ZM163 146V147H161V146ZM195 145V146H194ZM216 145V146H215ZM223 145V146H222ZM234 145H236V146H234ZM250 145H251V147H252V150H251V147H250ZM87 146V148L88 149H91V150H95V149H92V148H95V146L94 147H92V148H90V147H88ZM129 146V147H128ZM158 146L159 147H161L159 150L157 149L158 148ZM177 146H178V148H177ZM188 146V147H187ZM190 146V147H189ZM195 148H194V147ZM197 146V147H196ZM206 146V147H205ZM218 146V147H217ZM240 146V147H239ZM120 147V148H119ZM123 147V148H122ZM133 147V148H132ZM143 147V148H142ZM182 147V148H181ZM205 147V148H204ZM214 147V148H213ZM223 147V148H222ZM237 147V148H236ZM239 147V148H238ZM245 148H247L248 149V147H246V146H244ZM254 147V148H253ZM258 147V148H259ZM259 148V149H262V148ZM110 148V149H109ZM112 148V149H111ZM117 148L119 149L118 150V152H117ZM128 148H129V150H128ZM185 148V149H184ZM200 148V149H199ZM222 149V152H220L221 151V149ZM228 148L229 149H231V150H228ZM232 148H233V150H232ZM236 148V149H235ZM115 149H116V156L114 157V155H115V153H114V155H112L111 154V152L113 151H115ZM141 149L142 150H144V152L143 151H141ZM145 149H147V150H145ZM156 149V150H155ZM180 149V150H179ZM183 149V150H182ZM190 149V150H189ZM194 149H196L195 151H194ZM201 149H202V152L203 151H207L208 149V151L207 152H209V155L210 154H212V155H210V156H208L207 154V152H204L207 156H205L204 157V153H200L201 152ZM204 149V150H203ZM217 149V150H216ZM220 151H219V150ZM247 149H244L245 150V152H247L246 150ZM257 149V148H256ZM112 150V151H111ZM163 150V151H162ZM211 150V151H210ZM226 150V151H225ZM228 150V151H227ZM120 151V152H119ZM133 151V152H132ZM159 151V153H157ZM191 152V153H189V152ZM194 151V152H193ZM198 151V152H197ZM200 151V152H199ZM215 151V152H214ZM223 151H225V154H224V152ZM112 152V153H113ZM127 152H128V154H127ZM139 153V154H137V153ZM147 152V153H146ZM152 152V153H151ZM155 152V153H154ZM217 152H219L220 154L221 153H223L225 156H223V158H222V155L223 154H221V155H219V153H217ZM125 153V155L127 154V156H125V155H123ZM133 153V154H132ZM135 153H136V155H135ZM141 153H145L146 154V158H145V160H144V158L143 159H138V158H141L140 156H142V154ZM160 153H161V155H160ZM162 153H163V155H162ZM181 155H180V154ZM200 154L199 156H197L196 154ZM132 154V155H131ZM144 154V155H145ZM155 154V155H154ZM158 154V155H157ZM184 154H185V156H184ZM216 154V155H215ZM111 155H112V157H111ZM140 155V156H139ZM149 155V156H148ZM151 155V156H150ZM160 155V156H159ZM189 155V156H188ZM192 155V156H191ZM219 155V156H218ZM123 156H125V158L123 157ZM165 156H166V153H165ZM199 157V158H201V161H200V159H198L197 157ZM201 156H203V157H201ZM126 157H127V160H126ZM143 157V156H142ZM149 157V158H148ZM151 157V158H150ZM156 157V158H155ZM159 157H160V160H159ZM167 157V156H166ZM177 157V156H176ZM195 158V160L196 161H199L200 162V164L198 165V163L196 162V161H194V158ZM123 158V159H122ZM133 158V159H134ZM155 158V159H154ZM181 158V159H180ZM183 158V159H182ZM185 158V159H184ZM192 158V159H191ZM128 159H129V161H128ZM150 159V160H149ZM119 160H117V161H119ZM132 160V161H131ZM141 160V161H140ZM145 162H144V161ZM161 160H163L162 162H161ZM203 160V161H202ZM114 161H116V159L114 160ZM134 161H135V159H134ZM143 161V162H142ZM160 161V162H159ZM176 161V162H175ZM182 161H184V162H182ZM186 161V162H185ZM120 162V161H119ZM129 162V163H128ZM137 162L136 163H134V164H136L137 165ZM148 162H150V163H148ZM164 162V163H163ZM191 162H193L192 163V165L194 164L195 166H196V171H198L199 172V175H198V172H197V175H196V172L194 173V169L193 168H195V167H193L192 169H189L190 168V165H189V163H191ZM175 163H177L176 165H175ZM186 163V164H185ZM196 163V164H195ZM132 164V163H131ZM185 164V165H184ZM142 166V165H141ZM168 166V167H167ZM187 166H189V167H187ZM179 167V168H178ZM201 167V166H200ZM173 168V169H172ZM185 168V169H184ZM160 169H161V171H160ZM178 169V171H176V170ZM189 171H188V170ZM209 169V168H208ZM146 170H147V172H146ZM173 170H175L176 171V174H175V171H174V173L173 172H171V171H173ZM183 170H184V175L186 176V177H183L182 176V174H183ZM187 172H186V171ZM190 170H192L193 172H191ZM179 171H180V173H182V174H180L179 173ZM219 171H220V169H219ZM256 172H257V170H255ZM255 171H252V172H255ZM138 172V171H137ZM171 172V173H170ZM189 172H190V174H189ZM221 172V171H220ZM145 173H147V174H145ZM151 173V172H150ZM165 173V174H164ZM167 173V174H166ZM174 174V176H173V174ZM187 173H188V175H187ZM193 173V174H192ZM201 173V174H200ZM202 173H205V175H207V176H212V178H210V177H205V178H207V179H205V178H203V179H205L204 181H208V183H207V185H206V183H204L203 181V184L202 183H199L201 180H203V179H201L200 177L202 176ZM213 173V174H212ZM148 174H149V176H148ZM161 174L162 175H164L163 177L161 176ZM195 174V175H194ZM208 174H209V171H208ZM137 175V174H136ZM140 175H142V177L140 176ZM147 175V176H146ZM168 177H167V176ZM196 178V177H198V179L200 178L201 180L199 181H196L197 180V178H196V180H193V176ZM205 175H203V176H205ZM262 175H263V173H262ZM145 176V177H144ZM158 176V177H157ZM161 176V177H160ZM179 176V177H178ZM136 177V178H135ZM141 177V178H140ZM144 177V178H143ZM148 178V180H146L145 178ZM151 177V179H149ZM154 177V178H153ZM165 177H167L165 180L164 179H162V178H165ZM180 178V180H178L177 178ZM193 177V178H192ZM263 177V176H262ZM169 178V179H168ZM171 178V179H170ZM187 180H186V179ZM189 178V179H188ZM190 178H192V179H190ZM194 178V179H195ZM210 178V179H209ZM214 178V179H213ZM153 179H155L154 181H150V180H153ZM256 179V178H255ZM145 180V181H144ZM176 180H178L177 182H175ZM184 182V181H187V182H182V181ZM192 180V181H191ZM210 180V181H209ZM258 180V179H257ZM193 181H195V182H197L199 185H201V186H197L196 185V187L194 186V182ZM256 181V180H255ZM130 182V181H129ZM134 182V183H133ZM139 182V185L141 184ZM191 182H192V184H191ZM250 183V186H251V188L250 187H248V185H246L247 183ZM157 183V182H156ZM187 183H190V184H187ZM240 183V184H241ZM170 184H171V186H170ZM186 185V187H187V189H186V187H185V185ZM218 184V183H217ZM244 184V185H243ZM138 185V186H139ZM148 185V184H147ZM151 185V184H150ZM148 186V187H151V188H154L155 187V185H152V186ZM161 185V186H160ZM184 186L183 188L181 187V186ZM193 186V188H190L191 186ZM203 185H206V186H209L210 187V189H214L213 191H214V193H213V191L212 190H210L209 189V187L207 188L206 186H203ZM212 185V186H211ZM216 185V186H215ZM245 185H246V188H245ZM255 185V186H254ZM258 185V187H256ZM154 186V187H153ZM163 186V187H162ZM165 186H166V188H165ZM171 188H170V187ZM237 188H236V187ZM134 187L133 186H131V188H130V190H133L134 192H135V194H134V192L132 193V194H134L135 196H136V190H134ZM140 187V186H139ZM156 187V188H157ZM161 187V188H160ZM180 188L179 190H177V188ZM198 187V189H196ZM215 187L217 188V187H219V190L221 189V191L220 192H218L217 193V191H218V188H217V190L215 189ZM253 187H256L257 189H254ZM138 188V187H137ZM137 188H135V189H137ZM167 188H168V191H167ZM173 188H174V190H173ZM207 190V191H209V193L210 192H212V193H208L205 189ZM236 188V189H235ZM140 189L141 188H139V189H137L139 192H140ZM143 189H141V191L143 190ZM164 189H166V191L164 190ZM170 189V190H169ZM183 189V190H182ZM195 189V190H194ZM201 189V190H200ZM231 189V190H232ZM237 189H238V191H237ZM241 189H243V190H245V191H243V190H241ZM258 189H261L260 191L258 190ZM165 192H164V191ZM193 192H192V191ZM198 192H197V191ZM207 192V194H209L208 196L209 197H207V195H206V193H205V191ZM248 190V191H247ZM252 192H251V191ZM254 190H256V192L257 191H259V192H254ZM138 191H137V195H138ZM151 191H153V189H151ZM169 191H170V193H172L171 191H175L174 192V195H173V193H172V196L173 197H170L171 196V194L169 193ZM183 191H185V192H183ZM194 191H196V192H194ZM201 193H200V192ZM204 191V192H203ZM215 191H216V194H218V195H216L215 194ZM234 191H236L237 193H233ZM240 191H241V195H240ZM243 191V192H242ZM251 193H250V192ZM261 191H263V193L261 192ZM143 192H141L142 194H144ZM163 192V193H162ZM177 192V195H178V197H177V195L175 194ZM183 192V194L185 195V193H186V198L185 197H181V196H183V194H181L180 196H179V194L180 193H182ZM191 194H195V195H191ZM226 192V193H225ZM247 192H249V193H247ZM254 192V193H253ZM141 193H140V195H141ZM164 193H166L165 195H164ZM202 193H204V197H202ZM226 195H225V194ZM232 193L234 194V195H232ZM239 193V194H238ZM242 193L244 194L245 193V197H244V195L242 196ZM260 193H262V195L260 194ZM187 194H188V196H189V201H188V196H187ZM197 194H198V196H197ZM211 194H212V196H211ZM214 194V195H213ZM228 194H230V193H228ZM237 194L239 195V196H237ZM251 194V195H250ZM253 194H254V196H253ZM258 195V197H259V199L257 198V200H256V197H257V195ZM133 195V196H134ZM167 195H170L169 197L172 199V200H176V198H178L177 200H178V202H179V204H178V202L177 201H172L171 199V201L172 202H168V200L169 199H167L166 200V204L164 203V198L165 197H167ZM215 195L217 196L216 198H214L215 197ZM259 195H261V198H260V196ZM158 196V197H157ZM163 196V197H162ZM191 196V197H190ZM193 196V197H192ZM201 196V197H200ZM206 196V197H205ZM214 196V197H213ZM232 196V197H231ZM234 196H236V197H234ZM242 196V197H241ZM263 196V197H262ZM153 197V198H154ZM176 197V198H175ZM181 199H180V198ZM195 197V198H194ZM197 197H200V199H198ZM211 197V198H210ZM212 197H213V199H215V200H213L212 199ZM242 199H240V198ZM246 197L248 198L247 200H246ZM251 197V198H250ZM163 198V199H162ZM202 198H205V199H207V200H205L206 201V203H204L205 201H204V199H203V201H202ZM209 198V199H208ZM226 198V199H225ZM232 198V199H231ZM233 198H234V200H233ZM239 198V199H238ZM253 198V199H252ZM255 198V199H254ZM163 201H162V200ZM195 199V200H194ZM196 199H197V201H196ZM212 201H211V200ZM235 199H237L238 200V202H237V200H235ZM249 199H250V201H252V203L249 201ZM154 199H152V201H153ZM180 200V201H179ZM185 200H186V202H185ZM192 202H191V201ZM201 200V201H200ZM211 201L210 203H209V201ZM226 200V201H225ZM231 200H233V203H232V201ZM254 200V201H253ZM255 200L257 201V202H255ZM261 200V201H260ZM263 200V201H262ZM162 201V203L160 204V205H163V206H160L159 205V207H158V204H157V206H156V204H155V202L156 203H158V202H161ZM182 201V202H181ZM195 201H196V203H195ZM199 201V203H197ZM213 201H215L216 202V204H215V202L213 203ZM227 201H228V206L226 205L227 204ZM230 201V202H229ZM235 201V202H234ZM246 201V202H245ZM260 201V203L258 204V202ZM187 202H188V204H187ZM193 202H194V204H193ZM202 202V204H201V207H200V205H198V204H200ZM249 203V204H245V203ZM261 202H263V203H261ZM164 203V204H163ZM174 203V204H173ZM187 204V205H184V204ZM193 205H192V204ZM208 203V204H207ZM226 203V204H225ZM168 204V205H167ZM190 204V205H189ZM197 204V205H196ZM211 205V206H208V205ZM229 204H230V206L232 207H230L229 206ZM232 204V205H231ZM256 204H258V206L256 205ZM164 205H166V206H164ZM170 205H173V206H170ZM176 205V206H175ZM177 205L179 206L178 208H177ZM227 207H226V206ZM242 205V206H241ZM186 206H188V207H186ZM190 206V207H189ZM192 206V207H191ZM195 208H194V207ZM199 206V207H198ZM203 206H205V208H207L208 207V210H205V208L203 207ZM207 206V207H206ZM222 206H224V207H222ZM245 206V207H244ZM154 207V208H153ZM164 207V208H163ZM184 207V208H183ZM196 207H198V208H196ZM211 207H213L212 209H211ZM225 207L228 209V210H226L225 209ZM243 208V210L241 209L240 210V208ZM256 207V208H255ZM259 207H260V209H259ZM200 208H202V211H201V209ZM237 208V209H236ZM247 208V209H246ZM146 209V210H145ZM175 209H177V210H175ZM184 209H185V211H184ZM187 209L190 211H187ZM211 209V210H210ZM218 209H220V210H218ZM224 209V210H223ZM238 209H239V211H238ZM246 209V210H245ZM254 209V210H253ZM150 210V211H149ZM152 210H155V211H152ZM163 210V211H162ZM172 210V211H171ZM180 210V211H179ZM197 210V211H196ZM199 210V211H198ZM204 210V211H203ZM209 210H210V212H212V213H210L209 212ZM214 210V211H213ZM250 210H252V211H250ZM113 211V210H112ZM147 211V212H146ZM183 211H184V215H183ZM221 211V212H220ZM230 211V212H229ZM243 211H245V212H243ZM42 212H44V211H42ZM142 212H143V214H142ZM156 212V213H155ZM165 214H164V213ZM179 213V215H178V213ZM188 212V213H187ZM197 212V213H196ZM205 212V213H204ZM207 212V213H206ZM210 214H209V213ZM217 212V213H216ZM40 212H38V214H39ZM152 213H153V215H152ZM194 213V214H193ZM196 213V214H195ZM201 213V214H200ZM204 213V214H203ZM222 213V214H221ZM244 213V214H243ZM258 213V214H257ZM262 215H261V214ZM44 214H46V213H40V215L39 216H42V215H44ZM148 214V215H147ZM156 214V215H155ZM161 214V215H160ZM170 214H171V216H170ZM176 214V215H175ZM214 214V215H213ZM252 214V215H251ZM152 215V216H151ZM189 215V216H188ZM197 215H199V216H197ZM201 215V216H200ZM229 215V216H228ZM75 216V215H74ZM161 216V217H160ZM170 216V217H169ZM177 216L179 217L178 219H177ZM211 216V217H210ZM213 216V217H212ZM218 216V217H217ZM220 216V217H219ZM246 216V217H245ZM254 216V217H253ZM258 216V217H257ZM165 217V218H164ZM172 217V218H171ZM251 217V218H250ZM158 218V219H157ZM162 218V219H161ZM174 218V219H173ZM188 218V219H187ZM197 218V219H196ZM217 218V219H216ZM242 218V219H241ZM153 219V220H152ZM166 219V220H165ZM181 219V220H180ZM193 219V220H192ZM216 219V220H215ZM225 219V220H224ZM256 219V220H255ZM150 220V221H149ZM174 220V221H173ZM176 220V221H175ZM198 220H199V223H198ZM205 220V221H204ZM214 220V221H213ZM165 221V222H164ZM184 221H185V223H184ZM209 221V222H208ZM38 222H39V220H38ZM38 222H36L37 224L36 225H40V224H42V226L44 225L43 224V222H41V220H40V222L38 223ZM148 222V223H147ZM164 222V223H163ZM180 222V223H179ZM192 222H193V224H192ZM212 222V223H211ZM218 222V223H217ZM223 224H221V223ZM252 222H254V223H252ZM256 222H257V224H256ZM95 223H97V222H95ZM140 223H142V224H140ZM170 223H171V225H170ZM217 223V224H216ZM238 225H237V224ZM261 223H262V225H261ZM154 224V225H153ZM176 224V225H175ZM182 224V225H181ZM186 224V225H185ZM150 225V226H149ZM157 225V226H156ZM180 225V226H179ZM192 225V226H191ZM254 227H253V226ZM41 226V225H40ZM41 226V227H42ZM157 228H156V227ZM213 226V227H212ZM228 226V227H227ZM83 227V228H82ZM82 227H80V226H78L77 228L78 229H80L81 228V230H80V232H82L83 234H84V232H85V234H87V236H88V239H89V237H91L92 236V239L93 238H95V235L93 236V234L92 233H90V230L89 229H87L88 227L86 226H82ZM181 227V228H180ZM43 228H45V230H46V227H44L43 226ZM42 228V229H43ZM151 228V229H150ZM154 228V229H153ZM201 228V229H200ZM224 228V229H223ZM231 228V229H230ZM242 228V229H241ZM86 229H87V231L91 234V236H90V234L89 233H87V231H86ZM173 229V230H172ZM212 229H213V231H212ZM44 230V231H45ZM98 230V232H96ZM181 232H180V231ZM198 230V231H197ZM216 230V231H215ZM227 230V231H226ZM236 230V231H235ZM243 230V231H242ZM47 231V230H46ZM84 231V232H83ZM165 231H166V233H165ZM177 231V232H176ZM202 231V232H201ZM185 232V233H184ZM237 232V233H236ZM82 233L81 234H79V236L81 237H86L85 239L87 240V236L84 234V235H82ZM163 233V234H162ZM184 233V234H183ZM186 233H190L189 235L187 234L186 235ZM210 233V234H209ZM213 233V234H212ZM216 233H217V235H216ZM68 234V235H67ZM66 235V237H68L69 236V233H67ZM89 234V235H88ZM97 234H99V235H97ZM206 234H207V236H206ZM227 234V235H226ZM109 235V236H108ZM120 235V236H119ZM176 235V236H175ZM182 235H184V236H182ZM195 235V236H194ZM203 235V236H202ZM205 235V236H204ZM209 235V236H208ZM211 235V236H210ZM231 235V236H230ZM244 235V236H243ZM102 236V235H101ZM100 236V237H101ZM106 236L108 237V238H110V236H112L113 237V240L114 239H116V240H114V242L116 243L117 241V243L115 244L114 242H113V240H112V237H111V242L108 240V238H106ZM155 236V235H154ZM213 236V237H212ZM246 236H248V237H246ZM80 237H78V238H80ZM81 237V238H82ZM103 237V236H102ZM141 237H143V236H141ZM166 237H167V239H166ZM208 237L209 238H211V239H208ZM237 237V238H236ZM77 238V237H76ZM75 237H74V239H76ZM78 238L76 239V242L77 241H79L78 243V246L80 245V243L82 242V241H86L84 238L83 239H81L82 241H80V240H78ZM138 238V237H137ZM144 238H145V236H144ZM144 238H143V240H144ZM177 238V239H176ZM185 238V239H184ZM190 238V239H189ZM200 238V239H199ZM205 238V239H204ZM242 238V239H241ZM261 238V239H260ZM173 239H174V242L176 243V242H178V241H180L181 242V245L179 244L180 242H178L177 244H175L174 242H173ZM202 239V240H201ZM213 239V240H212ZM244 239V240H243ZM69 240V239H68ZM68 240H64L66 243L65 244H67V242H68ZM71 240V239H70ZM127 240H131V242H127L126 241V243H124L125 241ZM137 240V241H136ZM181 240H183V242L181 241ZM186 240V241H185ZM191 240H193V241H191ZM218 240V241H217ZM230 240V241H229ZM239 240V241H238ZM261 240V241H260ZM73 241V239L71 240V244L73 243L72 242ZM160 241H162L163 242V244L162 243H160ZM201 241H203V242H201ZM208 241V242H207ZM225 241V242H224ZM252 241V242H251ZM74 242H75V240H74ZM87 243H88V240L86 241ZM105 242V243H106ZM113 242V243H112ZM132 242H134L133 244H131ZM171 242V243H170ZM184 242H186V244L188 245V242L190 243L189 245H188V247L186 246V244H184ZM210 242V243H209ZM213 242V243H212ZM217 244H216V243ZM221 242H223V243H221ZM230 242V243H229ZM239 242V243H238ZM82 243H84V245L82 244ZM81 243V246L80 247H83V246H85L87 243H85V242H82ZM124 243V244H123ZM138 243V244H137ZM168 243H170V244H168ZM202 243V244H201ZM208 245H207V244ZM233 243H234V245H233ZM71 244H67V246H70ZM74 244V243H73ZM73 244L70 246V247H72L73 246ZM113 244H115V245H113ZM126 244H129V245H126ZM130 244H131V246H130ZM135 244V245H134ZM166 244H167V246H166ZM194 244H197V246L195 247V246H193ZM200 244V245H199ZM210 244V245H209ZM212 244V245H211ZM215 244V245H214ZM218 244H220V245H218ZM230 244V245H229ZM236 244L238 245V246H236ZM242 244V245H241ZM74 245H77V244H74ZM126 245V247H124ZM132 245H133V248H130V247H132ZM171 246L172 247V245H173V247H174V249H176V250H174V249H171V247H169V246ZM176 245H177V247H176ZM201 245H203L202 247L203 248H200L201 247ZM206 245V248L204 247ZM217 245V246H216ZM222 245V246H221ZM225 245V247H223ZM241 245V248H242V246H243V248H245L246 249V247H248V249L250 250H246V251H243V250H245V249H240V246ZM51 246V245H50ZM66 246V245H65ZM112 246H113V248H112ZM123 246V247H122ZM130 248V249H128V247ZM135 246V247H134ZM151 246H152V248H151ZM165 246V247H164ZM182 246H184V248L182 249L181 247ZM187 248H189V249H187ZM190 246L192 247L191 248V255H190V252H188L189 250H190ZM200 246V247H199ZM208 246V247H207ZM246 246V247H245ZM252 246V247H251ZM55 247V246H54ZM57 247V246H56ZM55 247V248H56ZM69 247V250L67 249V251L69 252V254H70V252L71 251H76V252H78V249L77 248H79V247H77V248H75L74 249V246H73V248H70ZM87 247H88V245H86V252H85V250L83 251L82 249L84 248H79L80 250H82L83 251V253L85 252V254H82V256L84 257V260L86 261V259H85V256L87 257V250H89V249H87ZM167 247H168V249H167ZM172 247V248H173ZM239 247V248H238ZM251 249H250V248ZM67 248V247H66ZM65 248V249H66ZM110 250H109V249ZM126 248V249H125ZM145 248V249H144ZM149 248H151V249H149ZM163 248H166V249H163ZM201 249V251H200V249ZM231 248V249H230ZM257 248V249H256ZM261 248H263V249H260ZM73 249V250H72ZM120 249V250H119ZM121 249H125L126 251L127 250H129V251H127V252H125V250L124 251H122ZM133 249V250H132ZM159 249H161L160 250V252H159ZM181 249V250H180ZM194 249V250H193ZM197 249H199V250H197ZM202 249H204L203 251H202ZM206 249V250H205ZM218 249H219V251H218ZM233 249V250H232ZM238 249V250H237ZM253 249V250H252ZM258 250V251H256V250ZM118 250V251H117ZM153 250H155L154 252H153ZM166 250V251H165ZM186 250V251H185ZM196 250V251H195ZM252 250V251H251ZM64 251V250H63ZM121 251V252H120ZM132 251H133V253H132ZM170 251V252H169ZM194 251V252H193ZM200 251V252H199ZM220 251H222V252H220ZM255 251V252H254ZM65 253H63V254H66L67 252H66V250L64 251ZM73 252H71V256H73V254L76 256L77 254H80V252L81 251H79V253H73ZM90 252V251H89ZM114 252H113V254H114ZM122 252H123V254L124 255H126V256H124L125 257V260H123L124 259V257H123V254H122ZM125 252V253H124ZM131 252V253H130ZM140 252V251H139ZM156 252H159V253H156ZM163 252H164V254H163ZM167 252V253H166ZM175 252V253H174ZM182 252V253H181ZM245 252V253H244ZM250 252V253H249ZM252 252V253H251ZM254 252V253H253ZM260 252V253H259ZM60 253H62L61 251H59V254ZM110 253V252H109ZM109 253H107V254H105L106 256L107 255H110ZM126 253H130V254H126ZM153 253H155V254H153ZM171 253V256L169 255ZM180 253V254H179ZM194 253H196V254H194ZM217 255H216V254ZM234 253H237V254H234ZM63 254H60V255H63ZM68 254V253H67ZM66 254V255H67ZM119 254L121 255V256H119ZM174 254L176 255V257L174 256ZM183 254V255H182ZM193 254V255H192ZM207 254V255H206ZM209 254H210V256H209ZM233 254V255H232ZM245 254V255H244ZM254 254V255H253ZM257 254V255H256ZM263 255V256H261V255ZM59 255V256H60ZM66 255H64V256H66ZM69 255V256H70ZM81 255V254H80ZM85 255V256H84ZM112 255V254H111ZM110 255V256H111ZM155 255V256H154ZM158 255V256H157ZM172 255H173V257H172ZM223 255V256H222ZM235 255V256H234ZM243 255H244V257H243ZM250 255V256H249ZM252 255V256H251ZM258 255H260L259 256V259H258ZM82 256H79V255H77V257H81L82 258ZM113 256H111V257H113ZM129 258H128V257ZM131 256V257H130ZM147 256H149V258L147 257ZM157 256V257H156ZM161 256H162V258H161ZM168 256H169V258H168ZM183 256H184V258H183ZM191 256V258H189ZM206 256V257H205ZM239 256V257H238ZM254 256V257H253ZM67 257H68V255H67ZM76 257V258H77ZM105 257V256H104ZM109 257V256H108ZM151 257H152V260H151ZM157 259H156V258ZM159 257V258H158ZM179 257V258H178ZM202 257V258H201ZM214 257V258H213ZM233 257H234V259H233ZM249 257V258H248ZM78 258V259H79ZM126 258H128V259H132L133 260V262H132V260H129L128 261V259H126ZM144 258V259H143ZM145 258H147V259H145ZM153 258H154V260H153ZM211 258V259H210ZM238 258V259H237ZM242 258V259H241ZM252 258H254V259H252ZM72 260H74L75 259V257H74V259H73V257L71 258ZM106 259V261L104 260V258L102 259L103 260V262L105 261V262H111V263H113L114 262V259H113V262L112 261H110L111 260V258L109 257V258H105ZM107 259H110V260H108L107 261ZM134 259H136V260H134ZM203 259H206V260H203ZM241 259V260H240ZM255 259H258L257 261L255 260ZM82 260H83V258H82ZM81 259H80V261H82ZM83 260V261H84ZM156 260V261H155ZM170 260V261H169ZM235 260H236V263H235ZM238 260V261H237ZM243 260V261H242ZM253 260H255V261H253ZM82 261V263L83 264H85V261L83 262ZM143 261V262H142ZM152 261V262H151ZM166 261H168V262H166ZM193 261V263H191ZM203 261V262H202ZM217 261H218V263H217ZM233 261H234V263H233ZM244 261H245V263H244ZM129 262V263H128ZM135 262H137V263H135ZM140 262V263H139ZM185 262V263H184ZM205 262V263H204ZM232 262V263H231ZM259 262V263H258ZM108 263V264H109ZM115 263H116V259H115ZM122 263V264H123ZM238 263V264H239ZM114 264V263H113Z\"/></svg>","mask_w":264,"mask_h":264}]
</instances>
